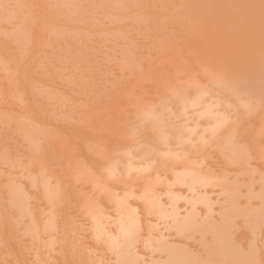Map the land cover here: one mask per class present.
Masks as SVG:
<instances>
[{"label":"rangeland","instance_id":"obj_1","mask_svg":"<svg viewBox=\"0 0 264 264\" xmlns=\"http://www.w3.org/2000/svg\"><path fill=\"white\" fill-rule=\"evenodd\" d=\"M22 1V2H21ZM24 1V2H23ZM31 1V0H30ZM29 0H0V40L2 41L1 42V44H3L4 46H2L1 44H0V98H1V96H2V98L0 99V100H2V101H0V104H1V106H0V111H1V116H0V127L3 129V130H0V135H2V136H0V152H2V153H0V159L2 160H0V169H2L3 170V172L1 171V173H0V177L2 178H0V194L2 195H0L2 198H4L5 200H8L9 202H7V201H4V199H2V198H0V218L2 217V219H0V226L2 227H0V235L1 236H3L2 235V233H4V235H5V231H4V227L6 228L7 226H9V229H10V231L11 232H8L6 235H8V237L6 236V237H4V238H2L1 236V243H0V252H1V254H0V264H9V263H11V264H14V262H15V264L17 263V264H21V262H24V264H26V261H27V264H30V262L33 264V262L36 264H45V263H47V264H65V262H66V264H75V262H78V264H79V262L81 263V264H99V263H101V264H106L105 262H107L108 260V264H110V263H112V264H115V263H118L119 262V264H120V261L119 260H117L118 258L116 257V254H118L119 255V253H113L112 251H115V250H117L120 246L119 245H121V247L120 248H122V243H123V239H124V241L126 242V244L128 245V243H127V239L128 238H130L131 236H130V233L132 232V231H135V229L137 230L138 228H136L135 227V225H134V221H133V219H132V217H130L131 215H132V213H133V215L132 216H134L135 214L136 215H138V216H134L135 218L137 217V219H135V220H137V222L139 223V224H141V225H139L137 222H136V226L138 227V226H140L139 227V233L138 232H136V233H138V235H140V236H138L137 238L138 239H136V237L134 238L133 236L130 238L131 240H132V238H134V241H136V240H138L137 241V243L136 242H134V243H136V244H131L132 242H130V240H129V244H131V245H126V247H128L127 249L128 250H126V251H129V252H131L132 250V254H134L133 252H134V249H135V253H137L136 254V256L137 257H135V255H134V257H135V261H133V262H135L136 264H159V262H165L166 264H167V262H166V255H167V252H163V251H165L164 249L165 248H168V247H170V248H173L174 247V249L175 248H177L178 247V249L179 250H177V251H179V252H181L180 250H182V252H181V254L183 253V251H184V253H190V255H189V257L191 258V259H195V258H198L199 259V257H198V254H197V252L199 251H201L202 252V249H203V251L204 250H206L207 251V249L206 248H208V250H210L209 248H211V250L213 249V254L215 253L216 254V252L217 253H219V250H215V248L216 247H218L219 245H220V248L218 247V249H222V248H224V252H222V250H221V254H227V252H225V250L227 251V248L226 247H224V245H222V243H220V239L217 241V239L218 238H216L215 237V240H214V237L212 236V232H210V231H207L208 229H209V227H208V229L207 228H204L205 227V225H204V227H203V225H199L198 224V222L200 223V221H201V223L200 224H207V223H205V222H203L202 223V221H204V219L207 221V220H209L210 218V220H211V222L213 223V221H214V219H215V221L217 220V222H215V224L216 223H219V221L218 220H220V222L221 221H223L224 219H227V218H222L224 215V217H229L230 216V218H228V220H229V222H228V220H227V222H226V226H223V225H225V222L223 221V222H221V223H224V224H222V225H220V226H222V228L224 227V228H226V229H228V227H229V229L228 230H226V231H229V232H227L228 234H230V235H228V238H227V236H226V238L229 240V238L231 237L232 239H231V242H230V240L228 241V240H226V238L225 239H223L224 240V243L226 242L227 244L226 245H228V242H230L229 243V245L227 246L228 247V249H229V252L231 251V255H233L234 253H236L235 251H238V250H233V248H234V246L236 247V249H237V246H236V242H237V245H238V242H240V246H242V248L243 249H246V253L244 252L245 250H242V248L240 247V249L242 250L241 252H239L238 251V253H245L246 255H249V254H251V255H253L254 256V252H252L251 250H249V248L252 246H254L252 249L253 250H256L255 252V254H257L256 256L257 257H259V259H260V261H259V259H257V258H255V259H257L259 262H260V264H264V261H262V260H264V257H262L261 258V256H264V205H263V207H262V204H264V202H261V201H263L264 200V152H262V151H264V41H263V39H264V37H261V36H263V33H264V31H263V33H262V35H261V31H262V29L264 30V8H262V7H264V6H262V4H264V3H261V2H263V0L261 1H256V0H250V3H249V1H247V0H219V2L217 1V0H151V1H149V4L147 3V1H146V3L148 4V7H144V1H139V0H135V1H133V0H104V2L102 3V2H100V0H99V2H98V0H96L97 2H95L94 4L93 3H88V2H90V1H87V3H85V4H83L82 3V1L83 0H76V1H71V0H32V2H30ZM71 1V2H70ZM80 1V2H79ZM92 1H95V0H92ZM101 1H103V0H101ZM133 3H135V4H133L132 5V2ZM236 1V2H235ZM238 1V2H237ZM28 2H30V3H35V2H37V3H35V4H30V3H28ZM43 2V3H42ZM70 2V3H69ZM74 2H75V4H74ZM140 4H139V3ZM202 2H204V3H202ZM216 2V3H215ZM217 2H218V4H220V6L217 4ZM222 2V3H221ZM228 2H229V4H231V5H229L228 4ZM235 2V3H234ZM249 4H248V3ZM42 3V4H41ZM72 3V4H71ZM100 3H101V5L103 6H101L102 8H100L99 9V5H100ZM106 3V4H105ZM144 3V4H143ZM151 3V4H150ZM208 3V4H207ZM223 3H224V5H223ZM227 5H226V4ZM237 3V4H236ZM241 3H243V4H241ZM245 3H247V5L245 4ZM251 3H253V4H251ZM105 4V5H104ZM191 4V5H190ZM202 4H203V6H202ZM205 4V5H204ZM213 4V5H212ZM216 4V5H215ZM221 4H222V6H221ZM240 4H241V7L239 8L240 9V13H239V9H238V7L240 6ZM251 4V5H250ZM20 5H21V7H20ZM35 5V6H34ZM84 5V6H83ZM134 6V8H129V6ZM137 5H139V6H137ZM141 5H143V7L141 6ZM146 5V4H145ZM153 6V7H150V6ZM207 5V6H206ZM226 5V6H225ZM235 5V6H234ZM238 5V6H237ZM253 5V6H252ZM260 5V6H259ZM26 6V8H24ZM30 6V7H29ZM40 6V7H39ZM81 6H83V7H81ZM130 6V7H131ZM198 6V7H197ZM201 6H202V8H201ZM224 6H225V8H224ZM229 6V8L231 9V8H233V9H227L226 7H228ZM250 8H248V7ZM252 6V7H251ZM29 7V8H28ZM77 7H80V8H77ZM135 7H137V8H135ZM139 7V8H138ZM197 7V8H196ZM200 7V8H199ZM211 7H214V8H211ZM236 7V8H235ZM246 7V8H245ZM258 7V8H257ZM22 8H23V10H22ZM145 8H151V9H155V10H158V12L157 11H155L156 13V15L154 14V12H153V14H152V11H154V9L153 10H150V13H151V16H150V13L148 14V10L146 9L145 10ZM157 8V9H156ZM191 8H195V9H192L191 10ZM207 8V9H206ZM212 10H211V9ZM215 8H216V10H215ZM219 8V9H218ZM222 8V9H221ZM258 9V10H256V9ZM259 8H261L260 10H259ZM28 9H30V12H29V10ZM34 9V10H33ZM134 9H138V11H136V10H134ZM142 9V10H141ZM144 9V10H143ZM191 11H190V10ZM227 10V14H226V16L229 14V12L228 11H232V10H234L233 12L234 13H232L231 14V12H230V18L231 17H234V18H236V20H241V21H243V22H238V21H233V20H231V19H229V21L231 20V23H229L228 22V20H227V18H229V17H227L226 18V16L225 15H223V14H225L226 12V10ZM243 9L246 11H243ZM252 9V10H251ZM23 12L24 11V14H25V12L26 11H28V12H26V16L22 13L21 14V11ZM32 10V11H31ZM39 10V11H38ZM140 10V11H139ZM194 10V11H193ZM218 13H215V11ZM236 10V11H235ZM42 11V12H41ZM142 11V12H141ZM144 11H148V12H145V13H143ZM183 11L185 12V13H183ZM204 11V12H203ZM214 11V12H213ZM242 11V12H241ZM252 11H254V12H256V13H254V12H252ZM260 11H261V13H260ZM33 12V13H32ZM225 12V13H224ZM244 12H245V14H244ZM248 12V13H247ZM250 12V13H249ZM35 13V14H34ZM98 13V14H97ZM190 14V15H188V14ZM206 14V15H204V16H201L202 14ZM214 13V14H213ZM221 13H223V14H221ZM247 13V14H246ZM259 13V14H258ZM21 14V15H20ZM27 14H28V16H27ZM33 14V16H31V15ZM84 14H86V15H84ZM88 14H90L89 15V18H88ZM93 14V15H92ZM95 14V15H94ZM187 14V15H186ZM192 14H193V16H192ZM213 14V15H212ZM216 14H217V16H216ZM219 14H221V15H219ZM238 14H240V15H242V17H240V15H238ZM22 15H23V17H22ZM43 15V16H42ZM92 15V16H91ZM96 15H97V17H96ZM104 15V16H103ZM156 17L155 19L154 18H152V17H154V16ZM166 15V16H165ZM179 15V16H178ZM186 15V16H185ZM211 15H212V17H211ZM232 15V16H231ZM245 15V16H244ZM259 15H261V17L259 16ZM18 16V17H17ZM20 16V17H19ZM35 16V17H34ZM41 16V17H40ZM45 16H47V17H45ZM76 16H78V18L76 17ZM79 16H80V19H79ZM82 16H84V17H82ZM86 16V17H85ZM95 16V17H94ZM103 16V17H102ZM151 18H150V17ZM185 16V17H184ZM206 16H208V17H206ZM210 16V17H209ZM224 16V18H225V20H227V23H226V21H225V23H226V25H225V23H224V20H222V17ZM259 16V17H258ZM11 17V18H10ZM30 17L31 18H33V19H30ZM37 17V18H36ZM214 17V18H213ZM216 17H217V19H216ZM221 17V18H220ZM243 17H245V18H243ZM42 18V19H41ZM46 18V19H45ZM81 18H83L82 20H84L83 21V23L85 24V26L83 25V23L80 25L79 23L80 22H82V20H81ZM89 19V21H88V19ZM209 18V19H208ZM211 18V19H210ZM220 18V19H219ZM223 18V19H224ZM250 18L251 19H253V21L251 20L250 22H248L247 20H250ZM263 20H262V19ZM26 19V20H25ZM38 19V20H37ZM44 19V20H43ZM92 19V20H91ZM153 19L155 20V21H153ZM243 19V20H242ZM255 19H258V20H255ZM261 19V20H260ZM21 20H23L22 22H21ZM29 20V21H28ZM32 20H34L33 22H32ZM46 20V21H45ZM78 20V21H77ZM79 20H80V22H79ZM86 20H87V25H86ZM93 20H96V24H97V26H96V24H95V21L93 22ZM213 20V21H212ZM218 20H222V22L220 23V21H219V23H217V21ZM255 20V21H254ZM26 21H28V22H26ZM45 22V24H44V22ZM91 21H92V23H91ZM232 21H233V24H232ZM261 21H262V23H261ZM35 22V23H34ZM38 22V23H37ZM48 22V23H47ZM79 22V23H78ZM213 22V23H212ZM238 22V23H237ZM245 22H246V24H247V26H246V24H245ZM253 22V23H252ZM23 23V24H22ZM32 23H33V25H34V27H36V28H34L33 27V25H32ZM42 23H43V25H42ZM47 23V24H46ZM94 23V25L93 26H95V27H90V26H92V24ZM212 23V24H211ZM237 25H236V24ZM251 23V24H250ZM258 23H259V26H258ZM27 24H29L28 26H27ZM36 24V25H35ZM91 24V25H90ZM220 26H222V25H224V26H222L221 28H219V25ZM222 24V25H221ZM234 24H235V26H234ZM244 24V25H243ZM252 24H256L255 26H257V29H256V27L254 28L253 27V25ZM260 24H261V26H260ZM4 25H6V26H4ZM25 25V26H24ZM39 25V26H38ZM42 25V26H41ZM44 25H45V27H46V30L48 31V32H46V30H45V28H43L42 29V27H44ZM76 25V26H75ZM194 25V26H193ZM215 25V26H217L218 28H219V31H218V29L216 28V27H213V26ZM232 27V28H234V29H229L230 28V26ZM241 25V27H239ZM248 25H249V27H250V25H252V27L254 28V29H251L252 27H250V29H249V27H248ZM8 26V27H7ZM20 26V27H19ZM32 26V27H31ZM78 26V27H77ZM87 26V27H86ZM99 26V27H98ZM238 26V27H237ZM246 26V27H245ZM4 29H3V28ZM23 27V28H22ZM30 27V28H29ZM39 27H40V29H39ZM76 29H75V28ZM85 27H86V29H85ZM90 27V28H89ZM97 27V28H96ZM224 27H226V28H224ZM236 27V28H235ZM7 28V29H6ZM9 28V29H8ZM31 28L33 29L34 28V32L35 31H37V29H38V33H40L39 35H36V33L37 32H35L34 34H32V32H33V30H31ZM80 28V29H79ZM95 28V29H94ZM99 28V29H98ZM214 28V29H213ZM225 30H224V29ZM240 28H242V29H240ZM245 28V29H244ZM259 28V29H258ZM260 28H262V29H260ZM81 29H84V30H82L81 31ZM87 29H90L91 31H92V33H93V31H94V33L95 34H92V33H90V31H88ZM96 29H98V31L96 30ZM236 29H237V31H236ZM249 29V30H248ZM15 30V31H14ZM29 30H31V31H29ZM78 30V31H77ZM79 30H80V32H79ZM86 30V31H85ZM97 32H96V31ZM223 30H224V32H225V34H224V32H223ZM229 30H230V33L232 32V34L229 36V34L230 33H228L229 32ZM243 30V32H241ZM244 30L246 31V33L244 32ZM258 30H259V33H260V37H259V33H258ZM41 31V32H40ZM240 31V32H239ZM29 32H31V33H29ZM86 32H88V33H85ZM221 32V33H220ZM236 32H239L238 33V35H237V33ZM247 32H248V34H249V36H248V34H247ZM37 33V34H38ZM42 33V34H41ZM80 33V34H79ZM220 35H219V34ZM226 33H228V34H226ZM241 33V34H240ZM257 33V34H256ZM2 34H3V36H2ZM33 36H32V35ZM44 34V36H42ZM83 34V35H82ZM91 34H92V36H94V37H92L91 36ZM233 34H235V36L237 37V39H236V37L233 35ZM245 34H246V36H245ZM29 35V36H28ZM34 35H35V37H34ZM86 35V36H85ZM206 35V36H205ZM221 35H222V37H221ZM225 35H228V37L227 36H225ZM241 35V36H240ZM31 36V37H30ZM37 36V37H36ZM47 36V37H46ZM87 36H91V38H94V40H92L91 38H88ZM212 36H215L214 38L212 37ZM234 36V37H233ZM239 36V37H238ZM244 36V37H243ZM251 36V37H250ZM258 36V39L256 38ZM3 37V38H2ZM18 37V38H17ZM43 38V40H42V38ZM80 37H82V38H86V40H84V39H81ZM217 37H218V40H217ZM220 37V38H219ZM224 37H226V39H228L229 40V37L231 38L229 41L231 42V44H230V42L229 41H227ZM240 37H242V38H240ZM252 37H254V38H252ZM10 39V41H11V43L13 44H11L10 43V41H8L9 39ZM34 38V40H32ZM44 38H45V40H44ZM183 39L184 41L185 40H188V43H191V44H188L187 45V41H185V42H182L183 43V45H179V44H182V43H180V41H181V39ZM203 38V39H202ZM206 38V39H205ZM246 38V39H245ZM248 38V39H247ZM252 38V39H251ZM263 38V39H262ZM22 39V40H21ZM24 39V40H23ZM48 39V40H47ZM79 39H81L82 41H80ZM88 39V40H87ZM167 39V40H166ZM191 39V41H189ZM202 39V40H201ZM220 39H221V41H220ZM224 41H223V40ZM240 39H242L241 41H243L242 43H241V41H239ZM255 39V40H254ZM15 40V41H14ZM36 40V41H35ZM41 40V41H40ZM84 40V41H83ZM92 40V41H91ZM160 40V41H159ZM207 41V43H206V41ZM216 40V41H215ZM227 42H226V41ZM235 40V41H234ZM247 40V41H246ZM250 40V41H249ZM257 40V41H256ZM33 41V42H32ZM35 41V42H34ZM39 41V42H38ZM43 41H46V42H43ZM63 41V42H62ZM71 41V42H70ZM80 41V42H79ZM86 41V42H85ZM89 41V42H88ZM163 41V42H162ZM165 41V42H164ZM202 41V42H201ZM212 41H214V42H212ZM220 41V42H219ZM224 43H223V42ZM233 41V42H232ZM237 41V45H236V42ZM250 42V44H249V47L248 46H246V45H248L247 44V42ZM254 41V42H253ZM258 41H260V42H258ZM262 41H263V43H262ZM26 44L27 42H30V43H27L26 45L24 44V43ZM43 42V43H42ZM60 42H61V44H60ZM66 42V43H65ZM88 42V43H87ZM162 42V43H161ZM169 42V43H168ZM171 42V43H170ZM196 42V43H195ZM200 42H201V44H204V45H202L201 46V44H200ZM216 42V43H215ZM248 42V43H249ZM253 43V46H252V43ZM23 43V44H22ZM36 43V44H35ZM65 43V44H64ZM80 43V46L78 45ZM84 43V44H83ZM218 43V44H217ZM222 43V44H221ZM230 45H229V44ZM246 43V44H245ZM259 43V44H258ZM11 45V48H10V45ZM33 44H35V45H33ZM57 44H58V46H57ZM91 44V45H90ZM165 45V46H162V45ZM171 44H173V45H171ZM196 46H195V45ZM224 44V45H223ZM233 44V45H232ZM245 44V46H242V45H244ZM254 44H257V45H255L254 46ZM28 45V46H27ZM56 45V46H55ZM60 45H61V47H60ZM66 45V46H65ZM93 45V46H92ZM190 45H193V47H191ZM198 45V46H197ZM219 45V46H218ZM229 45V46H228ZM251 45V46H250ZM258 45H259V47H258ZM260 45H262V46H260ZM9 46V47H8ZM14 46H15V48H14ZM36 46V47H35ZM40 48H39V47ZM55 46V47H54ZM65 46V47H64ZM136 48H135V47ZM185 46V47H184ZM186 46H188V48L186 47ZM231 46V47H230ZM5 47H6V49H5ZM21 47V48H20ZM23 47V48H22ZM26 47V48H25ZM78 47V48H77ZM92 47H94V48H92ZM165 47V48H164ZM189 47H190V50H189ZM220 47H221V49H220ZM239 47V48H238ZM241 47V48H240ZM244 47V48H243ZM246 47H248V49L250 50H246ZM253 49H252V48ZM258 47V49L260 50H258V51H256L257 48ZM263 49L262 51H261V48ZM2 48V49H1ZM14 48V49H13ZM28 48V49H27ZM53 48V49H52ZM67 48V49H66ZM131 48V49H130ZM164 48V49H163ZM167 48V49H166ZM175 48V49H174ZM191 48H193V49H195V50H193L192 52H191ZM227 48V49H226ZM229 48V49H228ZM233 48H235L234 50H232ZM9 49H11L10 50V52L11 53H9ZM52 49V50H51ZM66 49V50H65ZM137 49V50H136ZM170 49V50H169ZM198 49V50H197ZM221 50V52L219 51V50ZM226 49V50H225ZM239 49V50H238ZM244 49V50H243ZM252 49V50H251ZM2 50H4V51H2ZM27 50H28V52H27ZM58 50V51H57ZM168 50H169V52H168ZM172 50V51H171ZM176 50V51H175ZM190 52H189V51ZM204 50V51H203ZM206 50V51H205ZM213 50V51H212ZM216 50V51H215ZM218 50V51H217ZM223 50V51H222ZM229 52H228V51ZM230 50H231V53H230ZM237 50L238 51H240V52H242V53H240V52H237ZM246 50V51H245ZM53 51V54L51 53ZM175 51V52H174ZM187 51V52H186ZM197 51V52H196ZM228 52V54L226 53V52ZM233 51V52H232ZM237 52V53H235V52ZM253 53H252V52ZM4 54H3V53ZM47 52H48V54H50V55H46L47 54ZM50 52V53H49ZM61 52V53H60ZM129 52V53H128ZM162 52H164V53H162ZM166 52V53H165ZM172 52H174V53H172ZM204 54H206V55H204ZM211 52H213V53H211ZM215 52V53H214ZM217 52V53H216ZM225 53V54H221L220 55V53ZM249 53V55H248V53ZM256 52V53H255ZM26 53V54H25ZM38 53V54H37ZM46 53V54H45ZM61 55H60V54ZM160 53V54H159ZM161 53H162V55H161ZM173 54V55H171V54ZM180 53V54H179ZM218 53H219V55H220V57H219V55H218ZM230 53V54H229ZM251 53V54H250ZM262 53V54H261ZM6 54V55H5ZM14 54V55H13ZM31 54H33V56L31 55ZM42 54V55H41ZM44 54V55H43ZM56 54H58V55H56ZM157 54V55H156ZM164 54H170V55H165V57H166V59H165V57H164ZM193 56V57H191V55ZM194 54V55H193ZM233 54H236L235 56L233 55ZM240 54V55H239ZM245 54V55H244ZM260 54H261V56L262 57H259L260 56ZM2 55H5L4 56V58H3V56ZM29 55V56H28ZM53 55V56H52ZM54 55H55V57H54ZM179 55V56H178ZM202 55V56H201ZM204 55V56H203ZM209 55V56H208ZM212 55H214L213 57L214 58H216V60L213 58H211V56ZM230 56V58H229V56ZM234 56V59H233V56ZM240 57H239V56ZM243 55V56H242ZM250 55H251V57H250ZM257 55V56H256ZM12 56V57H11ZM63 56V57H62ZM153 56H154V58H153ZM158 56H162V57H158ZM175 56V57H174ZM190 58H189V57ZM199 56V57H198ZM201 56V57H200ZM206 56V57H205ZM221 56L225 59V60H229V62H226L224 59H222L221 58ZM227 56V57H226ZM246 56H248V57H246ZM5 57H7L6 58V60H5ZM41 57V58H40ZM62 57V58H61ZM129 57H131V58H129ZM168 57V58H167ZM174 57V58H173ZM182 57V58H181ZM196 59H195V58ZM231 57H232V59H231ZM235 57H237V59H235ZM239 57V58H238ZM242 57V58H241ZM246 57V58H245ZM253 57H254V59H253ZM259 57V58H258ZM58 58V59H57ZM152 58V59H151ZM157 58H159V59H157ZM163 58H164V60H163ZM182 59V61H181V59ZM186 58V59H185ZM213 61H215V62H212V60ZM240 58H241V61H240ZM245 58V59H244ZM251 59V60H249V59ZM258 58V59H257ZM261 58V59H260ZM4 59V60H3ZM125 59H127V60H125ZM130 59V60H129ZM157 59V60H156ZM172 59V60H171ZM185 59V60H184ZM196 61H195V60ZM207 59V60H206ZM210 59V60H209ZM219 59H222L223 61H225L224 63V65H223V61L221 60V61H219L218 63H216V61H218ZM243 59V60H242ZM247 59H248V61H247ZM257 59V60H256ZM21 60V61H20ZM24 60V61H23ZM52 60V62H49V61H51ZM132 60V61H131ZM156 60V61H155ZM174 60L176 61V62H174ZM184 60V61H183ZM188 60V61H187ZM235 61V64L234 63H232L231 61ZM236 60H237V62H236ZM245 60V61H244ZM254 60V61H253ZM20 61V62H19ZM56 61H57V63H56ZM155 61V62H154ZM163 61H165V62H163ZM170 61V62H169ZM208 61V62H207ZM209 61H211V62H209ZM238 61L239 62H241V64L240 63H238ZM242 61H244V62H242ZM260 61V62H262V63H258V62ZM18 62V64H16ZM159 62H160V64H159ZM168 62V63H167ZM187 62V63H186ZM251 62H253L252 63V65H250L251 64ZM257 62V63H256ZM23 63H25V64H23ZM50 63H52V66H51V64ZM135 63V64H134ZM138 63V64H137ZM178 63V64H177ZM228 63V64H227ZM250 63V64H249ZM50 64V65H49ZM56 64V65H55ZM59 64V65H58ZM153 65H155V66H153V68H151ZM157 64H159L158 66H157ZM168 64H171L172 66H168ZM175 64V65H174ZM213 65V67H212V65ZM219 64V66H217ZM227 64V65H226ZM246 64V65H245ZM254 64V65H253ZM129 65H131V67L129 66ZM161 65H162V67H161ZM168 67H167V66ZM178 66V68H177V66ZM207 65V66H206ZM216 65V66H215ZM230 65V66H229ZM233 65V67H231ZM239 66V68H238V66ZM133 66V67H132ZM148 66H150V67H148ZM159 66L161 67L160 69H161V71H160V69H159ZM184 66V67H183ZM220 66H224L223 67V69H222V67L220 68ZM227 66H229V69L227 68ZM20 67V68H19ZM21 67H22V69H21ZM25 67V68H24ZM155 67H157V69L155 68ZM172 67V68H171ZM207 67H209L210 68V70H209V68H207ZM216 67H217V70H216ZM218 67H219V69H221V70H218ZM225 67H226V69H225ZM238 68V70L240 69V74H239V72L237 71V69L236 68ZM133 68V69H132ZM163 68V69H162ZM165 68H167V69H165ZM213 68V69H212ZM236 69L235 71H237L236 73H235V71H234V69ZM14 69V70H13ZM18 69V70H17ZM139 69V70H138ZM171 71H170V70ZM196 70V71H194V70ZM211 69H212V71H211ZM232 69V70H231ZM242 69V70H241ZM20 70H23V71H25L26 72V74H25V72L24 73H22ZM123 70H125V71H123ZM163 70V71H162ZM168 72V73H170L171 74V72H172V74H171V78H170V74H167L166 72ZM216 70V71H215ZM227 70L228 71H230L229 73H231L230 75H227V74H229L228 72H227ZM70 71V72H69ZM136 71L137 72H139V74H140V72L142 73V75L140 74H138V73H136ZM145 71V72H144ZM174 71V72H173ZM224 71V72H223ZM20 74H19V73ZM146 72H148V73H146ZM162 72V73H161ZM177 72V73H176ZM197 72V73H196ZM198 72H199V74H198ZM214 72V73H213ZM215 72H216V74H215ZM234 72V73H233ZM64 73V74H63ZM67 73H68V75H67ZM72 73V74H71ZM105 73L106 75L104 76L103 74ZM108 73V74H107ZM119 73V74H118ZM131 73V74H130ZM134 73H136V74H134ZM158 73V74H157ZM161 73V74H160ZM163 73H166V75L164 74L163 75ZM187 73V74H186ZM226 73V74H225ZM241 73H242V75H244V76H242L241 75ZM246 73H247V75L249 74L250 75V78H249V76H247L246 75ZM17 74H19V75H17ZM22 74V75H21ZM25 74V75H24ZM27 74L29 75V76H27ZM102 74V75H101ZM129 74V75H128ZM132 74H133V76L134 77H132ZM145 74V76L143 77V75ZM174 74H176V75H174ZM212 74H213V76L214 77H212ZM215 74V75H214ZM217 74H219V76H220V78H219V76L217 75ZM234 74V75H233ZM237 74V75H236ZM241 75V77L239 76V75ZM111 75V76H110ZM154 75H156V76H154ZM159 75V76H158ZM189 75V76H188ZM195 75L197 76V77H195ZM199 75V76H198ZM201 75V76H200ZM226 75V76H225ZM245 75H246V78H245ZM17 76V77H16ZM154 76V77H153ZM162 76L164 77V78H162ZM169 76V77H168ZM225 76V77H224ZM229 76H231V77H229ZM19 77H21V79L19 78ZM24 77H27V78H24ZM31 77V78H30ZM94 77V78H93ZM139 77H141V78H139ZM159 77V78H158ZM178 77H181L180 79L178 78ZM191 77V78H190ZM203 78V81H202V78ZM212 77V78H211ZM223 77H224V79L226 80H224L223 79ZM232 77H234L233 79L234 80H232ZM239 77V78H238ZM23 78V79H22ZM103 78V79H102ZM118 78V79H117ZM132 78H134V79H132ZM136 78V79H135ZM148 78V79H147ZM154 78V79H153ZM155 78H156V80H155ZM161 78V79H160ZM166 78V79H165ZM169 78V79H168ZM172 78H174V79H172ZM200 78H201V80H200ZM216 78V79H215ZM228 78H230V79H228ZM236 78V79H235ZM26 79V80H25ZM106 79V80H105ZM111 79V80H110ZM112 79H113V81H112ZM163 79V80H162ZM223 79V80H222ZM241 80V83H240V80ZM12 80V81H11ZM25 80V82H23ZM45 80V81H44ZM71 82H70V81ZM104 80V82H102ZM109 80V81H108ZM171 80V81H170ZM173 80V81H172ZM175 80V81H174ZM219 80V81H218ZM221 80H222V82H221ZM227 80H229L228 81V83L226 84V82H227ZM237 80V81H236ZM247 80V81H246ZM3 83H2V82ZM111 81V82H110ZM124 81H125V83H124ZM134 81V82H133ZM137 81V82H136ZM154 83H153V82ZM166 83H165V82ZM217 81V82H216ZM232 81V82H231ZM238 81H239V83H238ZM243 81H246V82H243ZM249 81V82H248ZM21 82H22V84H21ZM29 84H28V83ZM35 84H34V83ZM45 82V86L43 85L42 86V84ZM74 82V83H73ZM106 82V83H105ZM110 82V83H109ZM112 82H114V83H112ZM140 82V83H139ZM183 83L182 85L180 84V85H178L177 83ZM223 82H224V84H223ZM236 82V83H235ZM12 83H15L14 85V88L16 89H14L12 86H13V84ZM23 83H26L25 85L23 84ZM51 83V85L48 87V85ZM102 83H105V85H106V89L107 90H105V85H103ZM110 84V85H108V84ZM160 83H161V85H160ZM169 83H172L171 85H173L174 83V86H173V88L171 87V85L169 84ZM206 83V84H205ZM212 83V85H210ZM215 83V84H214ZM232 83V84H231ZM3 84V85H2ZM6 84V85H5ZM8 84V85H7ZM9 84H10V86H11V88H13V89H11L10 88V86H9ZM28 84V85H27ZM37 84V85H36ZM54 84V85H53ZM92 84V85H91ZM100 84V85H99ZM111 84H114V85H111ZM159 84V85H158ZM169 84V87H167V85ZM189 86H188V85ZM238 84V85H237ZM240 84V85H239ZM244 84V85H243ZM246 84H249L250 86H248V85H246ZM22 85V86H21ZM31 85V86H30ZM32 85H33V87H32ZM56 85H58V86H56ZM108 85V86H107ZM142 85H143V87H142ZM150 85V86H149ZM176 85H178V87L176 86ZM185 85H187L186 87H185ZM204 85V86H203ZM18 86V87H17ZM28 87V89H27V87ZM51 86H53V87H51ZM92 86V87H91ZM97 87V88H95V87ZM115 86V87H114ZM122 86V87H121ZM125 86H127V87H125ZM146 86V87H145ZM149 86V87H148ZM156 86H157V91H156ZM175 86L177 87V88H175ZM191 86V91L189 90L190 87ZM212 86V87H211ZM234 86H237V88H239L238 90L236 89V87H234ZM240 86V87H239ZM249 87L251 90H253V92H251V90L249 89V88H247V87ZM51 87V88H50ZM129 87V88H128ZM136 87V88H135ZM138 87H141V88H139L138 90H137V88ZM163 87H164V89H163ZM180 87V88H179ZM183 87L185 88V89H183ZM195 87V88H194ZM208 87H210V88H208ZM241 87H242V89H241ZM244 87H246L245 89H243ZM53 88V89H52ZM91 88V89H90ZM127 88V89H126ZM134 88L136 89V90H134ZM144 88H146V89H144ZM150 88V90H148ZM153 88V90H154V92L152 93L151 92V89ZM167 88L169 89L168 90V92H167ZM189 88V89H188ZM212 88V89H211ZM213 88H214V90H213ZM13 91V90H15V92H18V93H12V96H13V98H12V96L10 95V93H11V90ZM20 89V90H19ZM23 89V90H22ZM30 89V91H28ZM35 89H36V91H35ZM59 89V90H58ZM69 89V90H68ZM72 89V90H71ZM79 89V90H78ZM88 89H89V91H88ZM108 89H109V91H108ZM120 89V90H119ZM142 89H144V90H142ZM172 89V90H171ZM182 90V91H180V90ZM211 89V90H210ZM2 90L4 91V92H2ZM35 91V93H34V91ZM46 90V91H45ZM99 90V91H98ZM112 90V91H111ZM115 90V91H114ZM119 90V91H118ZM123 90V91H122ZM140 90V91H139ZM145 90H147V92H144ZM163 90V91H162ZM165 90V91H164ZM179 90V92H177ZM185 90V91H184ZM186 90H187V92H186ZM189 90V91H188ZM193 90V91H192ZM240 90H242V91H240ZM245 90V91H244ZM7 91V92H6ZM24 91V92H23ZM27 91V92H26ZM43 91H45L44 92V94H42V92ZM48 91V92H47ZM56 93H55V92ZM62 91V92H61ZM71 91V92H70ZM78 91V92H77ZM83 91V92H82ZM92 91V94L90 93ZM101 91H102V93H101ZM104 91V92H103ZM118 91V92H117ZM122 91V92H121ZM125 91V92H124ZM132 91H134V92H132ZM139 91V92H138ZM160 91V92H159ZM162 91V92H161ZM196 91V92H195ZM239 91V92H238ZM244 91V92H243ZM249 91L251 92V93H249ZM256 91V92H255ZM48 93V95H47V93ZM80 92V93H79ZM85 92V93H84ZM96 92H98V93H96ZM112 92V93H111ZM149 92V93H148ZM171 92V93H170ZM177 92V93H176ZM181 92H183V93H181ZM189 92H192L191 94H192V96H191V94L189 93ZM255 92V93H254ZM2 93V94H1ZM4 93V94H3ZM21 93V94H20ZM23 93V94H22ZM41 93V94H40ZM46 93V94H45ZM74 93V94H73ZM82 93H84V94H82ZM88 93V94H87ZM111 94V95H109L110 96V98H111V96H113V98H111V101H110V98L109 97H107L108 95L107 94ZM116 93V94H115ZM120 93H121V95L123 96H121L120 95ZM128 93V94H127ZM151 93V94H150ZM164 93V94H163ZM170 93V94H169ZM187 93L188 94H190V95H187ZM15 95V98H14V95ZM25 94V95H24ZM28 94H30V96H28ZM31 94H33V95H31ZM63 94V95H62ZM80 94V95H79ZM89 95V96H87V95ZM93 94H94V96H93ZM96 94H97V97H96ZM106 94V95H105ZM113 94H115V95H113ZM151 96H150V95ZM161 94V95H160ZM172 94V95H171ZM257 96H256V95ZM57 95V96H56ZM67 95V96H66ZM116 95H118V96H116ZM175 97H174V96ZM182 95H183V97H182ZM17 96V97H16ZM24 96V97H23ZM32 96V97H31ZM114 96H116V97H114ZM142 96H144V97H142ZM164 96V97H163ZM176 96H177V98H176ZM181 96V97H180ZM250 96V97H249ZM30 97H31V100H30ZM51 97V98H50ZM70 97H71V99L73 100H71L70 99ZM76 97V98H75ZM82 97V98H81ZM85 97V98H84ZM106 97V98H105ZM172 97V98H171ZM190 97V98H189ZM205 97H206V101H205ZM10 98H12V99H10ZM23 100H22V99ZM25 98V99H24ZM29 98V99H28ZM40 98V99H39ZM50 98V99H49ZM57 98V99H56ZM68 98H69V100H68ZM83 98H84V100H83ZM107 98H109V99H107ZM121 98V99H120ZM145 98V99H144ZM147 98V99H146ZM175 98V99H174ZM184 98V99H183ZM189 98V99H188ZM204 98V99H203ZM62 99V100H61ZM65 99H67L66 101H65ZM80 99V100H79ZM82 99V100H81ZM92 99L94 100V101H92ZM114 99V102L115 103H113V100ZM140 99V100H139ZM191 99V100H190ZM207 99H208V101H207ZM243 99V100H242ZM34 100V101H33ZM54 100H56V101H54ZM59 100H61V101H59ZM77 100V101H76ZM79 100V101H78ZM96 100V101H95ZM116 100H118V101H116ZM122 100V101H121ZM152 100V101H151ZM181 100V101H180ZM186 100V102H184ZM201 100V101H200ZM241 100V101H240ZM250 100V101H249ZM24 101H25V103H24ZM71 103H69V102ZM75 101H76V103H75ZM84 101H86V102H84V104H83V102ZM101 101V102H100ZM109 101H110V103H109ZM124 101V102H123ZM145 101V102H144ZM149 101V102H148ZM154 101V102H153ZM163 101H165V102H163ZM252 101V102H251ZM3 102L5 103V104H3ZM6 102H7V104H6ZM48 102V103H47ZM74 102V103H73ZM92 102V103H91ZM93 102L95 103V104H93ZM108 102V103H107ZM137 103V105L135 104V103ZM157 102V106H155V104L154 103H156ZM197 102V103H196ZM205 102V103H204ZM13 103V104H12ZM55 103V104H54ZM69 103V104H68ZM85 103H86V105H85ZM88 103L89 104H91V105H88ZM104 103V104H103ZM125 103H126V105H125ZM127 103H128V105H127ZM130 103V104H129ZM182 103V104H181ZM199 103H201L202 105H203V107H202V105H200ZM247 103V104H246ZM252 103V104H251ZM9 104V105H8ZM11 104V105H10ZM21 104V105H20ZM24 104V105H23ZM25 104H27V105H25ZM41 104V105H40ZM47 104V105H46ZM66 104H67V106H66ZM73 104V105H72ZM97 104V105H96ZM121 104H124V105H121ZM132 104V105H131ZM139 104V105H138ZM141 104V105H140ZM148 104V105H147ZM165 104H166V106H165ZM188 106H187V105ZM205 104V105H204ZM256 104V105H255ZM7 105V106H6ZM37 105L39 106V107H37ZM48 105L50 106V108L48 107ZM70 105V106H69ZM74 105H76L75 107H73ZM92 105H96V106H99L100 105V107L97 109V107L96 108H94ZM102 105V106H101ZM104 105L106 106V108L104 107ZM107 105H108V108H107ZM116 107H115V106ZM120 106V108H118L119 106ZM162 105V106H161ZM195 105V106H194ZM252 105H254V106H252ZM24 106V107H23ZM66 106V107H65ZM78 106V107H77ZM90 106V107H89ZM92 106V107H91ZM123 106V107H122ZM127 108H126V107ZM143 108H142V107ZM171 108H170V107ZM182 106V107H181ZM248 106V107H247ZM6 107V108H5ZM10 107V108H9ZM22 107H23V109H22ZM58 107H59V109H58ZM77 107V108H76ZM89 107V108H88ZM103 107V108H102ZM149 107V108H148ZM157 107H159V109L160 110H158V108ZM163 107H164V111H163ZM240 107V111H237V109ZM256 107V108H255ZM5 108V109H4ZM9 108V109H8ZM17 108V109H16ZM42 108L44 109V110H42ZM54 108V109H53ZM73 108H74V110H73ZM86 108V109H85ZM94 108V109H93ZM122 108L123 109H125V112H124V110H122ZM151 108V109H150ZM162 108V109H161ZM235 108H236V110H235ZM255 108V109H254ZM260 109L259 111H258V109ZM12 109V110H11ZM27 109H28V111H27ZM51 109H53V111L51 110ZM72 111H71V110ZM85 109V110H84ZM91 109V110H90ZM97 109V110H96ZM104 109V110H103ZM109 109V110H108ZM134 109V110H133ZM148 109V110H147ZM168 109V110H167ZM206 109V110H205ZM211 109V110H210ZM224 109H226L225 111H227V112H230V110H234V111H232V113L230 112V114H233V116H234V114H235V116H238V117H233L232 115H230L229 113H227V114H225L226 112L224 111ZM249 109V110H248ZM257 109V110H256ZM4 110V111H3ZM14 110H16L15 112L16 113H18V114H16L15 113V116H14ZM30 110V111H29ZM96 110V111H95ZM117 110V111H116ZM121 110V111H120ZM137 110V111H136ZM154 110V111H153ZM201 110V111H200ZM221 110V111H220ZM242 110V111H241ZM253 110V111H252ZM22 111H24V112H22ZM52 111V112H51ZM57 111V112H56ZM60 111H61V113H60ZM62 111H63V114H62ZM84 111V112H83ZM89 111V112H88ZM90 111H91V113H90ZM97 111H98V114H97ZM102 111H104V112H102ZM108 111V112H107ZM112 111V112H111ZM115 111V112H114ZM133 111V112H132ZM159 111H161V112H159ZM163 111V112H162ZM247 111V112H246ZM258 111V112H257ZM261 111V112H260ZM3 112V113H2ZM21 112V115L19 114ZM55 112V113H54ZM59 112V113H58ZM79 112V113H78ZM82 112H83V114H82ZM131 112V113H130ZM138 112V113H137ZM142 112V113H141ZM216 112V113H215ZM244 112V113H243ZM255 112H256V114H255ZM51 113V114H50ZM53 113V114H52ZM102 115H101V114ZM156 113V114H155ZM163 115H162V114ZM166 113V114H165ZM219 113V114H218ZM237 113V114H236ZM239 113H242V114H239ZM258 113V114H257ZM4 114V115H3ZM9 114V115H8ZM25 114V115H24ZM41 114V115H40ZM47 114V115H46ZM81 114V115H80ZM88 114V115H87ZM137 114V115H136ZM176 114V115H175ZM217 114V115H216ZM221 114V115H220ZM239 114V115H238ZM243 114L244 115H246V116H243ZM249 114H250V116H249ZM255 114V115H254ZM6 115H8V117L6 116ZM11 115H12V117H11ZM51 115V116H50ZM100 117H99V116ZM134 115V116H133ZM138 115H140V116H138ZM143 115V116H142ZM157 115H159V116H157ZM160 115H162V118L160 117ZM173 115V116H172ZM228 115H230V116H228ZM17 116V117H16ZM21 116V117H20ZM28 116V117H27ZM31 116V117H30ZM42 116V117H41ZM49 116V117H48ZM53 116V117H52ZM56 116V117H55ZM59 116H61L60 118H58ZM80 116V117H79ZM91 116V117H90ZM105 116V117H104ZM166 116V117H165ZM215 116V117H214ZM219 116V117H218ZM223 116V117H222ZM226 116H228V117H226ZM4 117V118H3ZM12 118V119H7V118ZM16 117V118H15ZM24 117V118H23ZM93 117H94V119H96V120H93ZM104 117V118H103ZM113 117V118H112ZM123 117V118H122ZM125 117V118H124ZM137 117V118H136ZM138 117H139V119H138ZM142 118V121L140 120L141 118ZM145 117H146V119H145ZM164 117V118H163ZM177 117V119H175ZM229 117H231V118H229ZM233 117V118H232ZM239 117H241V118H239ZM245 117H247V118H245ZM16 120H14V119ZM45 118V119H44ZM50 118V119H49ZM54 118V119H53ZM62 118L65 120V122L64 121H61L62 120ZM81 118V119H80ZM83 118V119H82ZM85 118V119H84ZM106 118V119H105ZM112 118V119H111ZM127 118H128V120H127ZM134 118V119H133ZM144 118V119H143ZM148 118V119H147ZM171 118H173L172 120L174 121H172L171 120ZM212 118V119H211ZM18 119V120H17ZM53 119V120H52ZM57 119V120H56ZM105 119V120H104ZM117 119H118V121H117ZM125 119V120H124ZM137 119V120H136ZM215 119V120H214ZM231 119H233L232 121H231ZM237 119V120H236ZM241 119V120H240ZM246 119V120H245ZM248 119H251V120H248ZM1 120H3L2 122H1ZM8 120V121H7ZM12 120H14V121H12ZM24 120V121H23ZM55 120V122H53ZM60 122H59V121ZM82 120V122H80ZM89 120H91L90 122H89ZM104 120V121H103ZM123 120H124V122H123ZM140 120V121H139ZM144 120V121H143ZM146 120V121H145ZM150 120V121H149ZM168 120H169V123H170V120H171V123L169 124L168 123ZM239 120H240V124H241V128H240V124H239ZM248 120V121H247ZM11 121H12V123H11ZM18 121H20L19 123H18ZM28 121H30V122H28ZM71 121H73V122H71ZM77 123H76V122ZM88 121V122H87ZM98 121V122H97ZM99 121L101 122V124H99ZM121 121V122H120ZM227 121H228V123H229V125H228V123H227ZM237 121V122H236ZM261 121V122H260ZM3 122H6L5 124H8V125H4V123ZM17 124H16V123ZM25 122V125H23V123ZM43 122V123H42ZM87 122V123H86ZM95 122H96V124H95ZM117 122V123H116ZM140 122V123H139ZM146 122H147V124H146ZM156 122V123H155ZM212 122V123H211ZM235 122V123H234ZM248 122V123H247ZM253 122V123H252ZM21 123V124H20ZM43 125V127L41 126V124ZM68 123H72V125H69ZM85 123H86V125H85ZM90 123V124H89ZM102 123H103V125H102ZM119 123V125L117 126L116 124H118ZM139 123V124H138ZM151 123H152V125H151ZM168 123V124H167ZM174 123H176V125L177 126H179L180 128L179 129H181V132H180V130L178 129V130H176L175 128H174V126H176V125H174ZM210 123V124H209ZM231 123H233V126L231 125ZM237 123L239 124V128L241 129H239L238 130V125H237ZM247 123V124H246ZM251 123V124H250ZM259 123L261 124L260 126H259ZM263 123V124H262ZM65 124H66V126H65ZM75 124V125H74ZM88 124V125H87ZM106 124H107V126H106ZM113 124H115V125H113ZM126 124V125H125ZM167 124V126H164V125H166ZM190 124H192L191 126H188V125H190ZM205 124V125H204ZM227 124V125H226ZM234 124H235V126H234ZM19 126V129L21 130H18L17 131V129H18V127H16V126ZM20 125H21V127H20ZM23 125V126H22ZM49 125V126H48ZM91 125H93V126H91ZM96 127H98V125H99V127L98 128H96ZM136 125V126H135ZM143 125H144V127H143ZM151 125V127H149ZM170 125V126H169ZM184 127H183V126ZM208 125V126H207ZM213 125V126H212ZM221 125H223V126H221ZM243 125V126H242ZM246 125V126H245ZM9 126V127H8ZM13 126V127H12ZM33 126V127H32ZM47 128H46V127ZM53 128V130H51L52 128ZM63 126V127H62ZM71 126V127H70ZM82 126L83 127H85V129L84 128H82ZM91 128H90V127ZM100 126H101V128H102V130H101V128H100ZM106 126V127H105ZM127 127L128 129H126V128H124V127ZM132 128H131V127ZM138 126H142V127H138ZM146 126H148V127H146ZM176 126V127H177ZM199 126V127H198ZM206 126H207V130L210 132V134H209V132H207V130H206ZM215 126V127H214ZM218 126V127H217ZM256 126H258V130H257V127ZM25 127H27L26 128V130H25ZM35 127V128H34ZM86 127H89V128H86ZM104 127H105V129H104ZM108 127V128H107ZM134 127H136V128H134ZM167 127V128H166ZM171 127H173L172 129L176 132H174L172 129H171ZM197 127H198V129H197ZM221 128V130L224 128V130H222V131H225L224 133L222 132V131H220V128ZM244 127V128H243ZM23 128H24V130L26 131H24L23 130ZM51 128V129H50ZM111 128V129H110ZM113 128V129H112ZM140 128V129H139ZM146 128V129H145ZM147 128H148V132H147ZM151 128V129H150ZM213 128V129H212ZM226 128V129H225ZM234 128V129H233ZM243 128V129H242ZM13 129L15 130V131H13ZM31 129V130H30ZM41 129H43V130H41ZM86 129H88V130H86ZM98 130V132H96L97 130ZM108 129H110V131L108 130ZM119 129H121V130H119ZM124 129V130H123ZM125 129H126V132H125ZM129 129H132V130H129ZM197 129V130H196ZM210 129V130H209ZM229 129V130H228ZM245 129V130H244ZM247 129V130H246ZM263 129V130H262ZM33 130V131H32ZM69 130V131H68ZM80 130H82L83 131V133H82V131H80ZM85 130V131H84ZM106 132H108V133H106ZM117 130L119 131V132H117ZM137 130V131H136ZM156 130V131H155ZM166 130H168L167 132H166ZM170 130V131H169ZM213 130V131H212ZM219 130V131H218ZM232 130V131H231ZM236 130H238L237 132H236ZM38 131V132H37ZM42 131L44 132V133H42ZM50 131V132H49ZM55 132V134H54V132ZM63 131V132H62ZM74 131V132H73ZM88 133H87V132ZM102 131H103V133H102ZM128 131V132H127ZM140 131V132H139ZM142 131H145L144 133L142 132ZM158 131V132H157ZM162 131V132H161ZM188 131V132H187ZM206 131V132H205ZM216 131V132H215ZM243 131H244V133H243ZM261 131V132H260ZM4 132H5V134H4ZM8 132V133H7ZM17 132V133H16ZM21 132H23V134H21ZM36 132V133H35ZM94 132V133H93ZM101 132V133H100ZM115 132H117V134L115 133ZM125 132V133H124ZM132 133V134H130V133ZM135 132V133H134ZM200 132V133H199ZM221 133L220 134V139H219V137H218V135H219V133ZM239 132V134H240V136H241V138L240 139H237V138H239L238 136H239V134H235V133H238ZM261 133V135H260V133ZM20 133V134H19ZM27 133V134H26ZM33 133H34V135H33ZM53 134V137H52V135L51 134ZM58 133H60V136H59V134ZM97 133V134H96ZM133 133H134V135H133ZM153 133H154V135H153ZM156 133V134H155ZM169 133V134H168ZM205 133H207V135L205 136ZM217 133H218V135H217ZM241 133H243V135L241 134ZM247 133V134H246ZM17 136V139H15L16 137L14 136ZM39 134V135H38ZM41 134H43V135H41ZM78 134V135H77ZM101 135V136H99V135ZM108 134V135H107ZM130 134V136H128ZM152 134V135H151ZM157 134H159L158 136H157ZM170 134H171V136H170ZM179 134H181V136L179 135ZM186 134H187V136H186ZM201 134V135H200ZM12 135V136H11ZM28 135V136H27ZM36 135H37V137H36ZM58 135V136H57ZM80 135V136H79ZM83 135V136H82ZM117 135H119V137L117 136ZM123 135V136H122ZM126 137H125V136ZM134 136V138H133V136ZM147 135V136H146ZM150 135V136H149ZM157 137H156V136ZM185 135V136H184ZM204 135V136H203ZM210 135H211V139H210ZM213 135H214V137H213ZM21 136V137H20ZM27 136V137H26ZM34 136L36 137V139L34 138ZM40 136V138H38ZM49 136H50V138H49ZM66 136H68L67 138H66ZM71 136V137H70ZM78 136H79V138H78ZM96 136H98V138H96ZM121 136V137H120ZM167 136H169V138H170V141H167L169 138L167 137ZM173 136V137H172ZM192 136V137H191ZM216 136V137H215ZM234 136H236V137H234ZM244 136V137H243ZM250 136V137H249ZM259 136H261V137H259ZM29 137V138H28ZM33 137V138H32ZM45 137V138H44ZM75 137V138H74ZM101 139H100V138ZM103 137V138H102ZM105 137V138H104ZM118 137V138H117ZM123 137V138H122ZM129 137V138H128ZM131 137V138H130ZM135 137H137L136 139H135ZM175 137V138H174ZM177 137V138H176ZM195 137H197V138H195V140H194V138ZM243 137V138H242ZM257 137H259V138H257ZM9 138L11 139V143L8 141L9 140ZM23 140H22V139ZM44 138V139H43ZM48 138V139H47ZM52 138V139H51ZM55 139V142H56V144L59 146L60 144H61V142L63 141V143L59 146V148H58V146L55 144V142H54V139ZM74 138V139H73ZM138 138H140V139H138ZM173 138V139H172ZM193 140H192V139ZM223 138V139H222ZM261 138V139H260ZM263 138V139H262ZM3 139V140H2ZM20 139V140H19ZM26 139V140H25ZM34 139V140H33ZM40 139V140H39ZM47 139V140H46ZM79 139V140H78ZM85 139H86V143H85ZM87 139H89V140H87ZM95 141H94V140ZM130 139V140H129ZM135 139V140H134ZM138 139V140H137ZM148 139V140H147ZM156 139H157V142H156ZM214 139H217V141L215 142V140ZM230 139V140H229ZM235 141H234V140ZM258 139H259V142H258ZM21 140H22V143H21ZM52 142H51V141ZM73 140V141H72ZM84 142H83V141ZM97 140V141H96ZM103 140V141H102ZM122 140V141H121ZM134 140V141H133ZM137 140V141H136ZM152 140V141H151ZM160 140H163V141H160ZM167 142H166V141ZM190 140H192L191 141V144H190ZM201 140V141H200ZM203 140V141H202ZM207 140V141H206ZM213 140V141H212ZM237 140H240L239 142H236ZM243 140V141H242ZM245 140H247V141H245ZM6 141H7V143H6ZM27 141V142H26ZM34 141V142H33ZM43 141V142H42ZM77 141V142H76ZM88 141V142H87ZM121 141V142H120ZM171 141H172V143H171ZM220 141L222 142V143H220ZM233 141V142H232ZM252 141H254V142H252ZM256 141H257V143H256ZM14 142H16V143H14ZM50 142H51V144H50ZM54 142V143H53ZM60 142V143H59ZM66 142V143H65ZM101 142V143H100ZM138 142V143H137ZM142 142H143V144H142ZM155 143V144H153V143ZM170 142V143H169ZM180 142V143H179ZM194 142V143H193ZM204 142H206L205 143V145H204ZM211 142V143H210ZM215 142V143H214ZM242 142H244L243 144H242ZM249 142V143H248ZM3 143H5L4 145H3ZM20 143V144H19ZM46 143V144H45ZM65 143V144H64ZM68 143V144H67ZM80 143V144H79ZM82 143V144H81ZM128 143V144H127ZM133 143H135V144H133ZM147 145H149V148H152V149H149L148 148V146H146V144ZM169 143V144H168ZM209 143V144H208ZM215 145H213V144ZM239 143V144H238ZM253 143L255 144V145H253ZM7 144V145H6ZM9 144H12V145H9ZM17 144V145H16ZM19 144V145H18ZM55 144V145H54ZM67 144V145H66ZM76 144V145H75ZM137 144H139V145H137ZM164 144V145H163ZM178 144V145H177ZM179 144H181V145H179ZM193 144V145H192ZM201 144V145H200ZM219 144H221V145H219ZM250 144H252V146H249ZM25 145V147H23ZM27 145V146H26ZM28 145H29V150L27 149V147H28ZM33 145V146H32ZM47 145H51L50 147L48 146L47 147ZM86 145V146H85ZM118 145V146H117ZM136 145V146H135ZM142 145V146H141ZM153 145V146H152ZM160 146V147H158V146ZM162 145L163 146H165V147H162ZM172 145H175V147L174 146H172ZM187 146V147H185V146ZM207 145H209L208 147H207ZM211 145V146H210ZM219 145V146H218ZM228 145V146H227ZM246 145V146H245ZM248 145V146H247ZM260 145V146H259ZM8 147V149H7V147ZM10 146H12V147H10ZM16 146V147H15ZM74 146V147H73ZM85 146V147H84ZM111 146V147H110ZM152 146V147H151ZM172 146V147H171ZM188 146L190 147V148H188ZM205 146H206V148H205ZM212 146H214V147H212ZM218 146V147H217ZM232 146V147H231ZM240 146V147H239ZM255 147V148H257V149H255V148H252V147ZM5 147V148H4ZM33 147V149L31 150V148ZM64 147H66V148H64ZM102 149H101V148ZM105 147V148H104ZM129 147V149H131L132 151H129V149H127ZM141 147V148H140ZM143 147V148H142ZM148 148L147 149V151H146V148ZM153 147H154V149H153ZM161 147L164 149L163 150V152H164V154H163V152L161 151L162 149H161ZM174 147V148H173ZM211 147V148H210ZM223 147V148H222ZM227 147V148H226ZM235 147V148H234ZM244 147H245V149H244ZM14 148V149H13ZM25 148V149H24ZM43 148V149H42ZM54 148V149H53ZM65 150H64V149ZM70 148V149H69ZM114 148V149H113ZM137 148V149H136ZM168 150H167V149ZM172 148H173V150H172ZM177 149V150H179V151H175L174 149ZM183 148L185 149V151H183ZM204 148H205V150H204ZM207 148H209V149H207ZM240 148V149H239ZM242 148V149H241ZM6 149V150H5ZM42 149V151L40 152V153H38L37 154V152H38V150H41ZM45 149V150H44ZM93 149V150H92ZM97 149V150H96ZM108 149V150H107ZM124 149H127V150H125L124 151ZM156 149H158V150H156ZM160 149V150H159ZM170 149V150H169ZM191 149V150H190ZM217 149V150H216ZM220 149V150H219ZM232 149V150H231ZM236 149V150H235ZM248 151H247V150ZM2 150V151H1ZM8 150V151H7ZM34 150V151H33ZM37 150V151H36ZM44 150V151H43ZM54 150V151H53ZM66 151V152H64V151ZM69 150V151H68ZM96 150V151H95ZM102 150V151H101ZM111 150V151H110ZM121 151V153H120V151ZM134 150V151H133ZM138 150V151H137ZM150 150V151H149ZM151 150H152V152H151ZM182 150V151H181ZM196 152H194V151ZM203 150V151H202ZM208 150V151H207ZM229 150H230V152H229ZM256 152H255V151ZM11 151V152H10ZM21 151V152H20ZM30 151H31V153H30ZM33 151V152H32ZM48 151V152H47ZM52 151V152H51ZM76 151V152H75ZM91 151H93V152H91ZM107 151V152H106ZM116 151V152H115ZM141 151H143V152H141ZM157 151V153H155V152ZM169 152V153H167V152ZM189 151V152H188ZM191 151V152H190ZM212 151H215L214 153L212 152ZM217 151V152H216ZM222 152V155L220 154L221 152ZM6 152H8L7 153V156L6 157H3V156H5L6 155ZM13 152V155L11 154ZM36 153V156L34 155L35 153ZM45 152H47V153H45ZM70 152V153H69ZM85 152V153H84ZM87 152V153H86ZM104 152V153H103ZM129 153V155H128V153ZM146 152H147V154H146ZM160 152V153H159ZM186 152V153H185ZM201 152V153H200ZM204 152V153H203ZM206 152V153H205ZM209 152V153H208ZM211 152V153H210ZM219 152V153H218ZM234 152H236V153H234ZM243 152L245 153V154H243ZM250 152H252V153H250ZM254 152V153H253ZM14 153H16V154H14ZM19 153V154H18ZM45 156V158H44V156L42 155V154ZM63 153V154H62ZM99 153V154H98ZM105 153H107V154H105ZM111 155H110V154ZM120 153V154H119ZM125 153V154H124ZM132 153V154H131ZM144 155H143V154ZM170 153H172V154H170ZM180 153V154H179ZM181 153H183L182 155H181ZM189 153V154H188ZM192 153H194V154H192ZM202 153L204 154V155H202ZM218 153V154H217ZM224 153V154H223ZM258 153H262V154H258ZM68 154V155H67ZM72 154H77L76 156L75 155H73L72 156ZM88 154V155H87ZM97 154V155H96ZM109 154V155H108ZM127 154V155H126ZM141 155V157H140V155ZM149 154V155H148ZM157 154V155H156ZM169 154V155H168ZM187 154H188V156L190 157V156H192V157H194V158H196L195 159V161L197 160V161H199V162H195L194 161V158L193 159H191L192 157H190V159L188 158V156H187ZM199 154V155H198ZM213 154H215L213 157L211 156V155H213ZM217 154V155H216ZM256 154V155H255ZM8 155H10V157H8ZM40 155V156H39ZM52 155H53V157H52ZM62 155V156H61ZM66 157H65V156ZM90 155H91V157H93V158H91L90 157ZM94 155H96L97 157H95ZM101 156V158H104L105 156V158L104 159H106V160H102V159H100V157L99 156ZM116 155V156H115ZM120 155V156H119ZM124 155V156H123ZM155 155V156H154ZM198 157H197V156ZM220 155V156H219ZM237 155H239V156H237ZM245 155V156H244ZM246 155H247V157H246ZM252 155L254 156L253 158H252ZM22 156V157H21ZM28 156H30L31 158L32 157H34L33 159L34 160H32L31 158H29ZM70 158H69V157ZM111 156V157H110ZM128 156V157H127ZM130 156V157H129ZM131 156H132V158H131ZM136 156V157H135ZM146 156V157H145ZM236 156V157H235ZM2 157V158H1ZM19 158V160H18V158ZM20 157H21V159H20ZM23 157H27V158H29V159H25V158H23ZM51 157V158H50ZM54 157H55V159H54ZM76 157H77V160H76ZM108 157H109V159H108ZM150 157V158H149ZM176 157V158H175ZM205 157H207V159L205 158ZM216 157V158H215ZM217 157L219 158V160L217 159ZM224 157V158H223ZM233 157V158H232ZM243 157V158H242ZM13 158L15 159L14 161H16L17 163H15L14 161H12L11 162V160H13ZM36 158V159H35ZM42 158V159H41ZM43 158L44 159H47V160H43ZM59 158V159H58ZM66 158H67V160H66ZM97 158H98V160H97ZM112 158H113V160H112ZM118 158V159H117ZM119 158H120V160H119ZM124 158V159H123ZM139 158H140V160H139ZM153 158H154V160H153ZM156 158V159H155ZM157 158H159L160 160H157ZM183 158H185V159H183ZM197 158H199V159H197ZM211 158V159H210ZM221 158V159H220ZM249 160H248V159ZM253 159V162H252V159ZM256 158V159H255ZM39 159V160H38ZM69 159V160H68ZM74 159H75V164H76V166H77V164L82 168H80L79 166L77 167L79 170H78V172H77V168L74 166L75 164L73 163V161H74ZM83 159H86V160H84V161H82ZM114 159H116V161L114 160ZM126 159V160H125ZM143 159V160H142ZM248 161H247V160ZM4 160V161H3ZM7 160H9V161H7ZM27 160V161H26ZM31 160V161H30ZM39 162H38V161ZM57 160V161H56ZM108 160V161H107ZM111 160V161H110ZM136 160V161H135ZM140 161V164H141V162H142V165H140L139 164V161ZM149 160V161H148ZM173 160V161H172ZM175 160V161H174ZM201 160H205V164H204V162L203 161H201ZM206 160H207V163H206ZM208 160H210V163L212 162L213 163V165H215V166H217L216 168V170H218V172L217 171H215L214 169H215V167L212 165V164H210L209 163V166L210 165H212V166H210L211 168H214V169H209L210 167L208 166ZM213 160H215V161H213ZM262 160V162H260ZM21 161H23V162H21ZM35 161V163H37L38 164V166H37V164H35V165H32V163ZM41 161V162H40ZM59 161H61V162H59ZM72 161V162H71ZM201 161V162H200ZM247 161V162H246ZM3 162H5L4 164H3ZM6 162H7V164H6ZM65 162V163H64ZM67 162H68V164H67ZM80 162V163H79ZM81 162H83V164L84 165H82L81 164ZM87 162V163H86ZM92 162V163H91ZM106 162V163H105ZM137 162V163H136ZM144 162V163H143ZM149 162V163H148ZM157 162V163H156ZM167 162V163H166ZM179 162H181V163H179ZM182 162H183V164H182ZM188 162V163H187ZM216 162H219V163H217V164H215ZM251 163V164H249V163ZM255 162H257V163H255ZM259 162V163H258ZM8 163H9V166H8ZM23 163V164H22ZM29 163V164H28ZM44 163V164H43ZM100 163V164H99ZM102 163V164H101ZM124 163H126L125 165H124ZM128 163V164H127ZM147 163V164H146ZM152 163V164H151ZM162 165H161V164ZM163 163H166V165H167V167L171 170V171H169V170H167V171H165L166 170V165L165 164H163ZM191 163V164H190ZM225 163H227V164H225ZM2 164H3V166H2ZM6 164V165H5ZM13 164V166H11ZM17 165V166H15V165ZM26 164V165H25ZM42 164V165H41ZM72 164H74V165H72ZM88 164V165H87ZM94 164V165H93ZM106 164H107V166H106ZM109 164V165H108ZM112 166H111V165ZM130 164H132V165H134V166H132V165H130ZM144 164V165H143ZM146 164V165H145ZM151 164V165H150ZM185 164V165H184ZM193 164V165H192ZM200 164V165H199ZM201 164H203V165H201ZM219 164V165H218ZM234 164V165H233ZM256 164H258V166L256 165ZM23 165V166H22ZM32 165V166H31ZM48 167H50V168H48ZM53 165V166H52ZM67 165V166H66ZM82 165V166H81ZM92 165V166H91ZM115 167H114V166ZM129 167H128V166ZM138 165V166H137ZM156 165H157V168H156ZM160 165V166H159ZM181 165V166H180ZM183 165V166H182ZM231 165H232V167H231ZM262 165V166H261ZM6 166V167H5ZM26 168H25V167ZM57 166V167H56ZM59 166V167H58ZM73 167V168H75L74 170H73V168H71V167ZM99 166V167H98ZM103 166V167H102ZM127 166V167H126ZM137 166V167H136ZM139 166H142V168L141 167H139ZM144 166H147V167H144ZM149 166H150V169L152 170V171H155V172H152L150 169H149ZM164 166V167H163ZM170 166H171V168H170ZM200 166V167H199ZM221 166V167H220ZM253 166V167H252ZM3 167V168H2ZM15 167V168H14ZM28 167H30L29 168V170L31 169L32 170V172L30 173L27 169H28ZM33 167V168H32ZM47 167V168H46ZM54 167L57 169H54ZM61 167V168H60ZM67 167V168H66ZM86 167H87V169H86ZM90 167H92V168H90ZM102 167V168H101ZM111 167V168H110ZM131 167V168H130ZM153 167V168H152ZM179 167V168H178ZM195 167V168H194ZM201 167H202V169H201ZM225 167H227V168H225ZM238 167V168H237ZM248 167V168H247ZM258 167V168H257ZM6 168V169H5ZM11 168V169H10ZM27 170H25V169ZM36 168V169H35ZM40 168V169H39ZM42 168H43V171H41L42 170ZM54 170H53V169ZM59 168V169H58ZM69 168V169H68ZM89 168V169H88ZM105 168V169H104ZM114 168V169H113ZM121 168V169H120ZM136 168H138V169H136ZM144 168V169H143ZM160 168V169H159ZM167 168V169H168ZM178 168V169H177ZM191 168H193L192 169V172H194L193 170L195 169V171H196V169L198 170V172L196 171V174H195V172L194 173H192V174H190V172L191 171H188V169L190 170ZM200 168V169H199ZM225 168V169H224ZM260 168H263V169H260ZM7 169L8 170H10V171H7ZM15 170V171H13V170ZM19 171H18V170ZM22 170V172H21V170ZM34 169V170H33ZM45 169V170H44ZM50 171H49V170ZM80 169H81V171H80ZM84 169V170H83ZM92 169H93V171H94V174H93V172H91L92 171ZM101 169V170H100ZM104 169V170H103ZM113 169V170H112ZM126 169H127V171H126ZM145 169H148V170H145ZM158 169V170H157ZM227 169V170H226ZM244 169H245V173H244ZM257 169V170H256ZM260 169V170H259ZM41 171V172H38V171ZM56 170V171H55ZM66 170V171H65ZM70 170H73L74 171V173H72L73 171H70ZM76 170V171H75ZM97 170V171H96ZM115 170V171H114ZM117 170H118V173H116L117 172ZM121 170V171H120ZM137 170V171H136ZM139 170V171H138ZM140 170H141V172H140ZM220 170V171H219ZM230 170V171H229ZM262 170V171H261ZM18 171V174L16 173ZM23 171H24V173H23ZM33 171H36V172H33ZM68 171H69V173H68ZM105 171V172H104ZM126 171V172H125ZM156 171H158L157 173H156ZM160 171V172H159ZM179 171V172H178ZM189 172V173H187V172ZM209 171H211L210 173H209ZM5 172V173H4ZM6 172H8V173H6ZM43 172V173H42ZM47 172V173H46ZM81 172V173H80ZM88 172H90L89 174H88ZM102 172V173H101ZM131 172V173H130ZM148 172H149V174H148ZM162 172V173H161ZM165 172H167V173H165ZM170 172H171V174H170ZM229 172V173H228ZM248 174H247V173ZM257 172H259V173H257ZM14 174V176H13V174ZM16 173V174H15ZM38 175H37V174ZM39 173H41L40 175H39ZM46 173V174H45ZM57 173V174H56ZM66 173H68L69 175H67ZM86 173V174H85ZM106 173V174H105ZM128 173V174H127ZM197 173L199 174V173H201V175L199 174V176L197 175ZM217 173H219V174H217ZM254 173V174H253ZM2 174H3V176H2ZM5 174V175H4ZM21 174H23V175H21ZM24 174H25V176H24ZM28 174V175H27ZM45 175V177L44 176H41V175ZM59 174H60V176H62V177H60L59 176ZM72 174V175H71ZM74 174V175H73ZM83 174V175H82ZM110 174V175H109ZM115 176H114V175ZM122 174H125V175H122ZM141 174V175H140ZM155 174V175H154ZM163 174V175H162ZM168 174V175H167ZM186 174H188V176L186 175ZM260 174V175H259ZM9 175V176H8ZM57 175V179H56V176ZM77 175V176H76ZM93 176V177H91V176ZM135 175V176H134ZM143 175V176H142ZM167 176V177H165V176ZM191 175H194L195 177H197V178H194V176H191ZM205 176V179H207V180H204V177H202V178H199L200 176ZM252 175V176H251ZM253 175H254V177L255 176H257V177H253ZM12 176V177H11ZM22 176V177H21ZM31 176V177H30ZM50 176V177H49ZM69 176H73L72 177V179H71V181H70V178L71 177H69ZM76 176V177H75ZM79 176V177H78ZM126 176V177H125ZM133 176V177H132ZM141 176V177H140ZM145 176V178H142V177H144ZM154 176V177H153ZM159 176V177H158ZM184 176H186V178L188 179V178H193V181H192V179L191 180H187ZM191 176V177H190ZM6 177V178H5ZM16 177H18V178H16ZM84 177V178H83ZM88 177V178H87ZM130 177V178H129ZM152 177V178H151ZM181 177V178H180ZM230 177V178H229ZM237 177V178H236ZM263 177V178H262ZM4 178H5V180L6 181H8L9 179V181L8 182H5V184H3L4 183ZM13 178H15V180L17 181V182H19L18 180H20V182L19 183H16V181L15 180H13ZM20 178V179H19ZM31 178L33 179V178H35V179H33V181L31 180ZM37 178H38V180H37ZM42 178V179H41ZM61 178H62V180H61ZM78 178V179H77ZM95 178V179H94ZM107 178V179H106ZM111 178H113L112 180H110ZM125 180H124V179ZM129 180H128V179ZM173 178V179H172ZM177 178V179H176ZM199 178V179H198ZM243 178L244 180H241V179ZM247 178H248V180H247ZM252 178V179H251ZM261 178V179H260ZM25 179V180H24ZM40 179V180H39ZM45 179V182L43 181ZM64 179H66V182H65V180ZM81 179V181H79ZM101 179V180H100ZM121 179H122V181H121ZM138 179V181H136ZM141 179H143V180H141ZM147 179V180H146ZM149 179V180H148ZM164 179H168V180H170L169 182H168V180H164ZM180 179H182V180H180ZM196 179V182L194 181ZM239 179V180H238ZM3 180V182H1ZM49 180H52V181H50V183H49ZM55 180V181H54ZM59 180H61V181H59ZM88 180H90V184H89V181ZM115 180V181H114ZM127 180V181H126ZM131 180V181H130ZM135 180V181H134ZM140 180V181H139ZM163 180V181H162ZM199 180H200V182L203 180V183H199ZM31 181V182H30ZM39 181V183H36V182H38ZM84 181V182H83ZM85 181H86V183H85ZM88 181V182H87ZM107 181V182H106ZM109 181V182H108ZM111 181V182H110ZM117 181V182H116ZM120 181V182H119ZM142 181V183H140ZM158 181V182H157ZM177 181V182H176ZM190 181H191V186L192 187H194V189L189 185V183H190ZM245 181H247V182H245ZM22 182L24 183V184H22ZM26 182H27V184H26ZM54 182V183H53ZM68 182V184H70V185H68V184H66ZM77 182V183H76ZM81 182V183H80ZM82 182L84 183V185L82 184ZM113 182V183H112ZM121 182H122V184H121ZM126 182V183H125ZM127 182H129V183H127ZM155 182V183H154ZM196 184H195V183ZM53 183V184H52ZM64 183V184H63ZM71 183H74V184H71ZM76 183V184H75ZM110 184V183H112L113 184V187L112 186H109L108 184ZM116 183H117V185H116ZM137 185H136V184ZM173 183H174V185H180V187H176L175 188V186L173 185ZM182 183V184H181ZM188 183V184H187ZM199 183V184H198ZM1 184L2 185H5L4 187H2V189H1ZM14 184H15V186H14ZM20 184V185H19ZM48 185V187H47V185ZM61 184H63L62 186H61ZM79 186H78V185ZM81 184L83 185V186H81ZM85 184H87V185H85ZM115 184V185H114ZM129 184V185H128ZM133 184H135V185H133ZM142 184H143V187H142ZM171 184V185H170ZM193 184H195L194 186H193ZM9 185V186H8ZM11 185V186H10ZM39 185V186H38ZM41 185V186H40ZM45 185V186H44ZM66 185V186H65ZM68 185V186H67ZM111 185V184H110ZM123 185V186H122ZM141 185V186H140ZM145 185V186H144ZM173 185V187H171ZM182 185V186H181ZM243 185V186H242ZM262 185V186H261ZM7 186V187H6ZM18 187L17 189V191H21L22 193V195H20V193L17 195V192H16V195L17 196H19V197H15V195H14V197L16 198V204H17V198L18 199H22L18 204H21L22 205V203L24 202V203H26L24 200H26L27 201V203L28 204H26V207L24 206V203H23V205H22V207L21 208H23V209H25L26 210V212L24 211V213L25 214H23V209L21 210L20 209V207L18 206V208L22 211V212H20V210L19 209H17L16 208V204L15 205H13V207H14V210L13 209H11V208H13V207H11L10 208V206H12V204H13V201L15 200H11L10 198H13V197H11V196H8V195H11L12 194V196H13V193L16 191V190H14V187ZM20 186V187H19ZM56 186V187H55ZM85 186V187H84ZM116 186V187H115ZM118 186V187H117ZM125 186H126V188H125ZM131 186V187H130ZM134 186H136V187H134ZM139 186H140V188H139ZM148 186V187H147ZM151 186V187H150ZM156 186V187H155ZM163 186V187H162ZM165 186H166V188H165ZM167 186H170V187H167ZM185 186V187H184ZM187 186V187H186ZM200 186V187H199ZM255 186V187H254ZM261 186V187H260ZM8 187H10V188H8ZM13 187V188H12ZM25 187H26V190L28 189V190H30L31 192H32V194H31V192L30 191H28L27 190V193H26V190H25ZM49 189V188H54L53 190H55V191H53V190H47V188ZM66 187V188H65ZM79 187V188H78ZM81 187V188H80ZM92 187V188H91ZM104 187H105V189H104ZM147 187V188H146ZM155 187V188H154ZM202 187V188H201ZM208 187V188H207ZM248 187V188H247ZM5 188V189H4ZM20 188H23L24 190L22 191V189H20ZM44 188V189H43ZM77 188L79 189V190H77ZM116 188V189H115ZM117 188L119 189V191L117 190ZM126 190V191H123L124 189ZM135 189V190H133V189ZM149 188V189H148ZM160 188L162 189V190H160ZM178 188V190H176ZM179 188H182V189H179ZM185 190H184V189ZM188 188V189H187ZM190 188H192V189H190ZM205 188H207V189H205ZM8 189V190H7ZM11 189V190H10ZM16 189V188H15ZM61 189V190H60ZM63 189H65V193H64V190ZM72 189V190H71ZM74 189V190H73ZM84 189V190H83ZM86 189V190H85ZM91 191V190H94L95 189V191H92V193L91 192H89V190ZM115 189V190H114ZM122 189V190H121ZM142 190L143 192L142 193H140L141 191L140 190ZM148 189V190H147ZM152 189V190H151ZM155 189V190H154ZM174 189V190H173ZM197 189H198V191H197ZM217 189V190H216ZM239 189H240V191H239ZM79 193V196L77 195L78 193L76 192V191ZM88 190V192H86ZM107 190V191H106ZM131 190H133V191H131ZM146 190V192L144 193V191ZM157 190V191H156ZM158 190H160L161 191V194H160V191H158ZM171 190V191H170ZM176 190V191H175ZM182 190H183V192H182ZM188 190V191H187ZM207 190V191H206ZM236 190V191H235ZM243 190V191H242ZM12 191H14V192H12ZM19 191V192H20ZM47 191L49 192L47 195H46V193H47ZM51 191H53L54 193H53V195H49V194H52V193H50ZM59 191H61V192H59ZM63 191V192H62ZM83 193H82V192ZM85 191V192H84ZM103 191H104V193H103ZM113 191V192H112ZM137 191V192H136ZM156 191V192H155ZM178 191V192H177ZM203 191V192H202ZM205 191V192H204ZM228 191H233V192H235V198H234V204L232 203V204H230L229 203V201H227V199L225 198V196H227L228 194H227V192ZM245 191V192H244ZM9 192V193H8ZM12 192V193H11ZM25 192V193H24ZM29 192H30V194L31 195H29ZM82 194H81V193ZM95 192H97V193H95ZM131 192H132V194L134 193V195H132L131 194ZM165 192V193H164ZM168 192V193H167ZM170 192V193H169ZM187 192H189V194L187 193ZM191 192V193H190ZM244 192V193H243ZM258 192V193H257ZM4 193V194H3ZM8 193V194H7ZM34 193V194H33ZM56 193V194H55ZM59 193V194H58ZM85 193V194H84ZM87 193V194H86ZM117 193L119 194V196L117 195ZM140 193V194H139ZM168 194V196H167V194ZM180 193V194H179ZM183 193V194H182ZM199 193V194H198ZM259 193L261 194V195H259ZM7 194V195H6ZM15 194V193H14ZM45 194V195H44ZM54 194H55V196H54ZM70 194V195H69ZM82 195V197H81V195ZM90 194L92 195V196H90ZM98 194H101L100 196L98 195ZM114 196H113V195ZM142 194L144 195V197L142 196ZM148 194V195H147ZM164 194H166L165 196H164ZM182 194V195H181ZM197 194V195H196ZM212 194V195H211ZM219 194V195H218ZM244 194V195H243ZM38 195V196H37ZM39 195H40V199H39ZM56 195H60V197L61 198H59L60 200H61V202L59 203V199H58V197L56 196ZM72 195V196H71ZM84 195V196H83ZM86 195V196H85ZM96 195H98L99 197H95ZM109 195H111V196H109ZM137 195V196H136ZM138 195H139V197H138ZM163 195V196H162ZM176 196L175 198H177L178 199V202H177V199L175 200V202L179 205L180 203V206H178L177 204H175V203H172V201L174 200V199H169L171 196ZM201 195H203V197L205 198V202H203L204 200H202V199H204L203 197H201ZM215 195H217V196H215ZM234 195H233V197H234ZM22 196V197H21ZM28 197L29 196V199L27 200V198L26 199H24L23 200V197L25 198V197ZM35 197V201H34V198L32 199V197ZM64 196V197H63ZM76 196V197H75ZM80 198H78V197ZM112 196H113V198H112ZM123 196L125 197V196H127V197H125L126 198V200H124L123 199ZM130 196V197H129ZM136 196V197H135ZM142 196V197H141ZM172 196V197H173ZM183 197V199H182V197ZM194 196V197H193ZM197 196V197H196ZM210 196V197H209ZM212 196H214V197H212ZM241 196V197H240ZM36 197H38L37 199H38V201L36 200ZM45 197V198H44ZM50 197V198H49ZM53 197H57V199L58 200H56L55 198V200L58 202H54V199H53ZM72 197V198H71ZM88 197H90V198H88ZM103 197V198H102ZM107 199H106V198ZM132 197V198H131ZM141 197V198H140ZM160 198L159 200H162V202L161 201H159L158 199V201L156 200V199H153V198ZM171 197V198H172ZM180 199H179V198ZM187 197V198H186ZM199 197H201V199L199 198ZM244 197V198H243ZM254 197V198H253ZM6 198H9V199H6ZM44 198V199H43ZM52 198V199H51ZM74 198V199H73ZM79 200H78V199ZM87 198V199H86ZM96 198H98V199H96ZM120 198V199H119ZM131 198V199H130ZM162 198H164V199H162ZM174 198V197H173ZM199 199V201H200V203H199V201H198V199ZM211 198V199H210ZM218 198H220V201H218L219 199ZM242 198H243V200H242ZM255 198H256V200L257 201H255ZM262 198V199H261ZM48 199H51V201L49 202V200ZM94 199V200H93ZM123 201H122V200ZM140 199V200H139ZM151 199H152V201H154V204H153V202L151 201ZM189 199V200H188ZM197 200V202L196 203H194L196 200ZM207 199V200H206ZM213 199V200H212ZM222 199V200H221ZM252 199V201H255L256 202V204L255 203H252V201H250ZM254 199V200H253ZM11 200V201H10ZM43 200V201H42ZM46 200V201H45ZM76 200V201H75ZM78 200V201H77ZM82 200V201H81ZM98 200V201H97ZM103 200V201H102ZM111 200V201H110ZM112 200H114V202H112ZM131 200V201H130ZM138 200V201H137ZM144 200H146V202L144 201ZM156 200V201H155ZM169 200L171 201V202H169ZM191 200V201H190ZM195 200V201H194ZM209 200V201H208ZM211 200V201H210ZM240 200H242V202L244 203H242V202H240ZM245 200H247V201H245ZM259 200V201H258ZM48 201V202H47ZM68 201V202H67ZM81 201V202H80ZM90 201V202H89ZM97 201V202H96ZM101 201V202H100ZM134 201H136V202H134ZM10 202H12V203H10ZM15 202V201H14ZM30 202H33L34 204H32L31 205V203ZM43 202V203H42ZM47 202V203H46ZM51 202H54V203H52L51 204ZM64 202V203H63ZM67 202V203H66ZM73 202V203H72ZM89 202V203H88ZM91 202H92V206H91ZM94 202V203H93ZM95 202H96V204H97V206H96V204H95ZM104 202H105V204L107 203V205H105L104 204ZM111 202H112V204H111ZM122 202H123V204H122ZM127 202V203H126ZM128 202H130V203H128ZM141 202V203H140ZM152 202V203H151ZM156 202H158V203H156ZM163 202H164V204H163ZM166 202V203H165ZM174 202V201H173ZM180 202V203H179ZM182 202H183V205H182ZM187 202L190 204V206H189V204H187ZM202 202H203V204H202ZM251 202V203H250ZM258 202V203H257ZM260 202V203H259ZM10 203V204H9ZM38 203V204H37ZM42 203V204H41ZM48 203H49V205H48ZM86 203V204H85ZM88 203V204H87ZM108 203H110V204H108ZM156 203V204H155ZM159 203H161V204H159ZM168 203V204H167ZM173 205V204H175V206H177L176 208H175V206H174V208H173V206L171 205V204ZM223 203H225V204H223ZM3 204V205H2ZM7 204V205H6ZM31 206H30V205ZM44 205V207L43 206H41V205ZM56 204V205H55ZM58 204V205H57ZM63 206H62V205ZM67 204V205H66ZM70 204V205H69ZM79 204V205H78ZM82 204V205H81ZM90 204V205H89ZM99 204H100V207L102 206V208H100V207H98L99 206ZM103 204V205H102ZM163 204V205H162ZM199 204V205H198ZM209 204V205H208ZM213 204H214V206L215 207H213ZM236 204L240 207V208H242V209H244L243 210V212H239L240 210L239 209H236V212H232V210L236 207ZM251 204H253V205H251ZM261 204V205H260ZM45 205H48V206H45ZM53 205H55V208H54V206ZM112 205V206H111ZM115 205H118V206H116L115 207ZM124 206V207H122V209L124 210V208H125V212L124 211H120L119 210V207L121 208V206ZM129 205V206H128ZM134 205V206H133ZM153 205H155V209H154V206ZM157 205V206H156ZM160 205V206H159ZM165 205V206H164ZM197 205V206H196ZM231 205V207H229ZM232 205H234V206H232ZM255 205V206H254ZM2 206V207H1ZM8 206V207H7ZM30 206V207H29ZM50 206V207H49ZM78 206V207H77ZM103 206H106V207H104L103 208ZM114 206V210H111V209H113L112 207ZM130 206H132V207H130ZM136 206V208H134ZM167 206V207H166ZM169 206V207H168ZM173 208L172 209V211H171V207ZM184 208H182V207ZM196 208H195V207ZM200 206V207H199ZM211 206V207H210ZM224 206V207H223ZM254 208H253V207ZM4 207V208H3ZM7 207V208H6ZM32 207V208H31ZM34 207V208H33ZM41 207H43V209H45L44 211H43V209L41 208ZM47 207V208H46ZM49 207V208H48ZM61 207V208H60ZM70 207V208H69ZM74 207H76L77 208V210L79 211H77L76 210V208H74ZM153 207V208H152ZM161 207V209L162 208H164V207H166V208H164V209H166V211L165 210H159V209H157V208H160ZM190 207V210L188 209ZM210 207V208H209ZM218 208V209H215V208ZM232 207H234L233 209H232ZM260 207V208H259ZM262 207V208H261ZM2 208V209H1ZM41 208V209H40ZM59 210H58V209ZM115 208H116V210H115ZM134 208V209H133ZM193 208V209H192ZM200 208V209H199ZM208 208V209H207ZM212 208V209H211ZM229 208H231V209H229ZM248 208V209H247ZM251 208V209H250ZM27 209H29V210H27ZM32 209V210H31ZM47 209V210H46ZM51 209V210H50ZM54 209V210H53ZM56 209V210H55ZM103 209H105L104 211L101 210ZM108 209V210H107ZM110 209V210H109ZM140 209V210H139ZM157 209V210H156ZM168 209H170V210H168ZM176 209V210H175ZM178 209V210H177ZM186 209V210H185ZM245 209L247 210V211H245ZM33 210H37V211H34L37 215V217L35 216V213L34 212H31V211H33ZM41 210L43 211V212H41ZM53 210V211H52ZM75 210H76V212H75ZM83 210V211H82ZM127 210H129L130 212H127ZM170 211V212H173L174 210L175 211H177V213L174 211V213H175V215L176 214H178V215H176L177 217H174V215H172V214H174V213H170V212H168V211ZM200 210V211H199ZM208 210V211H207ZM216 210V211H215ZM237 210H239V211H237ZM252 210V211H251ZM255 210V211H254ZM3 211V212H2ZM52 211V212H51ZM73 211V212H72ZM81 211H82V213H81ZM96 211H99L98 213L96 212ZM110 211H112V212H110ZM115 211V212H114ZM142 211V212H141ZM158 211V212H157ZM160 211V212H159ZM164 211H165V213H168V214H164ZM224 211H226V212H224ZM234 211V210H233ZM242 211V210H241ZM260 211V212H259ZM29 212H31V213H29ZM38 212V213H37ZM48 212V213H47ZM61 212V213H60ZM63 212V213H62ZM66 212V213H65ZM75 212V213H74ZM87 212H89L88 213V215L89 216H91V217H89V216H87ZM105 212H107L108 214H109V212H110V214L109 215H106L107 213H105ZM120 212H121V214H120ZM122 212H124L126 215H124ZM131 213L130 215L129 214H127V213ZM163 212V213H162ZM225 214H224V213ZM239 212V213H238ZM249 212V213H248ZM251 212H252V214H251ZM254 212H256V215H257V217H256V215H255V213ZM21 213H22V215H21ZM34 214V216L32 217V215H30V214ZM144 216L142 219H141V217H142V215ZM192 213L194 214L193 216V218H191V217H189V218H191V219H193L194 220V222H196L197 223V225L198 226H195L196 225V223H194V222H192L194 225L192 226L191 225V223H190V221H191V219H189L188 218V216H189V214L190 215H192ZM200 213V214H199ZM215 213V214H214ZM216 213H218L217 215H216ZM241 213V214H240ZM244 213V217L246 216V218H244V217H242V214ZM246 213V214H245ZM19 214V215H18ZM41 216H40V215ZM43 214H47L46 216H47V218H46V216L45 215H43ZM61 214V215H60ZM76 216H75V215ZM81 214V216H78V215H80ZM97 214H98V216H97ZM125 216V217H127L128 218V215H129V217L130 218H128L130 221L132 220V225H134V226H132V225H129L128 223H130V221L127 219V218H121V216H123V215ZM146 214V215H145ZM162 214V215H161ZM164 214V215H163ZM181 214H182V216H181ZM206 214V215H205ZM208 214V215H207ZM223 214V216H221ZM227 214L229 215V216H227ZM238 214V215H237ZM17 215L19 216V217H17ZM21 215V216H20ZM48 215H52V216H48ZM84 215H86V216H84ZM94 215H96V216H94ZM115 215V216H114ZM117 215V216H116ZM119 215H121V216H119ZM156 215V217H154ZM169 215V217L167 218L166 216H168ZM171 215V216H170ZM185 215H187V216H185ZM214 215V216H213ZM216 215V216H215ZM255 215V216H254ZM259 215V216H258ZM10 216H12V217H10ZM14 216H16L15 218H14ZM25 216H26V219L27 220H25ZM31 216V217H30ZM42 216H44V217H42ZM55 216V217H54ZM60 216H61V218H60ZM78 216V217H77ZM102 217V218H100V217ZM110 216V217H109ZM123 216V217H124ZM163 216V217H162ZM173 216V217H172ZM185 216V217H184ZM198 216V217H197ZM200 216V217H199ZM202 216V217H201ZM207 216H209L210 218H208ZM213 216V217H212ZM239 216V217H238ZM248 216H250V217H248ZM255 218H254V217ZM261 216V217H260ZM5 217V218H4ZM21 217V219H19ZM57 217H58V219H57ZM62 217L63 218H65V219H62ZM80 217H82V220H78V219H80ZM94 217L96 218L97 217V220H103V223L102 222H100V220H99V223H98V221H95L96 219H94ZM111 217H114V218H112L111 220H110V218ZM174 218L172 221H171V219L172 218ZM196 217H197V220H196ZM207 217V218H206ZM233 217V218H232ZM237 217L238 218H241V219H237ZM251 217H253V219L251 218ZM7 218V219H6ZM9 218V219H8ZM11 218V219H10ZM12 218H14L15 220H16V222H15V220L14 219H12ZM28 218L30 219V220H28ZM33 218H35L34 220H33ZM38 218V219H37ZM44 218V219H43ZM50 218H51V220H50ZM53 218V219H52ZM60 218V219H59ZM70 218V219H69ZM105 218V219H104ZM118 218H120V219H118ZM149 220H148V219ZM158 218V219H157ZM177 218V219H176ZM199 218V219H198ZM218 218V219H217ZM220 218V219H219ZM248 218H250V219H252V221L251 220H249ZM8 220V222H6V220ZM41 219V220H40ZM67 219V220H66ZM69 219V220H68ZM72 219V220H71ZM89 219H90V221H91V223H89ZM116 219V220H115ZM123 219H124V221H123ZM148 221H147V220ZM156 219V220H155ZM166 219H167V221H166ZM185 219H187V221H185ZM188 219H189V221H188ZM202 219V220H201ZM237 219V220H236ZM255 219H257V220H255ZM262 219H263V221H262ZM2 220H4L5 221V223H8V224H6L5 225V223H4V221L2 222ZM12 220H14L13 222H12ZM20 220H22V221H20ZM50 220V221H49ZM59 220V221H58ZM85 222H84V221ZM108 220H109V222H108ZM125 220H128L127 222V224L125 223ZM141 220H142V222H141ZM152 220V221H151ZM162 220H164V221H162ZM185 221L186 223H183L184 224V226L186 227L185 229H182L183 228V224H181V222L182 221ZM192 220V221H193ZM232 220V221H231ZM234 220H236L235 222H234ZM239 220V221H238ZM244 220H246V221H244ZM248 220V221H247ZM17 221L19 222H26L27 223V221H29L27 224L26 223H24L25 225H24V227H22V225L23 224H21V223H18V225L17 224H15V223H17ZM33 221V223H30V222H32ZM47 221H49L50 223H48ZM61 221H63V222H61ZM65 221V222H64ZM70 221V222H69ZM80 221V222H79ZM94 221H95V223H94ZM106 221V222H105ZM115 221V222H114ZM117 221V222H116ZM155 221V222H154ZM177 221H179V222H177ZM183 221V222H184ZM243 222V223H245L244 224V226L242 227V223L241 222ZM250 221H251V223H250ZM262 221V222H261ZM15 222V223H14ZM37 222V223H36ZM39 222H41V223H39ZM45 222V226H48V227H51V230H52V234H51V230H50V228H48V227H45V228H47V229H45L44 228V226H42L41 227V225H44V224H42V223H44ZM60 222V223H59ZM71 222H72V224H71ZM82 222V223H81ZM84 222V223H83ZM93 222V223H92ZM104 222L105 223H108L107 225H105L104 224ZM111 222H112V224H111ZM113 222H114V224L116 225H114L113 224ZM134 222V223H133ZM158 222V223H157ZM162 222V223H161ZM165 222V223H164ZM172 222V223H171ZM174 222V223H173ZM177 222V223H176ZM187 222L189 223V226H190V229H189V227H188V224H187ZM210 222V221H209ZM208 222V223H209ZM231 222V223H230ZM234 222V224H232ZM239 222V223H238ZM255 222V223H254ZM2 223L5 225L4 227H3V225H2ZM12 223H14V226H16L17 227V229H19V230H15V227L14 226H12ZM30 223V224H29ZM51 224L50 226L49 225H47V224ZM66 223V225H64L63 226V224H65ZM68 223H70V225L68 224ZM98 224V226L102 223L104 226H105V228L102 230L103 232L101 233V229H102V227H104V226H102V224H101V226L102 227H100V231L98 230V227L95 225V224ZM120 224V225H117V224ZM171 223V224H170ZM211 223V226H213V224ZM247 223H249V224H247ZM254 223V224H253ZM35 224H37V225H35ZM41 224V225H40ZM53 224V225H52ZM57 225L56 227L58 228L59 227V229H57V232H54L55 231V227H54V225ZM93 224V225H92ZM131 224V223H130ZM160 224V225H159ZM179 224H181V229L182 230H180V225ZM185 224H187V225H185ZM227 224H229V225H227ZM237 224V225H236ZM238 224H240V225H238ZM256 224V225H255ZM19 225H21L20 227H19ZM28 225H30V227H28ZM39 226L40 228H42L43 230H40V228L38 227V228H36V229H38V230H34V232H35V234H34V232H33V227L32 226ZM77 225V226H76ZM91 225V226H90ZM95 225V226H94ZM128 225V226H127ZM143 225V226H142ZM159 225V226H158ZM166 225V226H165ZM173 225V226H172ZM216 225H218V224H216ZM233 225V226H232ZM255 225V226H254ZM262 225V226H261ZM25 226H27V227H25ZM54 227V229H53V227ZM67 226V227H66ZM71 226V227H70ZM88 226V227H87ZM94 226V229L92 228ZM111 226V227H110ZM118 226L120 227H126L127 229H124L125 231H126V233H125V231H124V233H123V230L121 231V229L119 230L118 229ZM129 226H131V227H129ZM162 226V227H161ZM195 226V227H194ZM201 226V227H200ZM206 226H210V223H209V225H206ZM210 226V227H211ZM228 226V227H227ZM234 226H236L237 227V230H236V228H234ZM240 226V227H239ZM253 226H254V228H253ZM257 226V227H256ZM260 228H259V227ZM31 227H32V229H31ZM69 227V228H68ZM78 227V228H77ZM79 227H81V230L79 229ZM83 227V228H82ZM96 227H97V230H98V233L100 232V234H96V232H97V230H96ZM110 227V228H109ZM115 227H117V228H115ZM162 228V230L160 229V228ZM197 227V228H196ZM202 227H203V229H206V233H207V235H205L206 233L205 232H201V231H203V229H202ZM230 227L232 228H234L233 230L232 229H230ZM250 227V228H249ZM13 230H12V229ZM26 228H27V231H28V229H29V231L31 230L32 232L31 233H29V231H28V233H29V236L31 235V236H33V240L34 239H36V240H32V237L30 236H28V234H27V231H26ZM66 228V229H65ZM77 228V229H76ZM91 228V229H90ZM147 228V229H146ZM156 228H157V231H156ZM164 228V229H163ZM171 228V229H170ZM202 229V230H200L199 231V229ZM239 228V229H238ZM243 228V229H242ZM3 229V230H2ZM6 229H8V227L6 228ZM5 229V230H6ZM23 229H25V230H23ZM45 229V230H44ZM105 229H107L106 231H109L108 233H109V236H108V234H107V232L105 233L104 231H105ZM154 229V230H153ZM245 229V230H244ZM21 230V231H20ZM22 230L23 231H25V233L24 232H22ZM54 230V231H53ZM60 230V231H59ZM80 230V231H79ZM91 230V231H90ZM96 230V232H93V231H95ZM111 230H113V231H111ZM141 230V231H140ZM152 230V231H151ZM158 230H159V232H158ZM164 230V231H163ZM193 230V231H192ZM232 230V231H231ZM255 230V232L253 233V231ZM7 231V230H6ZM19 231V232H18ZM46 231H47V233H46ZM48 231L50 232V233H48ZM65 231V232H64ZM69 231H71L72 232V234H71V232H69ZM77 231V232H76ZM81 231H82V233H81ZM84 231L86 232V233H84ZM116 231H121L124 235L125 234H127V232L128 231H130V232H128V234H129V237L128 236H126V237H124V236H122L123 234H121V232H120V234H121V236L122 237H124L122 240H120V238H118V236H120V235H118L117 236V238H118V240L120 241V242H122L121 244H118V246L119 247H116L117 245H112V244H115L116 242H119V241H116V238H115V236H116ZM144 231V233H142L141 234V232H143ZM149 232V234H148V232ZM180 231V232H179ZM181 231H182V234H181ZM187 233H186V232ZM195 231V232H194ZM197 231V232H196ZM234 231L236 232V233H234ZM64 232V233H63ZM73 232H74V234H73ZM76 232V233H75ZM114 234H113V233ZM116 232V233H115ZM146 232V233H145ZM171 232V233H170ZM174 232V233H173ZM190 232V233H189ZM232 232L234 233V235L232 234ZM245 232V233H244ZM248 232V233H247ZM11 233H12V235H11ZM21 233V234H20ZM39 233H42V234H40L41 236L39 237L40 239H37L38 238V234ZM67 233H69V234H67ZM78 233V234H77ZM119 233V232H118ZM117 233V234H118ZM133 233V232H132ZM136 233H133L134 234V236H137L136 235ZM164 235H163V234ZM169 233V234H168ZM193 233H196V234H193ZM200 234V236H199V234ZM202 233V234H201ZM203 233H205V234H203ZM210 233V234H209ZM245 234L244 236H245V238L243 237V235L242 234ZM13 234H14V237H13ZM20 234V235H19ZM23 234V235H22ZM24 234H26V235H24ZM61 234V235H60ZM71 234V235H70ZM82 234V235H81ZM83 234H84V236H83ZM102 234H106V236H107V238H108V240L109 241H111L109 238H111L112 237V235H113V237L115 238V239H113V238H111L112 239V241H113V243H111V242H107L108 240H107V238H106V236L104 235H102ZM110 234H111V236H110ZM156 234V235H155ZM172 234H174V235H172ZM186 234V235H185ZM191 234V235H190ZM238 234L240 235V236H238ZM249 234H250V236L252 235L253 237H251L250 238V236H249ZM10 235V236H9ZM16 235V236H15ZM54 235V236H53ZM59 237H58V236ZM66 235V236H65ZM67 235H68V237L70 238H68L67 237ZM76 237H75V236ZM78 235H80V237L78 236ZM115 235V236H114ZM145 235V236H144ZM158 235V236H157ZM169 235V236H168ZM179 235V236H178ZM181 235H182V237H181ZM185 235V236H184ZM193 235V236H192ZM236 235H237V238H238V240H237V238H236ZM259 235H263V236H259ZM24 236V237H23ZM31 239H29L28 237ZM70 236H72V237H70ZM78 236V237H77ZM95 236L98 238H95ZM149 236H150V238H149ZM178 236V238H176ZM187 236V237H186ZM201 236H202V238H201ZM211 236V237H210ZM234 236V237H233ZM12 237V238H11ZM35 237V238H34ZM44 237V238H43ZM47 237V238H46ZM54 237V238H53ZM74 237V238H73ZM82 237V238H81ZM85 237V238H84ZM90 237V238H89ZM101 237H102V239H101ZM121 237V238H122ZM128 237V238H127ZM171 237H172V239H171ZM180 237V238H179ZM184 237H186V238H184ZM191 237H193V239L191 238ZM198 237H200L199 239H201L202 240V242H203V240H204V244L206 245L205 247L204 246H202L201 245V243L199 244V241L201 242V240H197V238ZM210 237V238H209ZM212 237H213V239H212ZM244 239H243V238ZM246 237H249V239L248 238H246ZM262 237V238H261ZM5 238H6V240H8V239H10V240H8V241H10L11 243H13V248L10 246L11 244H10V242H9V244H8V241H7V243H6V240H5ZM48 238H50V239H48ZM87 238V239H86ZM94 238L96 239L95 241H96V243H97V241L99 242V244H95V241H94ZM104 238V239H103ZM127 238V239H126ZM170 238V239H169ZM174 238H175V240H174ZM183 238V239H182ZM189 238H191L190 240H189ZM196 238V239H195ZM256 238H261V241H262V243H261V241H258V239H257V241H256ZM25 239V240H24ZM45 239H47V241H44ZM54 239V240H53ZM58 239V240H57ZM73 239V240H72ZM92 239H93V242H92ZM99 239H101V240H104V242H106V243H104L103 241H100ZM106 239V240H105ZM154 239H155V241H154ZM208 240V239H211L210 241H212V242H210L209 240V242H208V244L211 246V245H213V243L215 244V245H213L214 246V248H213V246H211V247H207V243H206V240ZM246 239V241H244ZM248 239V240H247ZM3 240V241H2ZM22 240H24V241H22ZM37 240H42L41 242L39 241V243H42L43 241L45 242H43L44 243V245L43 246H45V247H43L41 244H39L38 243V241ZM48 240H50V241H48ZM78 240H80V241H83L82 243L80 242V241H78ZM87 240H88V242H87ZM89 240H91V241H89ZM115 240V241H114ZM127 240V241H126ZM149 240V241H148ZM151 240V241H150ZM177 240L179 241V243L177 242ZM182 240H183V242H182ZM186 240H189L188 241V243H187V241ZM223 240L221 239V242H223ZM243 240V241H242ZM251 240H253V241H251ZM13 241V242H12ZM35 241L37 242L36 244H38V245H36L35 244ZM64 241H66V242H64ZM196 241H198V243H196ZM213 241H215V242H213ZM234 241H236L235 242V244L232 246L231 245V243H234ZM247 241H248V243H247ZM16 242V243H15ZM29 243V244H26V243ZM73 242V243H72ZM76 242V243H75ZM102 244H104V245H102L101 246V243ZM115 242V243H114ZM119 242V243H120ZM124 242V243H125ZM155 242H157V244H158V242H160L161 244H159L160 245V247L161 248H156L157 246L159 247V245H157ZM171 242V243H170ZM186 242V243H185ZM190 242H192V243H190ZM194 242V243H193ZM260 242V243H259ZM42 243V244H43ZM47 243V244H46ZM64 243V244H63ZM79 243V244H78ZM93 243V244H92ZM111 243V244H110ZM165 243V244H164ZM167 243V244H166ZM175 243H176V245H175ZM183 243V244H182ZM202 243V244H203ZM219 243V244H218ZM250 243V244H249ZM252 243V244H251ZM258 245H260V246H258ZM17 244V245H16ZM35 244V245H34ZM46 244V245H45ZM49 244V246H47ZM74 244H76L75 246H77V247H75L74 248ZM83 244H84V246H83ZM90 244V245H89ZM95 244V245H94ZM141 245V246H137V245ZM163 244V245H162ZM181 244V245H180ZM192 244V245H191ZM195 244V245H194ZM197 244V245H196ZM218 244V245H217ZM244 246H243V245ZM255 244V245H254ZM3 245V246H2ZM30 245H32V246H30ZM40 245L43 247V248H40ZM52 245H53V247H52ZM62 245H63V247H62ZM88 245V246H87ZM109 245V246H108ZM114 246L113 248H114V250H113V248H112V246ZM132 245H134L135 246V248H133L132 249ZM155 245V246H154ZM157 245V246H156ZM162 245V246H161ZM166 245V246H165ZM180 245V246H179ZM189 245V246H188ZM191 245V246H190ZM201 245V246H200ZM208 245V246H209ZM217 245V246H216ZM225 245V246H226ZM231 245V247L229 248V246ZM2 246V247H1ZM24 246V247H23ZM35 246H37L36 248H40L39 250H37L38 251V255H37V253H35ZM39 246V247H38ZM65 246H66V249H65ZM87 246V247H86ZM93 246V247H92ZM131 248H130V247ZM147 246V247H146ZM188 246V247H187ZM198 246H200V247H198ZM221 246H223V247H221ZM15 247V248H14ZM20 247V248H19ZM32 247V249H30V248ZM49 247L50 248H52V250H53V248H54V250H56L55 248H57V250L55 251V253H54V250H53V252H50L51 250L49 249ZM88 247H89V249H90V251L88 252ZM98 247V248H97ZM110 247V248H109ZM116 247V248H115ZM125 246H123V248H124ZM136 247H139V248H136ZM162 247H164V248H162ZM192 247V248H191ZM203 247V248H202ZM238 247V248H239ZM245 247V248H244ZM261 247V248H260ZM3 248V250H1ZM29 248V249H28ZM46 248H47V250H46ZM70 249V251H69V249ZM81 250H79V249ZM84 248V249H83ZM146 248V249H145ZM184 248L186 249V250H184ZM190 248V249H189ZM247 248H248V250H247ZM6 249H7V251L9 250L10 251V253L9 252H7L6 251ZM19 249V250H18ZM22 251H21V250ZM26 251H25V250ZM33 249H34V251H33ZM42 249H44V251L42 250ZM72 249H74V250H76V251H78L77 253H75L74 255H72L74 252H76V251H73V252H71L72 251ZM78 249V250H77ZM85 249H87V251L85 250ZM100 249V250H99ZM132 249V250H131ZM157 249V250H156ZM169 249V248H168ZM196 249V250H195ZM198 249V250H197ZM231 249V250H230ZM235 249V248H234ZM13 250V251H12ZM28 250V251H27ZM42 250V251H41ZM60 250V252H58ZM84 250V251H83ZM93 252H92V251ZM108 250V251H107ZM152 250H154V251H152ZM159 250V251H158ZM189 250H191V252H188ZM196 252H195V251ZM210 250V251H211ZM215 250V251H214ZM233 250V251H232ZM258 250H260L261 252H263L262 254H260V251H258ZM3 251V252H2ZM17 251V252H16ZM40 251V252H39ZM49 251V252H48ZM62 251V252H61ZM64 251V252H63ZM68 251H69V253H68ZM84 253H83V252ZM95 251V252H94ZM97 251V252H96ZM105 251H107L106 253H104ZM118 251V250H117ZM146 251V252H145ZM150 251H152L151 253H150ZM156 251V252H155ZM161 251V252H160ZM186 251V252H185ZM192 251H194L193 253H192ZM206 251L205 252H203V253H201L200 252V254H201V256L202 257H200V258H202V259H206L205 258V256H207V254H206ZM209 251V252H210ZM258 251V252H257ZM5 252V253H4ZM14 252H16V253H18L17 255H15V253ZM19 252H20V254H19ZM25 252H26V254H25ZM31 252H34V253H31ZM41 252H42V254H41ZM46 252H48L49 254H45V255H43L44 253H46ZM80 252V253H79ZM86 252V253H85ZM112 254H110V253ZM139 252V253H138ZM145 252V253H144ZM159 252V253H158ZM198 252V253H199ZM208 252V251H207ZM208 252V253H209ZM229 252H228V254H229ZM232 252H234V253H232ZM251 252V253H250ZM11 253H13V254H11ZM30 255H29V254ZM61 253V254H60ZM65 253V254H64ZM97 253L99 254V255H97ZM154 253H156V254H154ZM157 253H158V255H159V257H158V255H157ZM184 253H183V255H184ZM212 253V251L210 252V254ZM9 254H10V257H9ZM53 254H55V255H53ZM68 254V255H67ZM76 254H78V255H76ZM79 254H81V255H79ZM84 254V255H83ZM89 254V255H88ZM103 254V256H101ZM114 254H115V256H114ZM147 254V255H146ZM188 254H186V256L188 255ZM195 254V256H193V255ZM197 254V255H196ZM213 254H211L210 255V261L211 260H214L215 258L213 257V256H215V257H217L218 256V254H216V255H213ZM220 254V253H219ZM221 254H220V256H218L219 258L221 257ZM244 254V255H245ZM5 255V256H4ZM12 255H14V256H12ZM23 255V256H22ZM24 255H25V258L27 257L28 258V256L29 257H32V258H24ZM28 255V256H27ZM40 255V256H39ZM50 256V257H52L53 256V258H50V261L48 262V260H49V258H47V257H43V256ZM72 255V256H71ZM75 255L77 256L76 257V259H75ZM107 255H109V256H107ZM213 255V256H212ZM225 255H222V257L219 259V258H216L214 261H211V262H214L215 263V261H216V263L217 264H221V261H222V258H223V261H222V263H224L225 262V264H235L237 261H238V256L239 255H242V254H239V255H236L237 256V260L235 259V257H233V256H231V257H233V258H231V259H233L232 261L234 262V261H236L235 263H231V262H229L228 261V263H227V261H224L225 260V258H226V256ZM259 255V256H258ZM3 256V257H2ZM7 256V257H6ZM16 256H18L19 257V260H18V258L16 257ZM58 256V257H57ZM69 256V257H68ZM79 256V257H78ZM81 256H84V257H81ZM86 256V257H85ZM88 256H89V258H88ZM96 256H98V257H96ZM101 256V257H100ZM107 256V258H105ZM111 256V258L113 257V259H111V258H109ZM133 256V255H132ZM149 256V257H148ZM224 256V257H223ZM9 257V258H8ZM14 257V258H13ZM35 257V258H34ZM39 257L40 259V261L37 259V258ZM71 257V258H70ZM119 257V256H118ZM154 257H156V259L154 258ZM160 257H162V258H160ZM164 257H165V260H162V261H160L161 259H164ZM11 258V259H10ZM16 258V259H15ZM23 258V259H22ZM44 258V259H43ZM60 260H59V259ZM72 258H74L73 260H71ZM81 258H82V260H81ZM91 258V259H90ZM94 258V259H93ZM96 258H98V259H96ZM100 258H101V262H99L100 261ZM102 258H104V259H102ZM109 258V259H108ZM144 258V259H143ZM207 258L209 259V257L207 256ZM228 258H229V255L227 256V260H228ZM229 258V259H230ZM2 259V260H1ZM10 260L11 262H9L8 260ZM22 261H21V260ZM35 259V260H34ZM68 259V260H67ZM84 259V260H83ZM95 259H96V261H95ZM115 259V260H114ZM137 259H138V261H137ZM220 261H219V260ZM13 260H14V262H13ZM30 260H32V261H30ZM37 260V261H36ZM42 260V261H41ZM44 260H46V261H44ZM51 260H53V261H51ZM55 260V261H54ZM62 260H64V261H62ZM67 260V261H66ZM81 260V261H80ZM85 260H88V261H85ZM94 260V261H93ZM104 260V261H103ZM112 260H114V262L112 261ZM256 260V261H257ZM20 263H19V262ZM30 261V262H29ZM36 261V262H35ZM73 261H75L74 263H73ZM92 261H93V263H92ZM103 261V262H102ZM111 261V262H110ZM116 261H118V262H116ZM7 262V263H6ZM45 262V263H44ZM58 262V263H57ZM84 262V263H83ZM89 262V263H88ZM91 262V263H90ZM95 262V263H94ZM138 262V263H137ZM147 262V263H146ZM154 262V263H153ZM220 262V263H219ZM165 263H162V264H165ZM213 263V264H214ZM134 264V263H133ZM161 264V263H160ZM186 264H189V263H186ZM191 264H193V262L191 263ZM195 264V263H194ZM236 264H240L239 263V261L236 263ZM242 264V263H241ZM256 264H257V262H256ZM259 264V263H258Z\"/></svg>","mask_w":264,"mask_h":264},{"label":"bare ground","instance_id":"obj_2","mask_svg":"<svg viewBox=\"0 0 264 264\" xmlns=\"http://www.w3.org/2000/svg\"><path fill=\"white\" fill-rule=\"evenodd\" d=\"M26 1H27V0H26ZM29 1H30V0H29ZM34 1H35V0H34ZM71 1H73V0H71ZM71 1H70V2H71ZM74 1H76V0H74ZM85 1H86V2H85ZM85 1L83 0L82 3L85 4V3H87V1H90V2H88V3H93V4H94L95 2H97L96 0H95V1H92V0H85ZM133 1H135V0H133ZM139 1H144V0H139ZM146 1H147V0L144 1V3H145L146 5L143 3V4H144V7H148L149 1H151V0H148V1H147L148 4L146 3ZM214 1H215V0H214ZM217 1L219 2V0H217ZM225 1H226V0H225ZM228 1H229V0H228ZM243 1H244V0H243ZM247 1H249V3H250V0H247ZM256 1H257V0H256ZM258 1H260V0H258ZM261 1H262V0H261ZM21 2H22V1H21ZM23 2H24V1H23ZM30 2H32V0H31ZM30 2H28V3H30ZM70 2H69V3H70ZM79 2H80V1H79ZM84 2H85V3H84ZM98 2H99V0H98ZM100 2L103 3L104 0H103V1L100 0ZM131 2H132V1H131ZM218 2H217V4H218ZM235 2H236V1H235ZM235 2H234V3H235ZM237 2H238V1H237ZM35 3H37V2H35ZM35 3L33 2V3H30V4L33 5V4H35ZM42 3H43V2H42ZM42 3H41V4H42ZM138 3H139V2H138ZM140 3H141V2H140ZM140 3H139V4H140ZM202 3H204V2H202ZM215 3H216V2H215ZM221 3H222V2H221ZM247 3H248V2H247ZM247 3H245V4L247 5ZM249 3H248V4H249ZM261 3H264V0H263V2H261ZM71 4H72V3H71ZM74 4H75V2H74ZM105 4H106V3H105ZM105 4H104V5H105ZM133 4H135V3L132 2V5H133ZM141 4H142V3H141ZM150 4H151V3H150ZM207 4H208V3H207ZM225 4H226V3H225ZM228 4H229V2H228ZM236 4H237V3H236ZM241 4H243V3H241ZM241 4H240V6L238 7V9L241 7ZM251 4H253V3H251ZM251 4H250V5H251ZM190 5H191V4H190ZM204 5H205V4H204ZM212 5H213V4H212ZM215 5H216V4H215ZM218 5L220 6V4H218ZM223 5H224V3H223ZM226 5H227V4H226ZM226 5H225V6H226ZM229 5H231V4H229ZM243 5H244V4H243ZM34 6H35V5H34ZM83 6H84V5H83ZM83 6H81V7H83ZM101 6H102V5H101V3H100V5L98 6L99 9L103 7V6H102V7H101ZM130 6H131V5H130ZM130 6H129V8L132 9V8H134L135 5H134L133 7H132V6L130 7ZM137 6H139V5H137ZM141 6L143 7V5H141ZM149 6H150V5H149ZM202 6H203V4H202ZM202 6H201V8H202ZM206 6H207V5H206ZM221 6H222V4H221ZM225 6H224V8H225ZM234 6H235V5H234ZM237 6H238V5H237ZM252 6H253V5H252ZM252 6H251V7H252ZM259 6H260V5H259ZM262 6H264V4H262ZM20 7H21V5H20ZM29 7H30V6H29ZM29 7H28V8H29ZM39 7H40V6H39ZM150 7H153V6H150ZM197 7H198V6H197ZM197 7H196V8H197ZM242 7H243V6H242ZM242 7H241V8H242ZM247 7H248V6H247ZM249 7H250V6H249ZM249 7H248V8H249ZM24 8H26V6H25ZM77 8H80V7H77ZM135 8H137V7H135ZM138 8H139V7H138ZM199 8H200V7H199ZM211 8H214V7H211ZM211 8H210V9H211ZM226 8L228 9L229 6L226 7ZM235 8H236V7H235ZM245 8H246V7H245ZM257 8H258V7H257ZM262 8H264V7H262ZM146 9H147L149 12H148V11H144L143 13L148 12V14H149V13H150V10H153L154 8H153V9H151V8H145V10H146ZM156 9H157V8H156ZM192 9H195V8H191V10H192ZM206 9H207V8H206ZM218 9H219V8H218ZM221 9H222V8H221ZM229 9H230V8H229ZM229 9H228V10H229ZM231 9H233V8H231ZM231 9H230V10H231ZM249 9H250V8H249ZM255 9H256V8H255ZM260 9H261V8H259V10H260ZM22 10H23V8H22ZM28 10H29V12H30V9H28ZM33 10H34V9H33ZM100 10H101V9H100ZM134 10H136V9H134ZM141 10H142V9H141ZM143 10H144V9H143ZM189 10H190V9H189ZM191 10H190V11H191ZM195 10H196V9H195ZM211 10H212V9H211ZM215 10H216V8H215ZM215 10H214V11H215ZM225 10H226V9H225ZM251 10H252V9H251ZM256 10H258V9H256ZM261 10H262V9H261ZM263 10H264V9H263ZM20 11H21V10H20ZM31 11H32V10H31ZM38 11H39V10H38ZM136 11H138V9H137ZM139 11H140V10H139ZM155 11L158 12V10H155V9H154V11H152V14H153V12H154V14H155V13H156ZM193 11H194V10H193ZM214 11H213V12H214ZM233 11H234V10H232V11H228L229 14H228L227 16H226V14H227V10L225 11L226 13L224 12L225 14L221 13V14L225 15L226 18L229 17V18H227V20H228L229 23H231V20H233V19H234L233 21H238V20H236V18H234V17H231V18H230V16H229V15H230V12H231V14H232V13H234ZM235 11H236V10H235ZM238 11H239V13H240V9H239ZM243 11H245V10L243 9ZM26 12H28V11H26ZM26 12H25V14H26ZM41 12H42V11H41ZM141 12H142V11H141ZM185 12H186V11H185ZM185 12L183 11V13H185ZM203 12H204V11H203ZM241 12H242V11H241ZM245 12H246V11H245ZM245 12H244V14H245ZM252 12H254V11H252ZM22 13L24 14V11H23V12L21 11V14H22ZM32 13H33V12H32ZM215 13H217V12L215 11ZM247 13H248V12H247ZM247 13H246V14H247ZM249 13H250V12H249ZM254 13H256V12H254ZM260 13H261V11H260ZM263 13H264V12H263ZM21 14H20V15H21ZM25 14H24V15H25ZM34 14H35V13H34ZM97 14H98V13H97ZM187 14H188V13H187ZM187 14H186V15H187ZM190 14H191V13H190ZM190 14H188V15H190ZM206 14H207V13H206ZM206 14L204 13V14H202L201 16H204V15H206ZM213 14H214V13H213ZM213 14H212V15H213ZM217 14H218V13H217ZM217 14H216V16H217ZM221 14H219V15H221ZM258 14H259V13H258ZM30 15H31V14H30ZM84 15H86V14H84ZM89 15H90V14L87 15L88 18H89ZM92 15H93V14H92ZM92 15H91V16H92ZM94 15H95V14H94ZM155 15H156V14H155ZM186 15H185V16H186ZM212 15H211V17H212ZM238 15H240V14H238ZM25 16H26V15H25ZM27 16H28V14H27ZM31 16H33V14H32ZM42 16H43V15H42ZM103 16H104V15H103ZM103 16H102V17H103ZM150 16H151V13H150ZM150 16H149V17H150ZM153 16H154V15H153ZM165 16H166V15H165ZM178 16H179V15H178ZM185 16H184V17H185ZM192 16H193V14H192ZM231 16H232V15H231ZM244 16H245V15H244ZM259 16L261 17V15H259ZM259 16H258V17H259ZM17 17H18V16H17ZM19 17H20V16H19ZM22 17H23V15H22ZM34 17H35V16H34ZM40 17H41V16H40ZM45 17H47V16H45ZM76 17L78 18V16H76ZM82 17H84V16H82ZM85 17H86V16H85ZM94 17H95V16H94ZM96 17H97V15H96ZM206 17H208V16H206ZM209 17H210V16H209ZM221 17H222V16H221ZM221 17H220V18H221ZM240 17H242V15H240ZM10 18H11V17H10ZM36 18H37V17H36ZM88 18H87V19H88ZM150 18H151V17H150ZM152 18L155 19L156 17L154 16V17H152ZM213 18H214V17H213ZM220 18H219V19H220ZM223 18H224V16L222 17V20H224V23H225V21H226V23H227V20H225V18H224V19H223ZM232 18H233V19H232ZM243 18H245V17H243ZM30 19H33V18L30 17ZM41 19H42V18H41ZM45 19H46V18H45ZM79 19H80V16H79ZM82 19H83V18H81V20H82ZM89 19H90V18H89ZM89 19H88V21H89ZM154 19H153V21H155ZM208 19H209V18H208ZM210 19H211V18H210ZM216 19H217V17H216ZM229 19H231V20L229 21ZM261 19H262V18H261ZM261 19H260V20H261ZM25 20H26V19H25ZM37 20H38V19H37ZM43 20H44V19H43ZM91 20H92V19H91ZM222 20H221V21L218 20L217 23H219V21H220V23H221ZM242 20H243V19H242ZM251 20L253 21V19H251V18H250V20H247V21L250 22ZM255 20H258V19H255ZM255 20H254V21H255ZM262 20H263V19H262ZM22 21H23V20H21V22H22ZM28 21H29V20H28ZM28 21H26V22H28ZM33 21H34V20H32V22H33ZM45 21H46V20H45ZM77 21H78V20H77ZM83 21H84V20H82V22H80V20H79L80 23H79V22H78V23L81 25V24L83 23ZM94 21H95V24H96V20H93V22H94ZM212 21H213V20H212ZM233 21H232V24H233ZM239 21H240V22H243V21H241V20H239ZM239 21H238V22H239ZM43 22H44V21H43ZM84 22H85V21H84ZM238 22H237V23H238ZM34 23H35V22H34ZM37 23H38V22H37ZM47 23H48V22H47ZM47 23H46V24H47ZM91 23H92V21H91ZM212 23H213V22H212ZM212 23H211V24H212ZM226 23H225V25H226ZM252 23H253V22H252ZM261 23H262V21H261ZM22 24H23V23H22ZM44 24H45V22H44ZM235 24H236V23H235ZM235 24H234V26H235ZM245 24H246V22H245ZM247 24H248V23H247ZM247 24H246V26H247ZM250 24H251V23H250ZM28 25H29V24H27V26H28ZM32 25H33V23H32ZM35 25H36V24H35ZM42 25H43V23H42ZM42 25H41V26H42ZM83 25L85 26L84 23H83ZM86 25H87V20H86ZM90 25H91V24H90ZM93 25H94V23H93L92 26H90V27H91V28H92V27H95V26H93ZM218 25H219V24H218ZM221 25H222V24H221ZM227 25H228V24H227ZM227 25H226V26H227ZM236 25H237V24H236ZM243 25H244V24H243ZM252 25H253L254 28L256 27V29H257V26H255L256 24H252ZM252 25H250V27H252ZM263 25H264V24H263ZM4 26H6V25H4ZM24 26H25V25H24ZM38 26H39V25H38ZM75 26H76V25H75ZM81 26H82V25H81ZM96 26H97V24H96ZM193 26H194V25H193ZM212 26H213V25H212ZM222 26H224V25H222ZM222 26L219 25V28H221ZM229 26H230V25H229ZM246 26H245V27H246ZM258 26H259V23H258ZM260 26H261V24H260ZM0 27H1V26H0ZM7 27H8V26H7ZM19 27H20V26H19ZM31 27H32V26H31ZM33 27H34V25H33ZM77 27H78V26H77ZM86 27H87V26H86ZM86 27H85V29H86ZM90 27H89V28H90ZM98 27H99V26H98ZM213 27H216V28L218 29V31H219V28H218L217 26L214 25ZM237 27H238V26H237ZM239 27H241V25H240ZM248 27H249V25H248ZM250 27H249V29H250ZM253 27H252L251 29H254ZM2 28H3V27H2ZM22 28H23V27H22ZM29 28H30V27H29ZM34 28H36V27H34ZM34 28H33V29L31 28V30H33L32 34H34L35 32L38 31V29H37V31L34 32ZM43 28H45V30H46L45 25H44V27H42V29H43ZM74 28H75V27H74ZM96 28H97V27H96ZM224 28H226V27H224ZM224 28H223V29H224ZM231 28H232V27L230 26L229 29H231ZM235 28H236V27H235ZM3 29H4V28H3ZM6 29H7V28H6ZM8 29H9V28H8ZM39 29H40V27H39ZM75 29H76V28H75ZM79 29H80V28H79ZM92 29H93V28H92ZM94 29H95V28H94ZM98 29H99V28H98ZM98 29H96V30L98 31ZM213 29H214V28H213ZM232 29H234V28H232ZM240 29H242V28H240ZM244 29H245V28H244ZM249 29H248V30H249ZM258 29H259V28H258ZM260 29H262V28H260ZM31 30H29V31H31ZM82 30H84V29H81V31H82ZM87 30L90 31V33H92V31H91L90 29H87ZM96 30H95V31H96ZM224 30H225V29H224ZM224 30H223V32H224ZM14 31H15V30H14ZM77 31H78V30H77ZM85 31H86V30H85ZM97 31H96V32H97ZM236 31H237V29H236ZM246 31H247V30H246ZM246 31L244 30L245 33H246ZM263 31H264V30L262 29V31H261V35H262ZM40 32H41V31H40ZM46 32H48V31L46 30ZM79 32H80V30H79ZM82 32H83V31H82ZM239 32H240V31H239ZM239 32H236L237 35H238ZM241 32H243V30H242ZM0 33H1V32H0ZM29 33H31V32H29ZM37 33H38V32H37ZM37 33H36V35H39V34H40V33H38V34H37ZM84 33H85V32H84ZM86 33H88V32H86ZM86 33H85V34H86ZM220 33H221V32H220ZM228 33H230V30H229ZM228 33H226V34H228ZM258 33H259V30H258ZM32 34H31V35H32ZM41 34H42V33H41ZM79 34H80V33H79ZM92 34H95L94 31H93ZM92 34H91V36H92ZM218 34H219V33H218ZM224 34H225V32H224ZM231 34H232V32L229 34V36H230ZM240 34H241V33H240ZM247 34H248V32H247ZM256 34H257V33H256ZM82 35H83V34H82ZM86 35H87V34H86ZM86 35H85V36H86ZM219 35H220V34H219ZM233 35L235 36V34H233ZM258 35H259V37L261 36L260 33H259ZM2 36H3V34H2ZM28 36H29V35H28ZM32 36H33V35H32ZM42 36H44V34H43ZM91 36H90V37L87 36V37H88V38H91ZM205 36H206V35H205ZM225 36L228 37V35H225ZM234 36H233V37H234ZM240 36H241V35H240ZM245 36H246V34H245ZM248 36H249V34H248ZM30 37H31V36H30ZM34 37H35V35H34ZM36 37H37V36H36ZM46 37H47V36H46ZM92 37H94V36H92ZM212 37L214 38L215 36H212ZM221 37H222V35H221ZM235 37H236V36H235ZM238 37H239V36H238ZM243 37H244V36H243ZM250 37H251V36H250ZM261 37H264V33H263V36H261ZM2 38H3V37H2ZM17 38H18V37H17ZM41 38H42V37H41ZM80 38H81V39H84V38H82V37H80ZM94 38H95V37H94ZM94 38H91V39L94 40ZM215 38H216V37H215ZM215 38H214V39H215ZM219 38H220V37H219ZM224 38L226 39V37H224ZM240 38H242V37H240ZM252 38H254V37H252ZM252 38H251V39H252ZM256 38L258 39V36H257ZM8 39H9V38H8ZM10 39H11V38H10ZM10 39H9L8 41H10ZM81 39H79V40L82 41ZM180 39H181V38H180ZM202 39H203V38H202ZM202 39H201V40H202ZM205 39H206V38H205ZM230 39H231V38L229 37V40H230ZM236 39H237V37H236ZM245 39H246V38H245ZM247 39H248V38H247ZM262 39H263V38H262ZM21 40H22V39H21ZM23 40H24V39H23ZM32 40H34V38H33ZM42 40H43V38H42ZM44 40H45V38H44ZM47 40H48V39H47ZM84 40H86V38H85ZM84 40H83V41H84ZM87 40H88V39H87ZM92 40H91V41H92ZM166 40H167V39H166ZM217 40H218V37H217ZM222 40H223V39H222ZM226 40L229 41L228 39H226ZM226 40H225V41H226ZM238 40H239V39H238ZM241 40H242V39H240L239 41H241ZM254 40H255V39H254ZM14 41H15V40H14ZM35 41H36V40H35ZM35 41H34V42H35ZM40 41H41V40H40ZM80 41H79V42H80ZM159 41H160V40H159ZM185 41H187V45H188V44H191V43H188V40H185ZM185 41H184L183 39H181L180 43L185 42ZM189 41H191V39H190ZM205 41H206V40H205ZM215 41H216V40H215ZM220 41H221V39H220ZM220 41H219V42H220ZM223 41H224V40H223ZM223 41H222V42H223ZM227 41H226V42H227ZM234 41H235V40H234ZM246 41H247V40H246ZM249 41H250V40H249ZM249 41H248V42H249ZM256 41H257V40H256ZM263 41H264V39H263ZM263 41H262V43H263ZM1 42H2V41L0 40V44H1ZM32 42H33V41H32ZM38 42H39V41H38ZM43 42H46V41H43ZM43 42H42V43H43ZM62 42H63V41H62ZM70 42H71V41H70ZM85 42H86V41H85ZM88 42H89V41H88ZM88 42H87V43H88ZM162 42H163V41H162ZM162 42H161V43H162ZM164 42H165V41H164ZM191 42H192V41H191ZM201 42H202V41H201ZM201 42H200V44H201ZM212 42H214V41H212ZM229 42H230V41H229ZM232 42H233V41H232ZM242 42H243V41H241V43H242ZM248 42H247L248 45H246V46L249 47L250 42H249V43H248ZM253 42H254V41H253ZM258 42H260V41H258ZM10 43H11V41H10ZM23 43H24V42H23ZM23 43H22V44H23ZM27 43H30V42H27ZM27 43H26V44H27ZM65 43H66V42H65ZM65 43H64V44H65ZM168 43H169V42H168ZM170 43H171V42H170ZM195 43H196V42H195ZM206 43H207V41H206ZM215 43H216V42H215ZM223 43H224V42H223ZM235 43H236V45H237V41H236ZM243 43H244V42H243ZM243 43H242V44H243ZM251 43H252V42H251ZM3 44H4V43H3ZM3 44H1V45L4 46ZM11 44H12V43H11ZM24 44H25V43H24ZM26 44H25V45H26ZM35 44H36V43H35ZM35 44H33V45H35ZM60 44H61V42H60ZM83 44H84V43H83ZM204 44H205V43H204ZM204 44H201V46L204 45ZM217 44H218V43H217ZM221 44H222V43H221ZM228 44H229V43H228ZM230 44H231V42H230ZM230 44H229V45H230ZM245 44H246V43H245ZM245 44L242 45V46H245ZM258 44H259V43H258ZM9 45H10V44H9ZM12 45H13V44H12ZM61 45H62V44H61ZM61 45H60V47H61ZM78 45L80 46V43H79ZM90 45H91V44H90ZM171 45H173V44H171ZM179 45L181 46V45H183V43H182V44H179ZM194 45H195V44H194ZM223 45H224V44H223ZM229 45H228V46H229ZM232 45H233V44H232ZM255 45H257V44H254V46H255ZM27 46H28V45H27ZM55 46H56V45H55ZM55 46H54V47H55ZM57 46H58V44H57ZM65 46H66V45H65ZM65 46H64V47H65ZM92 46H93V45H92ZM162 46H165V45L163 44ZM190 46L193 47V45H190ZM195 46H196V45H195ZM197 46H198V45H197ZM218 46H219V45H218ZM237 46H238V45H237ZM250 46H251V45H250ZM252 46H253V43H252ZM260 46H262V45H260ZM0 47H1V46H0ZM8 47H9V46H8ZM35 47H36V46H35ZM38 47H39V46H38ZM134 47H135V46H134ZM184 47H185V46H184ZM186 47L188 48V46H186ZM230 47H231V46H230ZM248 47H246V50L248 49ZM258 47H259V45H258ZM258 47L256 48V49H257L256 51L259 50ZM262 47H263V46H262ZM10 48H11V45H10ZM14 48H15V46H14ZM14 48H13V49H14ZM20 48H21V47H20ZM22 48H23V47H22ZM25 48H26V47H25ZM39 48H40V47H39ZM77 48H78V47H77ZM92 48H94V47H92ZM135 48H136V47H135ZM164 48H165V47H164ZM164 48H163V49H164ZM193 48H194V47H193ZM193 48H191V52H192L193 50H195V49H193ZM238 48H239V47H238ZM240 48H241V47H240ZM243 48H244V47H243ZM251 48H252V47H251ZM260 48H261V47H260ZM1 49H2V48H1ZM5 49H6V47H5ZM27 49H28V48H27ZM52 49H53V48H52ZM52 49H51V50H52ZM66 49H67V48H66ZM66 49H65V50H66ZM130 49H131V48H130ZM166 49H167V48H166ZM174 49H175V48H174ZM192 49H193V50H192ZM220 49H221V47H220ZM226 49H227V48H226ZM226 49H225V50H226ZM228 49H229V48H228ZM234 49H235V48H233L232 50H234ZM252 49H253V48H252ZM252 49H251V50H252ZM10 50H11V49L8 50L9 53H11ZM136 50H137V49H136ZM169 50H170V49H169ZM169 50H168V52H169ZM189 50H190V47H189ZM189 50H188V51H189ZM197 50H198V49H197ZM218 50H219V49H218ZM218 50H217V51H218ZM238 50H239V49H238ZM238 50H237V52H240V51H238ZM243 50H244V49H243ZM246 50H245V51H246ZM248 50H249V49H248ZM248 50H247V51H248ZM262 50H263V49L261 48V51H262ZM0 51H1V50H0ZM2 51H4V50H2ZM57 51H58V50H57ZM171 51H172V50H171ZM175 51H176V50H175ZM175 51H174V52H175ZM203 51H204V50H203ZM205 51H206V50H205ZM212 51H213V50H212ZM215 51H216V50H215ZM219 51L221 52V50H219ZM222 51H223V50H222ZM227 51H228V50H227ZM249 51H250V50H249ZM259 51H260V50H259ZM4 52H5V51H4ZM27 52H28V50H27ZM174 52H172V53H174ZM186 52H187V51H186ZM189 52H190V51H189ZM196 52H197V51H196ZM220 52H219V53H220ZM225 52H226V51H225ZM228 52H229V51H228ZM228 52H226V53L228 54ZM232 52H233V51H232ZM234 52H235V51H234ZM237 52H235V53H237ZM251 52H252V51H251ZM2 53H3V52H2ZM49 53H50V52H49ZM51 53L53 54V51H52ZM51 53H50V54H51ZM60 53H61V52H60ZM60 53H59V54H60ZM128 53H129V52H128ZM162 53H164V52H162ZM162 53H161V55H162ZM165 53H166V52H165ZM202 53H203V52H202ZM211 53H213V52H211ZM214 53H215V52H214ZM216 53H217V52H216ZM219 53H218V55H219ZM222 53H223V52H222ZM222 53H220V55H221ZM230 53H231V50H230ZM230 53H229V54H230ZM240 53H242V52H240ZM247 53H248V52H247ZM252 53H253V52H252ZM255 53H256V52H255ZM3 54H4V53H3ZM25 54H26V53H25ZM37 54H38V53H37ZM45 54H46V53H45ZM50 54H48V52H47L46 55H50ZM159 54H160V53H159ZM170 54H171V53H170ZM170 54H164V57H165V55L168 56V55H170ZM174 54H175V53H174ZM179 54H180V53H179ZM203 54H204V53H203ZM223 54H225V53H223ZM250 54H251V53H250ZM261 54H262V53H261ZM261 54H260L259 57H262ZM5 55H6V54H5ZM5 55H2L3 58H4ZM13 55H14V54H13ZM31 55L33 56V54H31ZM41 55H42V54H41ZM43 55H44V54H43ZM56 55H58V54H56ZM60 55H61V54H60ZM156 55H157V54H156ZM171 55H173V54H171ZM190 55H191V54H190ZM193 55H194V54H193ZM204 55H206V54H204ZM204 55H203V56H204ZM220 55H219V57H220ZM233 55L235 56L236 54H233ZM233 55H232V56H233ZM239 55H240V54H239ZM239 55H238V56H239ZM244 55H245V54H244ZM248 55H249V53H248ZM28 56H29V55H28ZM52 56H53V55H52ZM178 56H179V55H178ZM201 56H202V55H201ZM201 56H200V57H201ZM208 56H209V55H208ZM210 56H211V55H210ZM213 56H214V55H212L211 58H212ZM228 56H229V55H228ZM234 56H233V59H234ZM242 56H243V55H242ZM256 56H257V55H256ZM263 56H264V55H263ZM11 57H12V56H11ZM54 57H55V55H54ZM62 57H63V56H62ZM62 57H61V58H62ZM158 57L160 58V57H162V56H158ZM174 57H175V56H174ZM174 57H173V58H174ZM188 57H189V56H188ZM191 57H193V56L191 55ZM198 57H199V56H198ZM205 57H206V56H205ZM226 57H227V56H226ZM239 57H240V56H239ZM239 57H238V58H239ZM246 57H248V56H246ZM246 57H245V58H246ZM250 57H251V55H250ZM259 57H258V58H259ZM6 58H7V57H5V60H6ZM40 58H41V57H40ZM129 58H131V57H129ZM153 58H154V56H153ZM159 58H157V59H159ZM167 58H168V57H167ZM181 58H182V57H181ZM181 58H180V59H181ZM189 58H190V57H189ZM194 58H195V57H194ZM211 58H210V59H211ZM213 58H214V57H213ZM213 58H212V59H213ZM221 58L224 59L222 56H221ZM229 58H230V56H229ZM241 58H242V57H241ZM241 58H240V61H241ZM245 58H244V59H245ZM258 58H257V59H258ZM57 59H58V58H57ZM151 59H152V58H151ZM154 59H155V58H154ZM157 59H156V60H157ZM165 59H166V57H165ZM185 59H186V58H185ZM185 59H184V60H185ZM195 59H196V58H195ZM195 59H194V60H195ZM210 59H209V60H210ZM212 59H211V60H212ZM214 59L216 60V58H214ZM222 59H219L218 61H216V63H218V62L221 61ZM231 59H232V57H231ZM235 59H237V57H235ZM248 59H249V58H248ZM248 59H247V61H248ZM253 59H254V57H253ZM257 59H256V60H257ZM260 59H261V58H260ZM3 60H4V59H3ZM125 60H127V59H125ZM129 60H130V59H129ZM156 60H155V61H156ZM163 60H164V58H163ZM171 60H172V59H171ZM184 60H183V61H184ZM206 60H207V59H206ZM224 60H225V59H224ZM242 60H243V59H242ZM249 60H251V59H249ZM263 60H264V59H263ZM20 61H21V60H20ZM20 61H19V62H20ZM23 61H24V60H23ZM131 61H132V60H131ZM155 61H154V62H155ZM176 61H177V60H176ZM176 61L174 60V62H176ZM181 61H182V59H181ZM187 61H188V60H187ZM195 61H196V60H195ZM222 61H223V60H222ZM225 61H226V62H229V60H228V61L225 60ZM225 61L222 62L223 65L226 63ZM230 61H231V60H230ZM244 61H245V60H244ZM244 61H242V62H244ZM253 61H254V60H253ZM49 62H52V60L49 61ZM163 62H165V61H163ZM169 62H170V61H169ZM207 62H208V61H207ZM209 62H211V61H209ZM212 62H215V61L212 60ZM212 62H211V63H212ZM224 62H225V63H224ZM231 62L235 64V61H234V62L231 61ZM236 62H237V60H236ZM248 62H249V61H248ZM257 62H258V61H257ZM257 62H256V63H257ZM259 62H260V61H259ZM259 62H258V63H259ZM263 62H264V61H263ZM56 63H57V61H56ZM167 63H168V62H167ZM186 63H187V62H186ZM229 63H230V62H229ZM238 63L241 64V62H239V61H238ZM252 63H253V62H251V64H250V63H249V64L252 65ZM260 63H262V62H260ZM16 64H18V62H17ZM23 64H25V63H23ZM50 64H51V66H52V63H50ZM50 64H49V65H50ZM134 64H135V63H134ZM137 64H138V63H137ZM159 64H160V62H159ZM159 64H157V66H158ZM177 64H178V63H177ZM212 64H213V63H212ZM212 64H211V65H212ZM227 64H228V63H227ZM227 64H226V65H227ZM18 65H19V64H18ZM55 65H56V64H55ZM58 65H59V64H58ZM150 65H151V64H150ZM169 65L172 66L171 64H168V66H169ZM174 65H175V64H174ZM213 65H214V64H213ZM213 65H212V67H213ZM235 65H236V64H235ZM245 65H246V64H245ZM253 65H254V64H253ZM129 66L131 67V65H129ZM151 66H152V65H151ZM153 66H155V65H153ZM153 66H152L151 68H153ZM166 66H167V65H166ZM168 66H167V67H168ZM176 66H177V65H176ZM206 66H207V65H206ZM215 66H216V65H215ZM217 66H219V64H218ZM224 66H225V65H224ZM224 66H223V67H224ZM229 66H230V65H229ZM229 66H227L228 69H229ZM237 66H238V65H237ZM239 66H240V65H239ZM239 66H238V68H239ZM132 67H133V66H132ZM148 67H150V66H148ZM161 67H162V65H161ZM161 67L159 66V69H160ZM183 67H184V66H183ZM221 67H222V66H220V68H221ZM223 67H222V69H223ZM231 67H233V65H232ZM240 67H241V66H240ZM19 68H20V67H19ZM24 68H25V67H24ZM155 68L157 69V67H155ZM171 68H172V67H171ZM177 68H178V66H177ZM207 68H209V67H207ZM235 68H236V67H235ZM238 68H236V69H237V71H238L239 74H240V69L238 70ZM21 69H22V67H21ZM132 69H133V68H132ZM162 69H163V68H162ZM165 69H167V68H165ZM212 69H213V68H212ZM212 69H211V71H212ZM225 69H226V67H225ZM233 69H234V68H233ZM236 69H234V71H235ZM13 70H14V69H13ZM17 70H18V69H17ZM138 70H139V69H138ZM169 70H170V69H169ZM193 70H194V69H193ZM209 70H210V68H209ZM216 70H217V67H216ZM216 70H215V71H216ZM218 70H221V69H219V67H218ZM223 70H224V69H223ZM231 70H232V69H231ZM241 70H242V69H241ZM20 71H21L22 73L25 72V71H23V70H20ZM123 71H125V70H123ZM160 71H161V69H160ZM162 71H163V70H162ZM164 71H165V70H164ZM170 71H171V70H170ZM194 71H196V70H194ZM237 71H235V73H236ZM69 72H70V71H69ZM144 72H145V71H144ZM165 72H166V71H165ZM173 72H174V71H173ZM223 72H224V71H223ZM227 72L229 73L230 71L227 70ZM18 73H19V72H18ZM136 73L139 74V72H137V71H136ZM136 73H134V74H136ZM146 73H148V72H146ZM161 73H162V72H161ZM161 73H160V74H161ZM166 73H167V74H170V73H168V72H166ZM166 73H163V75H164V74L166 75ZM176 73H177V72H176ZM196 73H197V72H196ZM213 73H214V72H213ZM233 73H234V72H233ZM19 74H20V73H19ZM19 74H17V75H19ZM25 74H26V72H25ZM25 74H24V75H25ZM63 74H64V73H63ZM71 74H72V73H71ZM102 74H103V73H102ZM102 74H101V75H102ZM107 74H108V73H107ZM118 74H119V73H118ZM130 74H131V73H130ZM140 74L142 75L141 72H140ZM140 74H139V75H140ZM157 74H158V73H157ZM171 74H172V72H171ZM171 74H170V78H171ZM186 74H187V73H186ZM198 74H199V72H198ZM215 74H216V72H215ZM215 74H214V75H215ZM225 74H226V73H225ZM230 74H231V73H229V74H227V75H230ZM239 74H238V75H239ZM21 75H22V74H21ZM67 75H68V73H67ZM103 75L105 76L106 74L104 73ZM128 75H129V74H128ZM172 75H173V74H172ZM174 75H176V74H174ZM217 75L219 76V74H217ZM233 75H234V74H233ZM236 75H237V74H236ZM241 75H242V73H241ZM241 75H239V76L241 77ZM246 75H247V73H246ZM246 75H245V78H246ZM27 76H29V75L27 74ZM110 76H111V75H110ZM144 76H145V74L143 75V77H144ZM154 76H156V75H154ZM154 76H153V77H154ZM158 76H159V75H158ZM188 76H189V75H188ZM198 76H199V75H198ZM200 76H201V75H200ZM225 76H226V75H225ZM225 76H224V77H225ZM242 76H244V75H242ZM247 76H249V78H250V75H249V74H248ZM16 77H17V76H16ZM132 77H134L133 74H132ZM156 77H157V76H156ZM168 77H169V76H168ZM195 77H197V76L195 75ZM212 77H214L213 74H212ZM212 77H211V78H212ZM224 77H223V79H224ZM229 77H231V76H229ZM19 78L21 79V77H19ZM24 78H27V77H24ZM30 78H31V77H30ZM93 78H94V77H93ZM139 78H141V77H139ZM158 78H159V77H158ZM162 78H164V77L162 76ZM178 78L180 79L181 77H178ZM190 78H191V77H190ZM201 78H202V77H201ZM201 78H200V80H201ZM219 78H220V76H219ZM233 78H234V77H232V80H234ZM238 78H239V77H238ZM22 79H23V78H22ZM102 79H103V78H102ZM117 79H118V78H117ZM132 79H134V78H132ZM135 79H136V78H135ZM147 79H148V78H147ZM153 79H154V78H153ZM160 79H161V78H160ZM165 79H166V78H165ZM168 79H169V78H168ZM172 79H174V78H172ZM215 79H216V78H215ZM223 79H222V80H223ZM228 79H230V78H228ZM235 79H236V78H235ZM250 79H251V78H250ZM25 80H26V79H25ZM25 80H24L23 82H25ZM105 80H106V79H105ZM110 80H111V79H110ZM155 80H156V78H155ZM162 80H163V79H162ZM222 80H221V82H222ZM224 80H225V79H224ZM239 80H240V79H239ZM11 81H12V80H11ZM44 81H45V80H44ZM69 81H70V80H69ZM71 81H72V80H71ZM71 81H70V82H71ZM108 81H109V80H108ZM112 81H113V79H112ZM170 81H171V80H170ZM172 81H173V80H172ZM174 81H175V80H174ZM202 81H203V78H202ZM218 81H219V80H218ZM225 81H226V80H225ZM228 81H229V80H227L226 84L228 83ZM236 81H237V80H236ZM246 81H247V80H246ZM246 81H243V82H246ZM1 82H2V81H1ZM3 82H4V81H3ZM3 82H2V83H3ZM102 82H104V80H103ZM110 82H111V81H110ZM110 82H109V83H110ZM133 82H134V81H133ZM136 82H137V81H136ZM152 82H153V81H152ZM164 82H165V81H164ZM216 82H217V81H216ZM231 82H232V81H231ZM248 82H249V81H248ZM27 83H28V82H27ZM33 83H34V82H33ZM73 83H74V82H73ZM105 83H106V82H105ZM105 83H102V84L105 85ZM112 83H114V82H112ZM124 83H125V81H124ZM139 83H140V82H139ZM153 83H154V82H153ZM165 83H166V82H165ZM235 83H236V82H235ZM238 83H239V81H238ZM240 83H241V80H240ZM246 83H247V82H246ZM12 84H13L12 87L14 88V86H15L14 84H15V83H12ZM21 84H22V82H21ZM23 84L25 85L26 83H23ZM28 84H29V83H28ZM28 84H27V85H28ZM34 84H35V83H34ZM107 84H108V83H107ZM169 84L171 85L172 83H169ZM169 84L167 85V87H169ZM174 84H175V83H174ZM174 84L171 85L172 88H173ZM177 84H178V85H180V84L182 85L183 83L181 82V83H177ZM205 84H206V83H205ZM214 84H215V83H214ZM223 84H224V82H223ZM231 84H232V83H231ZM2 85H3V84H2ZM5 85H6V84H5ZM7 85H8V84H7ZM36 85H37V84H36ZM43 85L45 86V82L42 84V86H43ZM50 85H51V83L48 85V87H49ZM53 85H54V84H53ZM91 85H92V84H91ZM99 85H100V84H99ZM108 85H110V84H108ZM108 85H107V86H108ZM111 85H114V84H111ZM158 85H159V84H158ZM160 85H161V83H160ZM178 85H176V86L178 87ZM187 85H188V84H187ZM187 85H185V87H186ZM210 85H212V83H211ZM237 85H238V84H237ZM239 85H240V84H239ZM243 85H244V84H243ZM246 85L250 86L249 84H246ZM9 86H10V84H9ZM21 86H22V85H21ZM30 86H31V85H30ZM56 86H58V85H56ZM149 86H150V85H149ZM149 86H148V87H149ZM176 86H175V88H177ZM182 86H183V85H182ZM188 86H189V85H188ZM203 86H204V85H203ZM17 87H18V86H17ZM26 87H27V86H26ZM32 87H33V85H32ZM51 87H53V86H51ZM51 87H50V88H51ZM91 87H92V86H91ZM94 87H95V86H94ZM114 87H115V86H114ZM121 87H122V86H121ZM125 87H127V86H125ZM142 87H143V85H142ZM145 87H146V86H145ZM211 87H212V86H211ZM234 87H236L237 90L239 89V88H237V86H234ZM239 87H240V86H239ZM246 87H247V86H246ZM246 87H244L243 89H245ZM10 88H11V86H10ZM13 88H11V89H13ZM95 88H97V87H95ZM104 88H105V90H107V89H106V85H105ZM128 88H129V87H128ZM135 88H136V87H135ZM135 88H134V90H136ZM139 88H141V87H138L137 90H138ZM179 88H180V87H179ZM189 88H190V89H189ZM189 88H188V89L191 91V89H192L191 86H190ZM194 88H195V87H194ZM208 88H210V87H208ZM247 88H249V87H247ZM11 89H10V90H11ZM14 89H15V88H14ZM27 89H28V87H27ZM52 89H53V88H52ZM90 89H91V88H90ZM126 89H127V88H126ZM144 89H146V88H144ZM144 89H142V90H144ZM163 89H164V87H163ZM183 89H185V88L183 87ZM211 89H212V88H211ZM211 89H210V90H211ZM241 89H242V87H241ZM249 89H250V88H249ZM15 90H16V89H15ZM15 90H13V91L11 90V93H10L11 96H12V93H14V94H15V93H18V92H15ZM19 90H20V89H19ZM22 90H23V89H22ZM58 90H59V89H58ZM68 90H69V89H68ZM71 90H72V89H71ZM78 90H79V89H78ZM119 90H120V89H119ZM119 90H118V91H119ZM148 90H150V88H149ZM168 90H169V89L167 88V92H168ZM171 90H172V89H171ZM179 90H180V89H179ZM179 90H178L177 92H179ZM189 90H188V91H189ZM213 90H214V88H213ZM250 90H251V89H250ZM28 91H30V89H29ZM33 91H34V90H33ZM35 91H36V89H35ZM35 91H34V93H35ZM45 91H46V90H45ZM45 91H43V92L41 91L42 94H44ZM88 91H89V89H88ZM98 91H99V90H98ZM108 91H109V89H108ZM111 91H112V90H111ZM114 91H115V90H114ZM118 91H117V92H118ZM122 91H123V90H122ZM122 91H121V92H122ZM139 91H140V90H139ZM139 91H138V92H139ZM156 91H157V86H156ZM162 91H163V90H162ZM162 91H161V92H162ZM164 91H165V90H164ZM180 91H182V90H180ZM184 91H185V90H184ZM192 91H193V90H192ZM240 91H242V90H240ZM244 91H245V90H244ZM244 91H243V92H244ZM2 92H4V91L2 90ZM6 92H7V91H6ZM23 92H24V91H23ZM26 92H27V91H26ZM47 92H48V91H47ZM47 92H46V93H47ZM54 92H55V91H54ZM61 92H62V91H61ZM70 92H71V91H70ZM77 92H78V91H77ZM82 92H83V91H82ZM103 92H104V91H103ZM124 92H125V91H124ZM132 92H134V91H132ZM144 92H147V90H145ZM151 92H152V93L154 92L153 88L151 89ZM159 92H160V91H159ZM177 92H176V93H177ZM186 92H187V90H186ZM195 92H196V91H195ZM238 92H239V91H238ZM251 92H253V90H251ZM251 92L249 91V93H251ZM255 92H256V91H255ZM255 92H254V93H255ZM46 93H45V94H46ZM55 93H56V92H55ZM79 93H80V92H79ZM84 93H85V92H84ZM84 93H82V94H84ZM90 93L92 94V91H91ZM96 93H98V92H96ZM101 93H102V91H101ZM111 93H112V92H111ZM134 93H135V92H134ZM148 93H149V92H148ZM170 93H171V92H170ZM170 93H169V94H170ZM181 93H183V92H181ZM189 93L191 94L192 92H189ZM1 94H2V93H1ZM3 94H4V93H3ZM14 94H13V95H14ZM20 94H21V93H20ZM22 94H23V93H22ZM40 94H41V93H40ZM73 94H74V93H73ZM87 94H88V93H87ZM87 94H86V95H87ZM98 94H99V93H98ZM115 94H116V93H115ZM115 94H113V95H115ZM127 94H128V93H127ZM150 94H151V93H150ZM150 94H149V95H150ZM163 94H164V93H163ZM190 94L187 93V95H190ZM24 95H25V94H24ZM31 95H33V94H31ZM47 95H48V93H47ZM62 95H63V94H62ZM79 95H80V94H79ZM105 95H106V94H105ZM107 95H108L107 97L110 98L109 95H111V94L109 93V94H107ZM120 95H121V93H120ZM160 95H161V94H160ZM171 95H172V94H171ZM255 95H256V94H255ZM28 96H30V94H28ZM56 96H57V95H56ZM66 96H67V95H66ZM87 96H89V95H87ZM93 96H94V94H93ZM116 96H118V95H116ZM116 96H114V97H116ZM121 96H122V95H121ZM123 96H124V95H123ZM123 96H122V97H123ZM150 96H151V95H150ZM173 96H174V95H173ZM191 96H192V94H191ZM256 96H257V95H256ZM16 97H17V96H16ZM23 97H24V96H23ZM31 97H32V96H31ZM31 97H30V100H31ZM96 97H97V94H96ZM142 97H144V96H142ZM163 97H164V96H163ZM174 97H175V96H174ZM180 97H181V96H180ZM182 97H183V95H182ZM249 97H250V96H249ZM1 98H2V96H1ZM1 98H0V99H1ZM12 98H13V96H12ZM12 98H10V99H12ZM14 98H15V95H14ZM50 98H51V97H50ZM50 98H49V99H50ZM75 98H76V97H75ZM81 98H82V97H81ZM84 98H85V97H84ZM84 98H83V100H84ZM105 98H106V97H105ZM109 98H107V99H109ZM111 98H113V96H111ZM111 98H110V101H111ZM171 98H172V97H171ZM176 98H177V96H176ZM189 98H190V97H189ZM189 98H188V99H189ZM21 99H22V98H21ZM24 99H25V98H24ZM28 99H29V98H28ZM39 99H40V98H39ZM56 99H57V98H56ZM70 99H71V97H70ZM120 99H121V98H120ZM144 99H145V98H144ZM146 99H147V98H146ZM174 99H175V98H174ZM183 99H184V98H183ZM203 99H204V98H203ZM22 100H23V99H22ZM61 100H62V99H61ZM61 100H59V101H61ZM66 100H67V99H65V101H66ZM68 100H69V98H68ZM71 100H72V99H71ZM79 100H80V99H79ZM79 100H78V101H79ZM81 100H82V99H81ZM139 100H140V99H139ZM190 100H191V99H190ZM242 100H243V99H242ZM0 101H2V100H0ZM33 101H34V100H33ZM54 101H56V100H54ZM72 101H73V100H72ZM76 101H77V100H76ZM76 101H75V103H76ZM92 101H94V100L92 99ZM95 101H96V100H95ZM110 101H109V103H110ZM112 101H113V103H115V102H114V99H113ZM116 101H118V100H116ZM121 101H122V100H121ZM151 101H152V100H151ZM180 101H181V100H180ZM200 101H201V100H200ZM205 101H206V97H205ZM207 101H208V99H207ZM240 101H241V100H240ZM249 101H250V100H249ZM56 102H57V101H56ZM61 102H62V101H61ZM68 102H69V101H68ZM70 102H71V101H70ZM70 102H69V103H70ZM82 102H83V101H82ZM84 102H86V101H84ZM84 102H83V104H84ZM100 102H101V101H100ZM118 102H119V101H118ZM123 102H124V101H123ZM144 102H145V101H144ZM148 102H149V101H148ZM153 102H154V101H153ZM163 102H165V101H163ZM184 102H186V100H185ZM251 102H252V101H251ZM24 103H25V101H24ZM47 103H48V102H47ZM62 103H63V102H62ZM64 103H65V102H64ZM64 103H63V104H64ZM69 103H68V104H69ZM71 103H72V102H71ZM71 103H70V104H71ZM73 103H74V102H73ZM91 103H92V102H91ZM107 103H108V102H107ZM111 103H112V102H111ZM111 103H110V104H111ZM134 103H135V102H134ZM196 103H197V102H196ZM204 103H205V102H204ZM3 104H5V103L3 102ZM6 104H7V102H6ZM12 104H13V103H12ZM54 104H55V103H54ZM76 104H77V103H76ZM93 104H95V103L93 102ZM103 104H104V103H103ZM129 104H130V103H129ZM135 104L137 105V103H135ZM154 104H155V106H157V105H156L157 102L154 103ZM181 104H182V103H181ZM199 104L202 105L201 103H199ZM246 104H247V103H246ZM251 104H252V103H251ZM8 105H9V104H8ZM10 105H11V104H10ZM20 105H21V104H20ZM23 105H24V104H23ZM25 105H27V104H25ZM40 105H41V104H40ZM46 105H47V104H46ZM72 105H73V104H72ZM85 105H86V103H85ZM88 105H91V104L88 103ZM96 105H97V104H96ZM96 105H92V106H93V107L95 106L94 108L97 107V109H98V108L100 107V105H99V106H96ZM121 105H124V104H121ZM125 105H126V103H125ZM127 105H128V103H127ZM131 105H132V104H131ZM138 105H139V104H138ZM140 105H141V104H140ZM147 105H148V104H147ZM186 105H187V104H186ZM204 105H205V104H204ZM255 105H256V104H255ZM0 106H1V104H0ZM6 106H7V105H6ZM27 106H28V105H27ZM66 106H67V104H66ZM66 106H65V107H66ZM69 106H70V105H69ZM75 106H76V105H74L73 107H75ZM86 106H87V105H86ZM92 106H91V107H92ZM101 106H102V105H101ZM114 106H115V105H114ZM118 106H119V105H118ZM161 106H162V105H161ZM165 106H166V104H165ZM187 106H188V105H187ZM194 106H195V105H194ZM252 106H254V105H252ZM23 107H24V106H23ZM23 107H22V109H23ZM37 107H39V106L37 105ZM48 107L50 108L49 105H48ZM77 107H78V106H77ZM77 107H76V108H77ZM89 107H90V106H89ZM89 107H88V108H89ZM104 107L106 108L105 105H104ZM115 107H116V106H115ZM122 107H123V106H122ZM125 107H126V106H125ZM141 107H142V106H141ZM143 107H144V106H143ZM143 107H142V108H143ZM169 107H170V106H169ZM181 107H182V106H181ZM202 107H203V105H202ZM247 107H248V106H247ZM5 108H6V107H5ZM5 108H4V109H5ZM9 108H10V107H9ZM9 108H8V109H9ZM94 108H93V109H94ZM100 108H101V107H100ZM102 108H103V107H102ZM107 108H108V105H107ZM118 108H120V106H119ZM126 108H127V107H126ZM148 108H149V107H148ZM157 108H158V110H160L159 107H157ZM170 108H171V107H170ZM237 108H238V107H237ZM255 108H256V107H255ZM255 108H254V109H255ZM16 109H17V108H16ZM53 109H54V108H53ZM53 109H51V110L53 111ZM58 109H59V107H58ZM85 109H86V108H85ZM85 109H84V110H85ZM97 109H96V110H97ZM150 109H151V108H150ZM161 109H162V108H161ZM257 109H258V108H257ZM257 109H256V110H257ZM11 110H12V109H11ZM42 110H44V109L42 108ZM70 110H71V109H70ZM73 110H74V108H73ZM90 110H91V109H90ZM96 110H95V111H96ZM103 110H104V109H103ZM108 110H109V109H108ZM122 110H124V112H125V109L122 108ZM133 110H134V109H133ZM147 110H148V109H147ZM164 110H165V109H164V107H163V111H164ZM167 110H168V109H167ZM205 110H206V109H205ZM210 110H211V109H210ZM225 110H226V109H224V111H225ZM235 110H236V108H235ZM248 110H249V109H248ZM259 110H260V109H258V111H259ZM3 111H4V110H3ZM15 111H16V110H14V113H13L14 116H15V113H16ZM27 111H28V109H27ZM29 111H30V110H29ZM52 111H51V112H52ZM71 111H72V110H71ZM116 111H117V110H116ZM120 111H121V110H120ZM136 111H137V110H136ZM153 111H154V110H153ZM163 111H162V112H163ZM200 111H201V110H200ZM220 111H221V110H220ZM232 111H234V110H230L231 113H232ZM237 111H240V107L237 109ZM241 111H242V110H241ZM252 111H253V110H252ZM258 111H257V112H258ZM22 112H24V111H22ZM56 112H57V111H56ZM83 112H84V111H83ZM83 112H82V114H83ZM88 112H89V111H88ZM102 112H104V111H102ZM107 112H108V111H107ZM111 112H112V111H111ZM114 112H115V111H114ZM132 112H133V111H132ZM159 112H161V111H159ZM225 112H226L225 114H227V113L230 114V112H227V111H225ZM246 112H247V111H246ZM260 112H261V111H260ZM2 113H3V112H2ZM54 113H55V112H54ZM58 113H59V112H58ZM60 113H61V111H60ZM78 113H79V112H78ZM90 113H91V111H90ZM125 113H126V112H125ZM130 113H131V112H130ZM137 113H138V112H137ZM141 113H142V112H141ZM215 113H216V112H215ZM243 113H244V112H243ZM0 114H1V111H0ZM16 114H18V113H16ZM19 114L21 115V112H20ZM50 114H51V113H50ZM52 114H53V113H52ZM62 114H63V111H62ZM97 114H98V111H97ZM100 114H101V113H100ZM155 114H156V113H155ZM161 114H162V113H161ZM165 114H166V113H165ZM218 114H219V113H218ZM236 114H237V113H236ZM239 114H242V113H239ZM239 114H238V115H239ZM255 114H256V112H255ZM255 114H254V115H255ZM257 114H258V113H257ZM1 115H2V114H1ZM1 115H0V116H1ZM3 115H4V114H3ZM8 115H9V114H8ZM8 115H6V116L8 117ZM24 115H25V114H24ZM40 115H41V114H40ZM46 115H47V114H46ZM80 115H81V114H80ZM87 115H88V114H87ZM101 115H102V114H101ZM136 115H137V114H136ZM162 115H163V114H162ZM162 115H160L161 118H162ZM175 115H176V114H175ZM216 115H217V114H216ZM220 115H221V114H220ZM230 115L233 116V114H230ZM230 115H228V116H230ZM50 116H51V115H50ZM98 116H99V115H98ZM133 116H134V115H133ZM138 116H140V115H138ZM142 116H143V115H142ZM157 116H159V115H157ZM172 116H173V115H172ZM228 116H226V117H228ZM243 116H246V115L243 114ZM249 116H250V114H249ZM7 117H6V118H7ZM11 117H12V115H11ZM16 117H17V116H16ZM16 117H15V118H16ZM20 117H21V116H20ZM27 117H28V116H27ZM30 117H31V116H30ZM41 117H42V116H41ZM48 117H49V116H48ZM52 117H53V116H52ZM55 117H56V116H55ZM60 117H61V116H59L58 118H60ZM79 117H80V116H79ZM90 117H91V116H90ZM99 117H100V116H99ZM104 117H105V116H104ZM104 117H103V118H104ZM165 117H166V116H165ZM214 117H215V116H214ZM218 117H219V116H218ZM222 117H223V116H222ZM233 117L236 118V117H238V116H235V114H234ZM233 117H232V118H233ZM3 118H4V117H3ZM23 118H24V117H23ZM112 118H113V117H112ZM112 118H111V119H112ZM122 118H123V117H122ZM124 118H125V117H124ZM136 118H137V117H136ZM140 118H141V117H140ZM163 118H164V117H163ZM229 118H231V117H229ZM239 118H241V117H239ZM245 118H247V117H245ZM7 119H9V118H7ZM10 119H12V118H10ZM10 119H9V120H10ZM13 119H14V118H13ZM44 119H45V118H44ZM49 119H50V118H49ZM53 119H54V118H53ZM53 119H52V120H53ZM60 119H61V118H60ZM80 119H81V118H80ZM82 119H83V118H82ZM84 119H85V118H84ZM96 119H97V118H96ZM96 119H94V117H93V120H96ZM105 119H106V118H105ZM105 119H104V120H105ZM133 119H134V118H133ZM138 119H139V117H138ZM143 119H144V118H143ZM145 119H146V117H145ZM147 119H148V118H147ZM172 119H173V118H171V120H172ZM175 119H177V117H176ZM211 119H212V118H211ZM241 119H242V118H241ZM241 119H240V120H241ZM14 120H15V119H14ZM14 120H12V121H14ZM17 120H18V119H17ZM56 120H57V119H56ZM104 120H103V121H104ZM124 120H125V119H124ZM124 120H123V122H124ZM127 120H128V118H127ZM136 120H137V119H136ZM140 120L142 121V118H141ZM140 120H139V121H140ZM171 120H170V123H171ZM214 120H215V119H214ZM232 120H233V119H231V121H232ZM236 120H237V119H236ZM240 120H239V124L241 123ZM245 120H246V119H245ZM248 120H251V119H248ZM248 120H247V121H248ZM2 121H3V120H1V122H2ZM7 121H8V120H7ZM12 121H11V123H12ZM15 121H16V120H15ZM23 121H24V120H23ZM58 121H59V120H58ZM61 121H64V122H65V120H64L63 118H62ZM90 121H91V120H89V122H90ZM117 121H118V119H117ZM143 121H144V120H143ZM145 121H146V120H145ZM149 121H150V120H149ZM172 121H173V120H172ZM233 121H234V120H233ZM19 122H20V121H18V123H19ZM28 122H30V121H28ZM53 122H55V120H54ZM59 122H60V121H59ZM71 122H73V121H71ZM75 122H76V121H75ZM80 122H82V120H81ZM87 122H88V121H87ZM87 122H86V123H87ZM97 122H98V121H97ZM120 122H121V121H120ZM173 122H174V121H173ZM236 122H237V121H236ZM260 122H261V121H260ZM3 123H4V125H8V124H5L6 122H3ZM15 123H16V122H15ZM42 123H43V122H42ZM76 123H77V122H76ZM86 123H85V125H86ZM116 123H117V122H116ZM139 123H140V122H139ZM139 123H138V124H139ZM155 123H156V122H155ZM168 123H169V120H168ZM168 123H167V124H168ZM170 123H169V124H170ZM211 123H212V122H211ZM227 123H228V121H227ZM234 123H235V122H234ZM247 123H248V122H247ZM247 123H246V124H247ZM252 123H253V122H252ZM12 124H13V123H12ZM16 124H17V123H16ZM20 124H21V123H20ZM40 124H41V123H40ZM68 124H69V125H72V123H68ZM89 124H90V123H89ZM95 124H96V122H95ZM99 124H101L100 121H99ZM146 124H147V122H146ZM167 124L164 125V126H167ZM209 124H210V123H209ZM239 124L237 123V125H238V127H237L238 130L241 128V124H240V128H239ZM250 124H251V123H250ZM262 124H263V123H262ZM0 125H1V124H0ZM23 125H25V122L23 123ZM23 125H22V126H23ZM74 125H75V124H74ZM87 125H88V124H87ZM102 125H103V123H102ZM113 125H115V124H113ZM116 125L118 126L119 123L116 124ZM125 125H126V124H125ZM147 125H148V124H147ZM151 125H152V123H151ZM151 125H150L149 127H151ZM174 125H176V123H174ZM177 125H178V124H177ZM177 125H176V126H177ZM191 125H192V124H190V125H188V126H191ZM204 125H205V124H204ZM226 125H227V124H226ZM228 125H229V123H228ZM231 125L233 126V123H231ZM260 125H261V124L259 123V126H260ZM41 126L43 127L42 124H41ZM48 126H49V125H48ZM65 126H66V124H65ZM91 126H93V125H91ZM94 126H95V125H94ZM106 126H107V124H106ZM106 126H105V127H106ZM135 126H136V125H135ZM169 126H170V125H169ZM176 126H174V128H175V129L177 128L176 130H178L180 127H179V126L176 127ZM182 126H183V125H182ZM207 126H208V125H207ZM207 126H206V130L208 129ZM212 126H213V125H212ZM221 126H223V125H221ZM234 126H235V124H234ZM242 126H243V125H242ZM245 126H246V125H245ZM8 127H9V126H8ZM12 127H13V126H12ZM16 127H18L17 131L21 129V128L19 129V126H18V125H17ZM20 127H21V125H20ZM32 127H33V126H32ZM45 127H46V126H45ZM50 127H51V126H50ZM62 127H63V126H62ZM70 127H71V126H70ZM89 127H90V126H89ZM89 127H86V128H89ZM95 127H96V126H95ZM98 127H99V125H98ZM98 127H96V128H98ZM105 127H104V129H105ZM123 127H124V126H123ZM130 127H131V126H130ZM132 127H133V126H132ZM132 127H131V128H132ZM138 127H142V126H138ZM143 127H144V125H143ZM146 127H148V126H146ZM167 127H168V126H167ZM167 127H166V128H167ZM183 127H184V126H183ZM198 127H199V126H198ZM198 127H197V129H198ZM214 127H215V126H214ZM217 127H218V126H217ZM256 127H257V130H258V126H256ZM26 128H27V127H25V130H26ZM34 128H35V127H34ZM46 128H47V127H46ZM51 128H52V127H51ZM51 128H50V129H51ZM82 128L85 129V127H83V126H82ZM90 128H91V127H90ZM90 128H89V129H90ZM100 128H101V126H100ZM107 128H108V127H107ZM124 128L128 129L127 127H124ZM134 128H136V127H134ZM151 128H152V127H151ZM151 128H150V129H151ZM172 128H173V127H171V129H172ZM219 128H220V127H219ZM243 128H244V127H243ZM243 128H242V129H243ZM110 129H111V128H110ZM110 129H108V130L110 131ZM112 129H113V128H112ZM126 129H125V132H126ZM139 129H140V128H139ZM145 129H146V128H145ZM197 129H196V130H197ZM212 129H213V128H212ZM225 129H226V128H225ZM233 129H234V128H233ZM0 130H3V129L0 127ZM15 130H16V129H15ZM15 130L13 129V131H15ZM23 130H24V128H23ZM25 130H24V131H25ZM30 130H31V129H30ZM41 130H43V129H41ZM51 130H53V128H52ZM86 130H88V129H86ZM90 130H91V129H90ZM96 130H97V129H96ZM101 130H102V128H101ZM119 130H121V129H119ZM123 130H124V129H123ZM129 130H132V129H129ZM172 130H173V129H172ZM176 130H175V131H176ZM179 130H180V132H181V129H179ZM209 130H210V129H209ZM222 130H224V128H223ZM222 130H221V128H220V131H222ZM228 130H229V129H228ZM238 130H236V132H237ZM240 130H241V129H240ZM244 130H245V129H244ZM246 130H247V129H246ZM262 130H263V129H262ZM20 131H21V130H20ZM32 131H33V130H32ZM68 131H69V130H68ZM80 131H82V130H80ZM84 131H85V130H84ZM104 131H105V130H104ZM121 131H122V130H121ZM136 131H137V130H136ZM155 131H156V130H155ZM167 131H168V130H166V132H167ZM169 131H170V130H169ZM173 131H174V130H173ZM175 131H174V132H175ZM212 131H213V130H212ZM218 131H219V130H218ZM231 131H232V130H231ZM25 132H26V131H25ZM37 132H38V131H37ZM49 132H50V131H49ZM53 132H54V131H53ZM55 132H56V131H55ZM55 132H54V134H55ZM62 132H63V131H62ZM73 132H74V131H73ZM86 132H87V131H86ZM96 132H98V130H97ZM105 132H106V131H105ZM117 132H119V131L117 130ZM117 132H115V133L117 134ZM125 132H124V133H125ZM127 132H128V131H127ZM139 132H140V131H139ZM142 132L144 133L145 131H142ZM147 132H148V128H147ZM157 132H158V131H157ZM161 132H162V131H161ZM176 132H177V131H176ZM176 132H175V133H176ZM187 132H188V131H187ZM205 132H206V131H205ZM207 132H209V131L207 130ZM215 132H216V131H215ZM222 132L224 133L225 131H222ZM260 132H261V131H260ZM260 132H259V133H260ZM7 133H8V132H7ZM16 133H17V132H16ZM35 133H36V132H35ZM42 133H44V132L42 131ZM82 133H83V131H82ZM87 133H88V132H87ZM93 133H94V132H93ZM100 133H101V132H100ZM102 133H103V131H102ZM106 133H108V132H106ZM129 133H130V132H129ZM134 133H135V132H134ZM134 133H133V135H134ZM145 133H146V132H145ZM199 133H200V132H199ZM218 133H219V132H218ZM218 133H217V135H218ZM243 133H244V131H243ZM243 133H241V134L243 135ZM4 134H5V132H4ZM19 134H20V133H19ZM21 134H23V132H21ZM26 134H27V133H26ZM50 134H51V133H50ZM58 134H59V136H60V133H58ZM96 134H97V133H96ZM130 134H132V133H130ZM130 134H129L128 136H130ZM155 134H156V133H155ZM168 134H169V133H168ZM209 134H210V132H209ZM220 134H221V133H219L218 137L220 136ZM235 134H239V132H238V133H235ZM246 134H247V133H246ZM13 135H14V134H13ZM33 135H34V133H33ZM38 135H39V134H38ZM41 135H43V134H41ZM51 135H52V137H53V134H51ZM77 135H78V134H77ZM98 135H99V134H98ZM101 135H102V134H101ZM101 135H99V136H101ZM107 135H108V134H107ZM133 135H132V136H133ZM151 135H152V134H151ZM153 135H154V133H153ZM158 135H159V134H157V136H158ZM179 135L181 136V134H179ZM200 135H201V134H200ZM206 135H207V133H205V136H206ZM260 135H261V133H260ZM0 136H2V135H0ZM11 136H12V135H11ZM14 136H15V135H14ZM27 136H28V135H27ZM27 136H26V137H27ZM57 136H58V135H57ZM79 136H80V135H79ZM79 136H78V138H79ZM82 136H83V135H82ZM117 136L119 137V135H117ZM122 136H123V135H122ZM124 136H125V135H124ZM146 136H147V135H146ZM149 136H150V135H149ZM155 136H156V135H155ZM157 136H156V137H157ZM170 136H171V134H170ZM184 136H185V135H184ZM186 136H187V134H186ZM203 136H204V135H203ZM2 137H3V136H2ZM15 137H16L15 139H17V136H15ZM20 137H21V136H20ZM36 137H37V135H36ZM36 137L34 136L35 139H36ZM67 137H68V136H66V138H67ZM70 137H71V136H70ZM118 137H117V138H118ZM120 137H121V136H120ZM125 137H126V136H125ZM167 137L169 138V136H167ZM172 137H173V136H172ZM191 137H192V136H191ZM213 137H214V135H213ZM215 137H216V136H215ZM220 137H221V136H220ZM220 137H219V139H220ZM234 137H236V136H234ZM238 137H239V138H237V137H236V138H237V139H240V138H241L240 134H239ZM243 137H244V136H243ZM243 137H242V138H243ZM249 137H250V136H249ZM259 137H261V136H259ZM259 137H257V138H259ZM28 138H29V137H28ZM32 138H33V137H32ZM38 138H40V136H39ZM44 138H45V137H44ZM44 138H43V139H44ZM49 138H50V136H49ZM74 138H75V137H74ZM74 138H73V139H74ZM96 138H98V136H96ZM99 138H100V137H99ZM102 138H103V137H102ZM104 138H105V137H104ZM122 138H123V137H122ZM128 138H129V137H128ZM130 138H131V137H130ZM133 138H134V136H133ZM136 138H137V137H135V139H136ZM174 138H175V137H174ZM176 138H177V137H176ZM193 138H194V137H193ZM195 138H197V137H195ZM195 138H194V140H195ZM211 138H212V137H211V135H210V139H211ZM21 139H22V138H21ZM47 139H48V138H47ZM47 139H46V140H47ZM51 139H52V138H51ZM53 139H54V138H53ZM100 139H101V138H100ZM135 139H134V140H135ZM138 139H140V138H138ZM138 139H137V140H138ZM172 139H173V138H172ZM191 139H192V138H191ZM222 139H223V138H222ZM260 139H261V138H260ZM262 139H263V138H262ZM2 140H3V139H2ZM19 140H20V139H19ZM22 140H23V139H22ZM22 140H21V143H22ZM25 140H26V139H25ZM33 140H34V139H33ZM39 140H40V139H39ZM78 140H79V139H78ZM87 140H89V139H87ZM93 140H94V139H93ZM129 140H130V139H129ZM134 140H133V141H134ZM137 140H136V141H137ZM147 140H148V139H147ZM192 140H193V139H192ZM192 140H190V144H191V141H192ZM214 140H215V142L217 141V139H214ZM229 140H230V139H229ZM233 140H234V139H233ZM8 141L10 142L11 139L9 138ZM50 141H51V140H50ZM72 141H73V140H72ZM82 141H83V140H82ZM94 141H95V140H94ZM96 141H97V140H96ZM102 141H103V140H102ZM121 141H122V140H121ZM121 141H120V142H121ZM151 141H152V140H151ZM160 141H163V140H160ZM165 141H166V140H165ZM167 141H170V138H169ZM167 141H166V142H167ZM200 141H201V140H200ZM202 141H203V140H202ZM206 141H207V140H206ZM212 141H213V140H212ZM234 141H235V140H234ZM239 141H240V140H237L236 142H239ZM242 141H243V140H242ZM245 141H247V140H245ZM26 142H27V141H26ZM33 142H34V141H33ZM42 142H43V141H42ZM51 142H52V141H51ZM51 142H50V144H51ZM54 142H55V139H54ZM54 142H53V143H54ZM76 142H77V141H76ZM83 142H84V141H83ZM87 142H88V141H87ZM156 142H157V139H156ZM215 142H214V143H215ZM222 142H223V141H222ZM222 142L220 141V143H222ZM232 142H233V141H232ZM252 142H254V141H252ZM258 142H259V139H258ZM6 143H7V141H6ZM10 143H11V142H10ZM14 143H16V142H14ZM59 143H60V142H59ZM62 143H63V141L61 142V144H62ZM65 143H66V142H65ZM65 143H64V144H65ZM85 143H86V139H85ZM100 143H101V142H100ZM137 143H138V142H137ZM152 143H153V142H152ZM169 143H170V142H169ZM169 143H168V144H169ZM171 143H172V141H171ZM179 143H180V142H179ZM193 143H194V142H193ZM205 143H206V142H204V145H205ZM210 143H211V142H210ZM243 143H244V142H242V144H243ZM248 143H249V142H248ZM256 143H257V141H256ZM4 144H5V143H3V145H4ZM19 144H20V143H19ZM19 144H18V145H19ZM45 144H46V143H45ZM55 144H56V142H55ZM55 144H54V145H55ZM61 144H60V145H61ZM67 144H68V143H67ZM67 144H66V145H67ZM79 144H80V143H79ZM81 144H82V143H81ZM86 144H87V143H86ZM127 144H128V143H127ZM133 144H135V143H133ZM142 144H143V142H142ZM145 144H146V143H145ZM153 144H155V143H153ZM208 144H209V143H208ZM212 144H213V143H212ZM238 144H239V143H238ZM6 145H7V144H6ZM9 145H12V144H9ZM16 145H17V144H16ZM56 145H57V144H56ZM60 145H59V146H60ZM75 145H76V144H75ZM137 145H139V144H137ZM155 145H156V144H155ZM163 145H164V144H163ZM163 145H162V147H165V146H163ZM177 145H178V144H177ZM179 145H181V144H179ZM192 145H193V144H192ZM200 145H201V144H200ZM213 145H214V144H213ZM219 145H221V144H219ZM219 145H218V146H219ZM253 145H255V144L253 143ZM4 146H5V145H4ZM26 146H27V145H26ZM32 146H33V145H32ZM48 146L50 147L51 145H47V147H48ZM57 146H58V145H57ZM59 146H58V148H59ZM61 146H62V145H61ZM85 146H86V145H85ZM85 146H84V147H85ZM117 146H118V145H117ZM135 146H136V145H135ZM141 146H142V145H141ZM146 146H148V148H149V145L146 144ZM152 146H153V145H152ZM152 146H151V147H152ZM157 146H158V145H157ZM172 146L175 147V145H172ZM172 146H171V147H172ZM181 146H182V145H181ZM184 146H185V145H184ZM208 146H209V145H207V147H208ZM210 146H211V145H210ZM214 146H215V145H214ZM214 146H212V147H214ZM218 146H217V147H218ZM227 146H228V145H227ZM245 146H246V145H245ZM247 146H248V145H247ZM249 146H252V144H250ZM259 146H260V145H259ZM6 147H7V146H6ZM10 147H12V146H10ZM15 147H16V146H15ZM23 147H25V145H24ZM73 147H74V146H73ZM110 147H111V146H110ZM158 147H160V146H158ZM162 147H161V149H162L161 151L163 152L164 149H163ZM174 147H173V148H174ZM185 147H187V146H185ZM231 147H232V146H231ZM239 147H240V146H239ZM4 148H5V147H4ZM25 148H26V147H25ZM25 148H24V149H25ZM28 148H29V145H28L27 149H28ZM64 148H66V147H64ZM64 148H63V149H64ZM100 148H101V147H100ZM104 148H105V147H104ZM140 148H141V147H140ZM142 148H143V147H142ZM145 148H146V147H145ZM148 148H146V151H147ZM173 148H172V150H173ZM188 148H190V147L188 146ZM205 148H206V146H205ZM205 148H204V150H205ZM210 148H211V147H210ZM222 148H223V147H222ZM226 148H227V147H226ZM234 148H235V147H234ZM252 148H255V147L253 146ZM7 149H8V147H7ZM13 149H14V148H13ZM32 149H33V147L31 148V150H32ZM42 149H43V148H42ZM42 149H41V150H38L37 154L40 153V152L42 151ZM53 149H54V148H53ZM59 149H60V148H59ZM69 149H70V148H69ZM101 149H102V148H101ZM113 149H114V148H113ZM127 149H129V147H128ZM127 149H124V151L127 150ZM136 149H137V148H136ZM149 149H152V148H149ZM153 149H154V147H153ZM166 149H167V148H166ZM207 149H209V148H207ZM239 149H240V148H239ZM241 149H242V148H241ZM244 149H245V147H244ZM255 149H257V148H255ZM5 150H6V149H5ZM28 150H29V149H28ZM44 150H45V149H44ZM44 150H43V151H44ZM64 150H65V149H64ZM64 150H63V151H64ZM92 150H93V149H92ZM96 150H97V149H96ZM96 150H95V151H96ZM107 150H108V149H107ZM156 150H158V149H156ZM159 150H160V149H159ZM167 150H168V149H167ZM169 150H170V149H169ZM174 150L176 151L177 149L175 148ZM190 150H191V149H190ZM216 150H217V149H216ZM219 150H220V149H219ZM231 150H232V149H231ZM235 150H236V149H235ZM246 150H247V149H246ZM257 150H258V149H257ZM1 151H2V150H1ZM7 151H8V150H7ZM33 151H34V150H33ZM33 151H32V152H33ZM36 151H37V150H36ZM53 151H54V150H53ZM68 151H69V150H68ZM101 151H102V150H101ZM110 151H111V150H110ZM119 151H120V150H119ZM127 151H128V150H127ZM129 151H132V150L129 149ZM133 151H134V150H133ZM137 151H138V150H137ZM149 151H150V150H149ZM177 151H179V150H177ZM181 151H182V150H181ZM183 151H185L184 148H183ZM193 151H194V150H193ZM202 151H203V150H202ZM205 151H206V150H205ZM207 151H208V150H207ZM247 151H248V150H247ZM254 151H255V150H254ZM10 152H11V151H10ZM20 152H21V151H20ZM47 152H48V151H47ZM47 152H45V153H47ZM51 152H52V151H51ZM64 152H66V151H64ZM75 152H76V151H75ZM91 152H93V151H91ZM106 152H107V151H106ZM115 152H116V151H115ZM141 152H143V151H141ZM147 152H148V151H147ZM147 152H146V154H147ZM151 152H152V150H151ZM154 152H155V151H154ZM164 152H165V151H164ZM164 152H163V154H164ZM166 152H167V151H166ZM188 152H189V151H188ZM190 152H191V151H190ZM194 152H195V151H194ZM196 152H197V151H196ZM196 152H195V153H196ZM212 152L214 153L215 151H212ZM216 152H217V151H216ZM220 152H221V151H220ZM229 152H230V150H229ZM255 152H256V151H255ZM262 152H264V151H262ZM0 153H2V152H0ZM7 153H8V152H6V155L3 156V157H6V156H7ZM30 153H31V151H30ZM34 153H35V152H34ZM69 153H70V152H69ZM84 153H85V152H84ZM86 153H87V152H86ZM103 153H104V152H103ZM120 153H121V151H120ZM120 153H119V154H120ZM127 153H128V152H127ZM155 153H157V151H156ZM159 153H160V152H159ZM167 153H169V152H167ZM185 153H186V152H185ZM200 153H201V152H200ZM203 153H204V152H203ZM203 153H202V155H204ZM205 153H206V152H205ZM208 153H209V152H208ZM210 153H211V152H210ZM218 153H219V152H218ZM218 153H217V154H218ZM234 153H236V152H234ZM250 153H252V152H250ZM253 153H254V152H253ZM11 154L13 155V152H12ZM14 154H16V153H14ZM18 154H19V153H18ZM41 154H42V153H41ZM43 154H44V153H43ZM43 154H42V155H43ZM62 154H63V153H62ZM98 154H99V153H98ZM105 154H107V153H105ZM109 154H110V153H109ZM109 154H108V155H109ZM121 154H122V153H121ZM124 154H125V153H124ZM131 154H132V153H131ZM142 154H143V153H142ZM170 154H172V153H170ZM179 154H180V153H179ZM182 154H183V153H181V155H182ZM188 154H189V153H188ZM188 154H187V156H188ZM192 154H194V153H192ZM217 154H216V155H217ZM220 154L222 155V152H221ZM223 154H224V153H223ZM243 154H245V153L243 152ZM258 154L260 155V154H262V153H258ZM16 155H17V154H16ZM34 155L36 156V153H35ZM67 155H68V154H67ZM73 155L76 156L77 154H72V156H73ZM87 155H88V154H87ZM96 155H97V154H96ZM96 155H94V156L97 157ZM110 155H111V154H110ZM126 155H127V154H126ZM128 155H129V153H128ZM139 155H140V154H139ZM143 155H144V154H143ZM148 155H149V154H148ZM156 155H157V154H156ZM168 155H169V154H168ZM183 155H184V154H183ZM194 155H195V154H194ZM198 155H199V154H198ZM214 155H215V154H213V155H211V156L213 157ZM255 155H256V154H255ZM263 155H264V154H263ZM39 156H40V155H39ZM43 156H44V155H43ZM61 156H62V155H61ZM64 156H65V155H64ZM98 156H99V155H98ZM101 156H102V155H101ZM101 156H99V157H100V159H102V160L106 157V156H105L104 158H101ZM115 156H116V155H115ZM119 156H120V155H119ZM123 156H124V155H123ZM154 156H155V155H154ZM196 156H197V155H196ZM219 156H220V155H219ZM237 156H239V155H237ZM244 156H245V155H244ZM8 157H10V155H8ZM21 157H22V156H21ZM21 157H20V159H21ZM28 157L31 158L30 156H28ZM52 157H53V155H52ZM65 157H66V156H65ZM68 157H69V156H68ZM90 157H91V155H90ZM102 157H103V156H102ZM110 157H111V156H110ZM127 157H128V156H127ZM129 157H130V156H129ZM135 157H136V156H135ZM140 157H141V155H140ZM145 157H146V156H145ZM190 157H192V156H190ZM190 157L188 156L189 159H190ZM197 157H198V156H197ZM235 157H236V156H235ZM246 157H247V155H246ZM253 157H254V156L252 155V158H253ZM1 158H2V157H1ZM17 158H18V157H17ZM23 158H25V157H23ZM26 158H27V157H26ZM26 158H25V159H26ZM29 158H27V159H29ZM33 158H34V157H32L31 159L34 160ZM44 158H45V156H44ZM44 158H43L44 161L47 160V159H44ZM50 158H51V157H50ZM69 158H70V157H69ZM91 158H93V157H91ZM131 158H132V156H131ZM141 158H142V157H141ZM149 158H150V157H149ZM175 158H176V157H175ZM193 158H194V157H192L191 159H193ZM205 158L207 159V157H205ZM215 158H216V157H215ZM223 158H224V157H223ZM232 158H233V157H232ZM242 158H243V157H242ZM252 158H251V159H252ZM35 159H36V158H35ZM41 159H42V158H41ZM54 159H55V157H54ZM58 159H59V158H58ZM93 159H94V158H93ZM106 159H107V158H106ZM106 159H104V160H106ZM108 159H109V157H108ZM117 159H118V158H117ZM123 159H124V158H123ZM155 159H156V158H155ZM183 159H185V158H183ZM195 159H196V158H194V161H195ZM197 159H199V158H197ZM210 159H211V158H210ZM217 159L219 160L218 157H217ZM220 159H221V158H220ZM247 159H248V158H247ZM247 159H246V160H247ZM249 159H250V158H249ZM249 159H248V160H249ZM255 159H256V158H255ZM0 160H1V159H0ZM14 160H15V159L13 158V160H11V162L14 161ZM18 160H19V158H18ZM21 160H22V159H21ZM38 160H39V159H38ZM38 160H37V161H38ZM66 160H67V158H66ZM68 160H69V159H68ZM76 160H77V157H76ZM84 160H86V159H83L82 161H84ZM97 160H98V158H97ZM112 160H113V158H112ZM114 160L116 161V159H114ZM119 160H120V158H119ZM125 160H126V159H125ZM139 160H140V158H139ZM139 160H138V161H139ZM142 160H143V159H142ZM153 160H154V158H153ZM157 160H160V159L157 158ZM248 160H247V161H248ZM1 161H2V160H1ZM3 161H4V160H3ZM7 161H9V160H7ZM26 161H27V160H26ZM30 161H31V160H30ZM56 161H57V160H56ZM107 161H108V160H107ZM110 161H111V160H110ZM120 161H121V160H120ZM135 161H136V160H135ZM148 161H149V160H148ZM172 161H173V160H172ZM174 161H175V160H174ZM196 161H197V160H196ZM196 161H195V162H196ZM201 161H203V160H201ZM201 161H200V162H201ZM208 161H209V162H208V166H209L210 160H208ZM213 161H215V160H213ZM247 161H246V162H247ZM9 162H10V161H9ZM14 162L17 163L16 161H14ZM21 162H23V161H21ZM38 162H39V161H38ZM40 162H41V161H40ZM59 162H61V161H59ZM71 162H72V161H71ZM197 162H199V161H197ZM197 162H196V163H197ZM203 162H204V164H205V160H204ZM252 162H253V159H252ZM260 162H262V160H261ZM4 163H5V162H3V164H4ZM12 163H13V162H12ZM64 163H65V162H64ZM73 163H74V164L76 163V162H75V159H74ZM79 163H80V162H79ZM86 163H87V162H86ZM91 163H92V162H91ZM105 163H106V162H105ZM136 163H137V162H136ZM143 163H144V162H143ZM148 163H149V162H148ZM156 163H157V162H156ZM166 163H167V162H166ZM166 163H163V164L166 165ZM179 163H181V162H179ZM187 163H188V162H187ZM206 163H207V160H206ZM217 163H219V162H216L215 164H217ZM248 163H249V162H248ZM253 163H254V162H253ZM255 163H257V162H255ZM258 163H259V162H258ZM3 164H2V166H3ZM6 164H7V162H6ZM6 164H5V165H6ZM22 164H23V163H22ZM28 164H29V163H28ZM35 164H37V163H35V161H34V162L32 163V165H35ZM43 164H44V163H43ZM67 164H68V162H67ZM74 164H72V165H74ZM81 164L84 165L83 162H81ZM99 164H100V163H99ZM101 164H102V163H101ZM125 164H126V163H124V165H125ZM127 164H128V163H127ZM139 164H140V161H139ZM146 164H147V163H146ZM146 164H145V165H146ZM151 164H152V163H151ZM151 164H150V165H151ZM160 164H161V163H160ZM182 164H183V162H182ZM190 164H191V163H190ZM210 164L213 165L212 162H211ZM225 164H227V163H225ZM249 164H251V163H249ZM14 165H15V164H14ZM25 165H26V164H25ZM32 165H31V166H32ZM41 165H42V164H41ZM82 165H81V166H82ZM87 165H88V164H87ZM93 165H94V164H93ZM108 165H109V164H108ZM110 165H111V164H110ZM130 165H132V164H130ZM130 165H129V166H130ZM140 165H142V162H141ZM143 165H144V164H143ZM161 165H162V164H161ZM184 165H185V164H184ZM192 165H193V164H192ZM199 165H200V164H199ZM201 165H203V164H201ZM212 165H210V166H212ZM218 165H219V164H218ZM233 165H234V164H233ZM256 165L258 166V164H256ZM8 166H9V163H8ZM11 166H13V164H12ZM15 166H17V165H15ZM22 166H23V165H22ZM37 166H38V164H37ZM46 166H47V165H46ZM52 166H53V165H52ZM66 166H67V165H66ZM74 166L77 168L79 165L77 164V166H76V164H75ZM91 166H92V165H91ZM106 166H107V164H106ZM111 166H112V165H111ZM113 166H114V165H113ZM127 166H128V165H127ZM127 166H126V167H127ZM129 166H128V167H129ZM132 166H134V165H132ZM137 166H138V165H137ZM137 166H136V167H137ZM159 166H160V165H159ZM180 166H181V165H180ZM182 166H183V165H182ZM210 166H209V167H210ZM213 166L215 167V169H214V168H211V167H210L209 169H214L215 171L218 172V170H216V169H217V168H216L217 166H215V165H213ZM213 166H212V167H213ZM261 166H262V165H261ZM5 167H6V166H5ZM24 167H25V166H24ZM38 167H39V166H38ZM47 167H48V166H47ZM47 167H46V168H47ZM56 167H57V166H56ZM58 167H59V166H58ZM70 167H71V166H70ZM79 167H80V166H79ZM98 167H99V166H98ZM102 167H103V166H102ZM102 167H101V168H102ZM114 167H115V166H114ZM134 167H135V166H134ZM139 167L142 168V166H139ZM144 167H147V166H144ZM163 167H164V166H163ZM199 167H200V166H199ZM220 167H221V166H220ZM231 167H232V165H231ZM252 167H253V166H252ZM2 168H3V167H2ZM14 168H15V167H14ZM25 168H26V167H25ZM25 168H24V169H25ZM29 168H30V167H28L27 170H28L29 172H30V171L32 172V170H31V169L29 170ZM32 168H33V167H32ZM48 168H50V167H48ZM60 168H61V167H60ZM66 168H67V167H66ZM71 168H73V167H71ZM80 168H81V167H80ZM90 168H92V167H90ZM110 168H111V167H110ZM130 168H131V167H130ZM152 168H153V167H152ZM156 168H157V165H156ZM167 168H168V167H167V165H166V170H165V171H167V170L171 171L169 168H168V169H167ZM170 168H171V166H170ZM178 168H179V167H178ZM178 168H177V169H178ZM194 168H195V167H194ZM225 168H227V167H225ZM225 168H224V169H225ZM237 168H238V167H237ZM247 168H248V167H247ZM257 168H258V167H257ZM5 169H6V168H5ZM10 169H11V168H10ZM35 169H36V168H35ZM39 169H40V168H39ZM52 169H53V168H52ZM54 169H56V168L54 167ZM54 169H53V170H54ZM58 169H59V168H58ZM68 169H69V168H68ZM74 169H75V168H73V170H74ZM81 169H82V168H81ZM81 169H80V171H81ZM86 169H87V167H86ZM88 169H89V168H88ZM104 169H105V168H104ZM104 169H103V170H104ZM113 169H114V168H113ZM113 169H112V170H113ZM120 169H121V168H120ZM136 169H138V168H136ZM143 169H144V168H143ZM149 169H150V166H149ZM159 169H160V168H159ZM192 169H193V168H191L190 170L188 169V171H191L190 174H192V173H194V172H195V174H196V171L198 172L197 169H196V171H195V169H194V170H193L194 172H192ZM199 169H200V168H199ZM201 169H202V167H201ZM260 169H263V168H260ZM260 169H259V170H260ZM12 170H13V169H12ZM15 170H16V169H15ZM15 170H13V171H15ZM17 170H18V169H17ZM20 170H21V169H20ZM25 170H26V169H25ZM27 170H26V171H27ZM33 170H34V169H33ZM44 170H45V169H44ZM48 170H49V169H48ZM56 170H57V169H56ZM56 170H55V171H56ZM73 170H70V171H73ZM76 170H77V172H78L79 169L77 168ZM76 170H75V171H76ZM83 170H84V169H83ZM100 170H101V169H100ZM145 170H148V169H145ZM150 170H151V169H150ZM157 170H158V169H157ZM226 170H227V169H226ZM256 170H257V169H256ZM1 171L3 172L2 169H0V173H1ZM7 171H10V170L7 169ZM18 171H19V170H18ZM18 171L16 172L17 174H18ZM41 171H43V168H42ZM41 171L39 170L38 172H41ZM49 171H50V170H49ZM65 171H66V170H65ZM96 171H97V170H96ZM114 171H115V170H114ZM120 171H121V170H120ZM126 171H127V169H126ZM126 171H125V172H126ZM136 171H137V170H136ZM138 171H139V170H138ZM151 171H152V170H151ZM219 171H220V170H219ZM229 171H230V170H229ZM261 171H262V170H261ZM263 171H264V170H263ZM21 172H22V170H21ZM31 172H30V173H31ZM33 172H36V171H33ZM91 172H93V174H94L93 169H92ZM104 172H105V171H104ZM140 172H141V170H140ZM152 172H155V171H152ZM157 172H158V171H156V173H157ZM159 172H160V171H159ZM178 172H179V171H178ZM186 172H187V171H186ZM210 172H211V171H209V173H210ZM4 173H5V172H4ZM6 173H8V172H6ZM16 173H15V174H16ZM23 173H24V171H23ZM42 173H43V172H42ZM46 173H47V172H46ZM46 173H45V174H46ZM68 173H69V171H68ZM68 173H66V174L69 175ZM72 173H74V171H73ZM80 173H81V172H80ZM89 173H90V172H88V174H89ZM101 173H102V172H101ZM116 173H118V170H117ZM130 173H131V172H130ZM161 173H162V172H161ZM165 173H167V172H165ZM187 173H189V172H187ZM228 173H229V172H228ZM244 173H245V169H244ZM246 173H247V172H246ZM257 173H259V172H257ZM12 174H13V173H12ZM36 174H37V173H36ZM40 174H41V173H39V175H40ZM56 174H57V173H56ZM85 174H86V173H85ZM105 174H106V173H105ZM127 174H128V173H127ZM148 174H149V172H148ZM170 174H171V172H170ZM199 174L201 175V173H199ZM199 174L197 173L198 176H199ZM217 174H219V173H217ZM247 174H248V173H247ZM253 174H254V173H253ZM4 175H5V174H4ZM21 175H23V174H21ZM27 175H28V174H27ZM37 175H38V174H37ZM71 175H72V174H71ZM73 175H74V174H73ZM82 175H83V174H82ZM94 175H95V174H94ZM109 175H110V174H109ZM113 175H114V174H113ZM122 175H125V174H122ZM140 175H141V174H140ZM149 175H150V174H149ZM154 175H155V174H154ZM162 175H163V174H162ZM167 175H168V174H167ZM186 175L188 176V174H186ZM259 175H260V174H259ZM0 176H1V175H0ZM2 176H3V174H2ZM8 176H9V175H8ZM13 176H14V174H13ZM24 176H25V174H24ZM41 176H44V177H45V175H43V174H42ZM59 176H60V174H59ZM76 176H77V175H76ZM76 176H75V177H76ZM90 176H91V175H90ZM114 176H115V175H114ZM134 176H135V175H134ZM142 176H143V175H142ZM164 176H165V175H164ZM191 176H194V175H191ZM191 176H190V177H191ZM251 176H252V175H251ZM11 177H12V176H11ZM21 177H22V176H21ZM30 177H31V176H30ZM49 177H50V176H49ZM55 177H56V179L58 178L57 175H56ZM60 177H62V176H60ZM69 177H71V176H69ZM72 177H73V176H72ZM72 177L70 178V181H71ZM78 177H79V176H78ZM91 177H93V176H91ZM125 177H126V176H125ZM132 177H133V176H132ZM140 177H141V176H140ZM153 177H154V176H153ZM158 177H159V176H158ZM165 177H167V176H165ZM184 177L186 178V176H184ZM188 177H189V176H188ZM202 177H204V180H207V179H205V176H203V175L200 176L199 178H202ZM253 177H254V175H253ZM255 177H257V176H255ZM255 177H254V178H255ZM0 178H1V177H0ZM5 178H6V177H5ZM5 178H4V183H3V184H5V182H8V181L10 180V179H9L8 181H6ZM16 178H18V177H16ZM83 178H84V177H83ZM87 178H88V177H87ZM129 178H130V177H129ZM142 178H145V176L142 177ZM151 178H152V177H151ZM180 178H181V177H180ZM194 178H197V177L194 176ZM199 178H198V179H199ZM229 178H230V177H229ZM236 178H237V177H236ZM262 178H263V177H262ZM1 179H2V178H1ZM19 179H20V178H19ZM33 179H35V178H33ZM33 179L31 178L32 181H33ZM41 179H42V178H41ZM77 179H78V178H77ZM94 179H95V178H94ZM106 179H107V178H106ZM112 179H113V178H111L110 180H112ZM123 179H124V178H123ZM127 179H128V178H127ZM172 179H173V178H172ZM176 179H177V178H176ZM186 179H187V178H186ZM191 179H192V181H193V178H188L187 180L189 181V180H191ZM202 179H203V178H202ZM240 179H241V178H240ZM251 179H252V178H251ZM260 179H261V178H260ZM13 180H15V178H13ZM24 180H25V179H24ZM35 180H36V179H35ZM37 180H38V178H37ZM39 180H40V179H39ZM61 180H62V178H61ZM61 180H59V181H61ZM64 180H65V182H66V179H64ZM100 180H101V179H100ZM124 180H125V179H124ZM128 180H129V179H128ZM141 180H143V179H141ZM146 180H147V179H146ZM148 180H149V179H148ZM164 180H168V179H164ZM180 180H182V179H180ZM238 180H239V179H238ZM241 180H244V179L242 178ZM247 180H248V178H247ZM15 181H16V180H15ZM18 181L20 182V180H18ZM43 181L45 182V179H44ZM50 181H52V180H49V183H50ZM54 181H55V180H54ZM79 181H81V179H80ZM88 181H89V184H90V180H88ZM88 181H87V182H88ZM114 181H115V180H114ZM121 181H122V179H121ZM126 181H127V180H126ZM130 181H131V180H130ZM134 181H135V180H134ZM136 181H138V179H137ZM139 181H140V180H139ZM143 181H144V180H143ZM162 181H163V180H162ZM169 181H170V180H168V182H169ZM194 181L196 182V179H195ZM248 181H249V180H248ZM1 182H3V180H2ZM19 182L16 181V183H19ZM30 182H31V181H30ZM71 182H72V181H71ZM83 182H84V181H83ZM83 182H82V184L84 185ZM106 182H107V181H106ZM108 182H109V181H108ZM110 182H111V181H110ZM116 182H117V181H116ZM119 182H120V181H119ZM157 182H158V181H157ZM176 182H177V181H176ZM195 182H194V183H195ZM245 182H247V181H245ZM20 183H21V182H20ZM36 183H39V181L36 182ZM40 183H41V182H40ZM40 183H39V184H40ZM53 183H54V182H53ZM53 183H52V184H53ZM76 183H77V182H76ZM76 183H75V184H76ZM80 183H81V182H80ZM85 183H86V181H85ZM112 183H113V182H112ZM112 183H110L111 185L108 184V183H107V184H108L109 186H112V187H113V184H112ZM125 183H126V182H125ZM127 183H129V182H127ZM140 183H142V181H141ZM154 183H155V182H154ZM199 183H203V180H202L201 182H200V180H199ZM199 183H198V184H199ZM22 184H24V183L22 182ZM26 184H27V182H26ZM63 184H64V183H63ZM63 184H61V186H62ZM66 184H68V182H67ZM71 184H74V183H71ZM82 184H81V186H83ZM121 184H122V182H121ZM135 184H136V183H135ZM135 184H133V185H135ZM137 184H138V183H137ZM137 184H136V185H137ZM181 184H182V183H181ZM187 184H188V183H187ZM195 184H196V183H195ZM195 184H193V186H194ZM5 185H6V184H5ZM5 185H2V184H1V189H2V187H4ZM19 185H20V184H19ZM27 185H28V184H27ZM46 185H47V184H46ZM68 185H70V184H68ZM68 185H67V186H68ZM77 185H78V184H77ZM85 185H87V184H85ZM114 185H115V184H114ZM116 185H117V183H116ZM128 185H129V184H128ZM138 185H139V184H138ZM170 185H171V184H170ZM173 185H174V183H173ZM173 185H172L171 187H173ZM189 185L191 186V181H190ZM8 186H9V185H8ZM10 186H11V185H10ZM14 186H15V184H14ZM38 186H39V185H38ZM40 186H41V185H40ZM44 186H45V185H44ZM63 186H64V185H63ZM65 186H66V185H65ZM78 186H79V185H78ZM122 186H123V185H122ZM140 186H141V185H140ZM140 186H139V188H140ZM144 186H145V185H144ZM174 186H175V188H176L178 185H177V186L174 185ZM181 186H182V185H181ZM242 186H243V185H242ZM261 186H262V185H261ZM261 186H260V187H261ZM6 187H7V186H6ZM19 187H20V186H19ZM47 187H48V185H47ZM47 187H46V188H47ZM55 187H56V186H55ZM84 187H85V186H84ZM115 187H116V186H115ZM117 187H118V186H117ZM130 187H131V186H130ZM134 187H136V186H134ZM142 187H143V184H142ZM147 187H148V186H147ZM147 187H146V188H147ZM150 187H151V186H150ZM155 187H156V186H155ZM155 187H154V188H155ZM162 187H163V186H162ZM167 187H170V186H167ZM178 187H180V185H179ZM184 187H185V186H184ZM186 187H187V186H186ZM191 187H192V186H191ZM194 187H195V186H194ZM194 187H192V188L194 189ZM199 187H200V186H199ZM254 187H255V186H254ZM8 188H10V187H8ZM12 188H13V187H12ZM15 188H16V189H15ZM17 188H18L17 186L14 187V190H16V191H15V192L12 191V192L15 193V194L13 193V196H12V194H11V195H8V196L13 197V198H10L11 200H12V199H13V200L15 199V200H14L15 202L13 201V204H12V206H10V208L13 207V205L16 204V198H15V197H19V196H17L19 193H20V195L23 194L20 190H19L20 192L17 191V190L19 189V188H18V189H17ZM65 188H66V187H65ZM78 188H79V187H78ZM78 188H77V190H79ZM80 188H81V187H80ZM91 188H92V187H91ZM113 188H114V187H113ZM125 188H126V186H125ZM165 188H166V186H165ZM192 188H190V189H192ZM201 188H202V187H201ZM207 188H208V187H207ZM207 188H205V189H207ZM247 188H248V187H247ZM263 188H264V187H263ZM4 189H5V188H4ZM20 189H22V191L24 190L23 188H20ZM43 189H44V188H43ZM53 189H54V188H49V189L47 188V190H53ZM104 189H105V187H104ZM115 189H116V188H115ZM115 189H114V190H115ZM123 189H124V188H123ZM132 189H133V188H132ZM135 189H136V188H135ZM135 189H133V190H135ZM148 189H149V188H148ZM148 189H147V190H148ZM179 189H182V188H179ZM183 189H184V188H183ZM187 189H188V188H187ZM193 189H192V190H193ZM7 190H8V189H7ZM10 190H11V189H10ZM25 190H26V187H25ZM27 190H28V189H27ZM27 190H26V193H27ZM60 190H61V189H60ZM63 190H64V193H65V189H63ZM71 190H72V189H71ZM73 190H74V189H73ZM83 190H84V189H83ZM85 190H86V189H85ZM88 190H89V189H88ZM88 190H87L86 192H88ZM117 190L119 191L118 188H117ZM121 190H122V189H121ZM133 190H131V191H133ZM139 190H140V189H139ZM151 190H152V189H151ZM154 190H155V189H154ZM160 190H162V189L160 188ZM160 190H158V191H160ZM173 190H174V189H173ZM176 190H178V188H177ZM176 190H175V191H176ZM184 190H185V189H184ZM216 190H217V189H216ZM28 191H30V190H28ZM53 191H55V190H53ZM53 191H51L50 193H52V194H49V195H53V193H54ZM75 191H76V190H75ZM92 191H95V189H94V190H91V191L89 190V192H91V193H92ZM106 191H107V190H106ZM123 191H126V190L124 189ZM140 191H141L140 193L143 192L142 190H140ZM156 191H157V190H156ZM156 191H155V192H156ZM170 191H171V190H170ZM187 191H188V190H187ZM197 191H198V189H197ZM206 191H207V190H206ZM235 191H236V190H235ZM239 191H240V189H239ZM242 191H243V190H242ZM12 192H11V193H12ZM16 192H17V195H16ZM30 192H31V191H30ZM30 192H29V195L32 194V192H31V194H30ZM59 192H61V191H59ZM62 192H63V191H62ZM76 192H77V191H76ZM78 192H79V191H78ZM78 192H77V193H78ZM81 192H82V191H81ZM81 192H80V193H81ZM84 192H85V191H84ZM112 192H113V191H112ZM133 192H134V191H133ZM136 192H137V191H136ZM145 192H146V190L144 191V193H145ZM177 192H178V191H177ZM182 192H183V190H182ZM202 192H203V191H202ZM204 192H205V191H204ZM244 192H245V191H244ZM244 192H243V193H244ZM8 193H9V192H8ZM8 193H7V194H8ZM21 193H22V194H21ZM24 193H25V192H24ZM48 193H49V192L47 191L46 195H47ZM82 193H83V192H82ZM82 193H81V194H82ZM95 193H97V192H95ZM103 193H104V191H103ZM140 193H139V194H140ZM164 193H165V192H164ZM167 193H168V192H167ZM167 193H166V194H167ZM169 193H170V192H169ZM187 193L189 194V192H187ZM190 193H191V192H190ZM233 193L235 194V192H233V191H228V192H227L228 195L225 196V198L227 199V201H229L230 204H232V203L234 202V198L236 197ZM257 193H258V192H257ZM3 194H4V193H3ZM7 194H6V195H7ZM27 194H28V193H27ZM33 194H34V193H33ZM55 194H56V193H55ZM55 194H54V196H55ZM58 194H59V193H58ZM81 194H80V195H81ZM84 194H85V193H84ZM86 194H87V193H86ZM119 194H120V193H119ZM119 194L117 193L118 196H119ZM131 194H132V192H131ZM160 194H161V191H160ZM166 194H164V196H165ZM179 194H180V193H179ZM182 194H183V193H182ZM182 194H181V195H182ZM198 194H199V193H198ZM0 195H1V194H0ZM14 195H15V197H14ZM23 195H24V194H23ZM44 195H45V194H44ZM69 195H70V194H69ZM77 195L79 196V193H78ZM98 195L100 196L101 194H98ZM98 195H96V196L94 195V196H95V197H99ZM112 195H113V194H112ZM132 195H134V193H133ZM147 195H148V194H147ZM196 195H197V194H196ZM211 195H212V194H211ZM218 195H219V194H218ZM233 195H234V197H233ZM243 195H244V194H243ZM259 195H261V194L259 193ZM1 196H2V195H1ZM1 196H0V198H2ZM37 196H38V195H37ZM56 196H57V197L59 196L58 199L61 198L60 195H56ZM71 196H72V195H71ZM78 196H77V197H78ZM83 196H84V195H83ZM85 196H86V195H85ZM90 196H92V195L90 194ZM109 196H111V195H109ZM113 196H114V195H113ZM113 196H112V198H113ZM136 196H137V195H136ZM136 196H135V197H136ZM142 196L144 197L143 194H142ZM142 196H141V197H142ZM162 196H163V195H162ZM167 196H168V194H167ZM172 196H173V195H172ZM172 196H171V197H172ZM176 196H177V195H176ZM176 196L174 195V196H173L174 198H173V197H172V198H171V197L169 198L170 200H171V199H174V200H173L174 202L172 201V203L177 204V203L175 202V200L177 199V198H175ZM215 196H217V195H215ZM21 197H22V196H21ZM57 197H56V198L53 197V199L55 198L56 200H58ZM63 197H64V196H63ZM75 197H76V196H75ZM81 197H82V195H81ZM125 197H127V196H125ZM125 197L123 196V199H124ZM129 197H130V196H129ZM138 197H139V195H138ZM141 197H140V198H141ZM181 197H182V196H181ZM193 197H194V196H193ZM196 197H197V196H196ZM201 197H203V195H201ZM201 197H199V198L201 199ZM209 197H210V196H209ZM212 197H214V196H212ZM240 197H241V196H240ZM26 198H27V200H28V199H29V196H28V197L26 196L25 198L23 197V200L26 199ZM33 198H34V201H35V197H34V196L32 197V199H33ZM37 198H38V197H36V200L38 201ZM44 198H45V197H44ZM44 198H43V199H44ZM49 198H50V197H49ZM71 198H72V197H71ZM78 198H79V197H78ZM78 198H77V199H78ZM88 198H90V197H88ZM102 198H103V197H102ZM105 198H106V197H105ZM114 198H115V197H114ZM114 198H113V199H114ZM127 198H128V197H127ZM131 198H132V197H131ZM131 198H130V199H131ZM152 198H153V197H152ZM178 198H179V197H178ZM186 198H187V197H186ZM203 198H204V197H203ZM205 198H206V197H205ZM205 198L202 199V200H204L203 202H205ZM243 198H244V197H243ZM243 198H242V200H243ZM253 198H254V197H253ZM263 198H264V197H263ZM2 199H4V198H2ZM6 199H9V198H6ZM39 199H40V195H39ZM51 199H52V198H51ZM51 199H48L49 202L51 201ZM55 199H54V202L56 203L57 201H56ZM73 199H74V198H73ZM79 199H80V198H79ZM79 199H78V200H79ZM86 199H87V198H86ZM96 199H98V198H96ZM106 199H107V198H106ZM119 199H120V198H119ZM153 199H156V200L158 199V200H159L160 198H153ZM162 199H164V198H162ZM179 199H180V198H179ZM182 199H183V197H182ZM197 199H198V198H197ZM210 199H211V198H210ZM218 199H219L218 201H220V198H218ZM261 199H262V198H261ZM11 200H10V201H11ZM19 200L21 201L22 199H21V198H20V199L17 198V204H16L15 206H16L17 209H19V208H18V206H19L20 209L22 210L24 207H23V208H21V207H22V205H23L24 202L22 203V205H21V204H18V203L20 202ZM78 200H77V201H78ZM93 200H94V199H93ZM121 200H122V199H121ZM124 200H126V198H125ZM139 200H140V199H139ZM156 200H155V201H156ZM158 200H157V201H158ZM170 200H169V202H171ZM188 200H189V199H188ZM195 200H196V199H195ZM195 200H194V201H195ZM206 200H207V199H206ZM212 200H213V199H212ZM221 200H222V199H221ZM242 200H240V202H242ZM253 200H254V199H253ZM4 201L9 202L8 200H5V199H4ZM18 201H19V202H18ZM24 201L26 202V203H24V206L26 207V204H28V203H27L26 200H24ZM42 201H43V200H42ZM45 201H46V200H45ZM75 201H76V200H75ZM81 201H82V200H81ZM81 201H80V202H81ZM97 201H98V200H97ZM97 201H96V202H97ZM102 201H103V200H102ZM110 201H111V200H110ZM122 201H123V200H122ZM130 201H131V200H130ZM137 201H138V200H137ZM144 201L146 202V200H144ZM151 201H152V199H151ZM159 201L162 202V200H159ZM159 201H158V202H159ZM190 201H191V200H190ZM198 201H199V199H198ZM200 201H201V200H200ZM200 201H199V203H200ZM208 201H209V200H208ZM210 201H211V200H210ZM245 201H247V200H245ZM250 201H252V199H251ZM255 201H257L256 198H255ZM255 201H252V203H255V204H256ZM258 201H259V200H258ZM21 202H22V201H21ZM21 202H20V203H21ZM47 202H48V201H47ZM47 202H46V203H47ZM54 202H51V204L54 203ZM60 202H61V200L59 199V203H60ZM67 202H68V201H67ZM67 202H66V203H67ZM89 202H90V201H89ZM89 202H88V203H89ZM96 202H95V204H96ZM100 202H101V201H100ZM112 202H114V200H112ZM112 202H111V204H112ZM134 202H136V201H134ZM152 202H153V204H154V201H152ZM152 202H151V203H152ZM158 202H156V203H158ZM177 202H178V199H177ZM196 202H197V200H196L194 203H196ZM203 202H202V204H203ZM231 202H232V203H231ZM261 202H264V200L261 201ZM10 203H12V202H10ZM10 203H9V204H10ZM14 203H15V204H14ZM30 203H31V205L34 204L33 202H30ZM42 203H43V202H42ZM42 203H41V204H42ZM57 203H58V202H57ZM63 203H64V202H63ZM72 203H73V202H72ZM88 203H87V204H88ZM93 203H94V202H93ZM126 203H127V202H126ZM128 203H130V202H128ZM136 203H137V202H136ZM140 203H141V202H140ZM156 203H155V204H156ZM165 203H166V202H165ZM179 203H180V202H179ZM242 203H243V202H242ZM250 203H251V202H250ZM257 203H258V202H257ZM259 203H260V202H259ZM37 204H38V203H37ZM41 204H40V205H41ZM85 204H86V203H85ZM104 204H105V202H104ZM108 204H110V203H108ZM122 204H123V202H122ZM130 204H131V203H130ZM159 204H161V203H159ZM163 204H164V202H163ZM163 204H162V205H163ZM167 204H168V203H167ZM170 204H171V203H170ZM175 204H173V205L171 204V205L173 206V208H174ZM180 204H181V203H180ZM180 204H179V205L177 204V205L180 206ZM187 204H189V203L187 202ZM223 204H225V203H223ZM233 204H234V203H233ZM243 204H244V203H243ZM2 205H3V204H2ZM6 205H7V204H6ZM17 205H18V206H17ZM29 205H30V204H29ZM31 205H30V206H31ZM48 205H49V203H48ZM48 205H45V206H48ZM55 205H56V204H55ZM55 205H53L54 208H55ZM57 205H58V204H57ZM61 205H62V204H61ZM63 205H64V204H63ZM63 205H62V206H63ZM66 205H67V204H66ZM69 205H70V204H69ZM78 205H79V204H78ZM81 205H82V204H81ZM89 205H90V204H89ZM102 205H103V204H102ZM105 205H107V203H106ZM123 205H124V204H123ZM123 205L121 206V208L119 207V210L121 209L120 211H124V212H125V208H124V210L122 209V207H124ZM182 205H183V202H182ZM198 205H199V204H198ZM208 205H209V204H208ZM234 205H235V204H234ZM234 205H232V206H234ZM251 205H253V204H251ZM260 205H261V204H260ZM263 205H264V204H262V207H263ZM15 206H14V207H15ZM30 206H29V207H30ZM41 206L44 207V205H41ZM91 206H92V202H91ZM96 206H97V204H96ZM107 206H108V205H107ZM111 206H112V205H111ZM116 206H118V205H115V207H116ZM128 206H129V205H128ZM133 206H134V205H133ZM153 206H154V209H155V205H153ZM156 206H157V205H156ZM159 206H160V205H159ZM164 206H165V205H164ZM189 206H190V204H189ZM196 206H197V205H196ZM239 206H240V205H239ZM239 206L236 204V207H235V208L232 207V209L234 208V209H233L234 211L232 210V212H236V209H239V208H240ZM254 206H255V205H254ZM1 207H2V206H1ZM7 207H8V206H7ZM7 207H6V208H7ZM14 207L11 208V209L14 210ZM43 207H41V208L43 209ZM49 207H50V206H49ZM49 207H48V208H49ZM77 207H78V206H77ZM98 207H100V204H99ZM104 207H106V206H103V208H104ZM130 207H132V206H130ZM166 207H167V206H166ZM166 207H164V208H166ZM168 207H169V206H168ZM170 207H171V206H170ZM176 207H177V206H175V208H176ZM181 207H182V206H181ZM194 207H195V206H194ZM199 207H200V206H199ZM210 207H211V206H210ZM210 207H209V208H210ZM213 207H215L214 204H213ZM223 207H224V206H223ZM229 207H231V205H230ZM252 207H253V206H252ZM262 207H261V208H262ZM3 208H4V207H3ZM31 208H32V207H31ZM33 208H34V207H33ZM41 208H40V209H41ZM46 208H47V207H46ZM60 208H61V207H60ZM69 208H70V207H69ZM74 208H76V207H74ZM100 208H102V206H101ZM112 208H113V209H111V210H114V206H113ZM134 208H136V206H135ZM134 208H133V209H134ZM152 208H153V207H152ZM164 208L161 209V207H160V208H157V209H159V210L161 209L162 211H163V210L166 211L167 208H166V209H164ZM173 208L171 207V211H172ZM177 208H178V207H177ZM182 208H183V207H182ZM184 208H185V207H184ZM184 208H183V209H184ZM195 208H196V207H195ZM253 208H254V207H253ZM259 208H260V207H259ZM1 209H2V208H1ZM20 209H19V210H20ZM57 209H58V208H57ZM79 209H80V208H79ZM79 209H78V210H79ZM157 209H156V210H157ZM188 209L190 210V207H189ZM192 209H193V208H192ZM199 209H200V208H199ZM207 209H208V208H207ZM211 209H212V208H211ZM215 209H218V208L216 207ZM229 209H231V208H229ZM240 209H241L242 211H241ZM240 209H239L240 211H239V210H237V211H239V212H243L244 209H242V208H240ZM247 209H248V208H247ZM250 209H251V208H250ZM21 210H20V212H22ZM27 210H29V209H27ZM31 210H32V209H31ZM44 210H45V209H43V211H44ZM46 210H47V209H46ZM50 210H51V209H50ZM53 210H54V209H53ZM53 210H52V211H53ZM55 210H56V209H55ZM58 210H59V209H58ZM76 210H77V208H76ZM76 210H75V212H76ZM78 210H77V211H78ZM100 210H101V209H100ZM102 210H103V209H102ZM102 210H101V211H102ZM104 210H105V209H104ZM104 210H103V211H104ZM107 210H108V209H107ZM109 210H110V209H109ZM115 210H116V208H115ZM139 210H140V209H139ZM161 210H160V211H161ZM168 210H170V209H168ZM168 210H167V211H168ZM175 210H176V209H175ZM175 210H174V211H175ZM177 210H178V209H177ZM185 210H186V209H185ZM24 211L26 212V210L23 209V214H25ZM34 211H37V210H33V211H31V212H34ZM43 211L41 210V212H43ZM52 211H51V212H52ZM82 211H83V210H82ZM82 211H81V213H82ZM116 211H117V210H116ZM160 211H159V212H160ZM165 211H164V214H165V215L168 214V213H165ZM174 211H173V212L168 211V212H170V213L172 214V213H174ZM199 211H200V210H199ZM207 211H208V210H207ZM215 211H216V210H215ZM245 211H247V210L245 209ZM251 211H252V210H251ZM254 211H255V210H254ZM2 212H3V211H2ZM31 212H29V213H31ZM72 212H73V211H72ZM75 212H74V213H75ZM78 212H79V211H78ZM96 212L98 213L99 211H96ZM110 212H112V211H110ZM110 212H109V214H110ZM114 212H115V211H114ZM124 212H122V213H123L124 215H126ZM127 212H130V211L127 210ZM127 212H126V213H127ZM141 212H142V211H141ZM157 212H158V211H157ZM175 212L177 213V211H175ZM224 212H226V211H224ZM224 212H223V213H224ZM239 212H238V213H239ZM259 212H260V211H259ZM26 213H27V212H26ZM34 213H35V212H34ZM37 213H38V212H37ZM47 213H48V212H47ZM60 213H61V212H60ZM62 213H63V212H62ZM65 213H66V212H65ZM88 213H89V212L86 213L87 216L90 215V214L88 215ZM105 213H107V212H105ZM131 213H132V212H131ZM131 213H130V214H131ZM133 213H134V212H133ZM133 213H132V215H133ZM162 213H163V212H162ZM248 213H249V212H248ZM254 213H255V215H256V212H254ZM109 214L107 213L106 215H109ZM120 214H121V212H120ZM123 214H122V215H123ZM127 214H129V213H127ZM130 214H129V215H130ZM140 214H141V213H140ZM164 214H163V215H164ZM199 214H200V213H199ZM214 214H215V213H214ZM217 214H218V213H216V215H217ZM224 214H225V213H224ZM240 214H241V213H240ZM245 214H246V213H245ZM251 214H252V212H251ZM18 215H19V214H18ZM18 215H17V217H19ZM21 215H22V213H21ZM21 215H20V216H21ZM30 215H32V217L34 216L33 213L30 214ZM36 215H37V214L35 213V216H36ZM39 215H40V214H39ZM43 215L46 216L47 214H43ZM60 215H61V214H60ZM74 215H75V214H74ZM124 215H123V216H124ZM129 215H128V218L132 217L133 221L135 222V223L133 222L134 225H135V227L139 229L140 226H138V227L136 226V225H137V224H136L137 220H135V219H137V217H136V218L134 217V216H138V215L135 214L134 216L131 215L130 217H129ZM141 215H142V214H141ZM145 215H146V214H145ZM161 215H162V214H161ZM172 215H174V217H177L176 215H178V214L175 215V213H174V214H172ZM193 215H194L193 213H192V215L189 214L188 218L191 217V216H192L191 218H193V217H194ZM205 215H206V214H205ZM207 215H208V214H207ZM216 215H215V216H216ZM237 215H238V214H237ZM243 215H244V213L242 214V217H244ZM255 215H254V216H255ZM0 216H1V215H0ZM40 216H41V215H40ZM48 216H52V215H48ZM75 216H76V215H75ZM78 216H81V214L78 215ZM78 216H77V217H78ZM84 216H86V215H84ZM94 216H96V215H94ZM97 216H98V214H97ZM114 216H115V215H114ZM116 216H117V215H116ZM119 216H121V215H119ZM123 216H121V218H127V217H125V216L123 217ZM170 216H171V215H170ZM181 216H182V214H181ZM185 216H187V215H185ZM185 216H184V217H185ZM213 216H214V215H213ZM213 216H212V217H213ZM221 216H223V214H222ZM224 216H225V215H224ZM224 216H223L222 218H227V219H224V220L227 222V220H228V218H230V216H229L228 214H227V216H229V217H224ZM254 216H253V217H254ZM258 216H259V215H258ZM10 217H12V216H10ZM15 217H16V216H14V218H15ZM17 217H16V218H17ZM30 217H31V216H30ZM36 217H37V216H36ZM42 217H44V216H42ZM54 217H55V216H54ZM89 217H91V216H89ZM99 217H100V216H99ZM109 217H110V216H109ZM143 217H144V216L142 215L141 219H142ZM154 217H156V215H155ZM162 217H163V216H162ZM166 217L168 218L169 215L166 216ZM172 217H173V216H172ZM172 217H171V218H172ZM197 217H198V216H197ZM197 217H196V220H197ZM199 217H200V216H199ZM201 217H202V216H201ZM207 217L210 218L209 216H207ZM207 217H206V218H207ZM238 217H239V216H238ZM238 217H237V219H241V218H238ZM248 217H250V216H248ZM253 217H251V218L253 219ZM256 217H257V215H256ZM260 217H261V216H260ZM263 217H264V216H263ZM4 218H5V217H4ZM14 218H12V219H14ZM46 218H47V216H46ZM60 218H61V216H60ZM60 218H59V219H60ZM100 218H102V217H100ZM112 218H114V217H111L110 220H111ZM128 218H127V219H128ZM169 218H170V217H169ZM191 218H189V219H191ZM232 218H233V217H232ZM244 218H246V216H245ZM254 218H255V217H254ZM0 219H2V217H1ZM6 219H7V218H6ZM6 219H5V220H6ZM8 219H9V218H8ZM10 219H11V218H10ZM19 219H21V217H20ZM34 219H35V218H33V220H34ZM37 219H38V218H37ZM43 219H44V218H43ZM52 219H53V218H52ZM57 219H58V217H57ZM62 219H65V218L62 217ZM69 219H70V218H69ZM69 219H68V220H69ZM94 219H96L95 221H98V223H99V220H100V219L97 220V217H96V218L94 217ZM104 219H105V218H104ZM118 219H120V218H118ZM147 219H148V218H147ZM147 219H146V220H147ZM157 219H158V218H157ZM173 219H174V218H172L171 221H172ZM176 219H177V218H176ZM189 219H188V221H189ZM193 219H194V218H193ZM193 219H191V221H190V223H191L192 226L194 225V224L192 223V222H194ZM198 219H199V218H198ZM210 219H211V218H210ZM210 219L207 220V221L204 219V221H202V223L205 222V223H207V224H200L201 221H200V223L198 222V224H199V225H203V227H204V225H205L204 228H207V229H208V227H209V229H208L207 231L212 232V236L214 237V240H215V237L218 238L217 241L220 239V243H222V245H224V247L227 248V251L225 250V252H227L226 255H225L224 253L221 254V250H222V252H224V248H222V249H218V247L220 248V245H219L218 247L215 248V250H216V249L219 250V253L221 254V257H222V255H225V256H226V258H225L224 261H227V263H228V261L231 262V263H235L236 261H234V262L232 261V260L234 259L233 257H235V259H236V258H237L236 255L242 254V255H239L238 258H237L240 264H241V263H242V264H256V262H257V264H258V263L260 264V262H259L260 259H259V257L256 256L258 253L255 254V253H256V252H255L256 250H253V249H252L254 246H253V247L251 246V247L249 248V250H251L252 252H254V253H253L254 256L251 255V254L246 255L245 253H246L247 251H246V249H243L242 246H240V245H241L240 242H238V245L240 244L239 246L242 248V250H245V251H244L245 253H243V252H242V253H238L239 250H240L239 252H241L242 250H241L240 247L237 245V242L234 241V243H231V245H232V244L234 245L235 242H236L237 249H236V247L234 246L235 249L233 248V250H238V249H239V250H238V251H235L236 253L232 252V253H234V254L231 255V254H230L231 251L229 252V249H228L227 246H228L229 243L231 242V239H232L231 237H232V236L229 238L230 242H228V245H226L227 243H226V242L224 243V240H223V239L226 238V236H227V238H228V235L231 234V233L229 232L230 230H229V231H226V230L229 229V227L227 226L228 229H226V228H224V227L222 228V226H220V225L224 224V223H221V222H223L224 220L221 221V222H220V220H218L219 223H216V224H218V225H216V224H215V222H217V220L215 221L216 218H215L214 221H213L214 224L211 222ZM217 219H218V218H217ZM219 219H220V218H219ZM237 219H236V220H237ZM246 219H247V218H246ZM248 219L252 221V219H250V218H248ZM14 220H15V219H14ZM14 220H12V222H13ZM25 220H27V219H26V216H25ZM28 220H30V219L28 218ZM35 220H36V219H35ZM40 220H41V219H40ZM50 220H51V218H50ZM50 220H49V221H50ZM66 220H67V219H66ZM71 220H72V219H71ZM78 220H82V217H80V219H78ZM115 220H116V219H115ZM120 220H121V219H120ZM128 220H129V219H128ZM128 220H125V223H126V224L130 221V220H129V221H128ZM148 220H149V219H148ZM148 220H147V221H148ZM155 220H156V219H155ZM174 220H175V219H174ZM174 220H173V221H174ZM192 220H193V221H192ZM201 220H202V219H201ZM229 220H230V219H229ZM229 220H228V222H229ZM236 220H234V222H235ZM253 220H254V219H253ZM255 220H257V219H255ZM3 221H4V220H2V222H3ZM20 221H22V220H20ZM20 221H19V222L17 221V223H15V222H16V220H15L14 223L17 224V225H18V223H21V224H23L22 227H24V225H25L24 223H26V222H20ZM49 221H47V222L50 223ZM58 221H59V220H58ZM83 221H84V220H83ZM95 221H94V223H95ZM123 221H124V219H123ZM127 221H128V222H127ZM139 221H140V220H139ZM139 221H138V222H139ZM151 221H152V220H151ZM162 221H164V220H162ZM166 221H167V219H166ZM183 221H184V220H183ZM183 221L181 222V224L186 223L185 221H187V219H185L184 222H183ZM209 221H210V222H209ZM225 221H224V222H225ZM231 221H232V220H231ZM238 221H239V220H238ZM244 221H246V220H244ZM247 221H248V220H247ZM251 221H250V223H251ZM262 221H263V219H262ZM262 221H261V222H262ZM6 222H8V220H6ZM28 222H29V221H27V223H28ZM61 222H63V221H61ZM64 222H65V221H64ZM69 222H70V221H69ZM79 222H80V221H79ZM84 222H85V221H84ZM84 222H83V223H84ZM100 222L103 223V220H102V221L100 220ZM105 222H106V221H105ZM105 222H104V224L107 225L108 223H105ZM108 222H109V220H108ZM114 222H115V221H114ZM114 222H113V224H114ZM116 222H117V221H116ZM138 222H137V223H138ZM141 222H142V220H141ZM154 222H155V221H154ZM177 222H179V221H177ZM177 222H176V223H177ZM208 222L210 223V226H211V223L213 224V226H211V227H210V226H206V225H209ZM226 222H225V225H223V226H226ZM234 222H233L232 224H234ZM240 222H241V221H240ZM252 222H253V221H252ZM263 222H264V221H263ZM4 223H5V221H4ZM14 223H12V226H14ZM27 223H26V224H27ZM30 223H33V221L30 222ZM30 223H29V224H30ZM36 223H37V222H36ZM39 223H41V222H39ZM59 223H60V222H59ZM81 223H82V222H81ZM89 223H91L90 219H89ZM92 223H93V222H92ZM102 223H101V224H102ZM130 223H131V224H130ZM130 223H128V224H129V225H132V220L130 221ZM139 223H140V222H139ZM139 223H138V224H139ZM157 223H158V222H157ZM161 223H162V222H161ZM164 223H165V222H164ZM171 223H172V222H171ZM171 223H170V224H171ZM173 223H174V222H173ZM194 223H196V222H194ZM230 223H231V222H230ZM235 223H236V222H235ZM238 223H239V222H238ZM241 223L243 224V225H242V227H243L245 223H243V222H241ZM254 223H255V222H254ZM254 223H253V224H254ZM6 224H8V223H5V225H6ZM42 224H44V225H41V224H40L41 227H42V226H44V228H45V227H48V226H45V222L42 223ZM46 224H47V223H46ZM68 224L70 225V223H68ZM71 224H72V222H71ZM101 224L99 225L100 227L104 226L103 224H102V226H101ZM111 224H112V222H111ZM181 224H179V225H180V230L185 229V228L187 227V226L185 227L184 224H183V228L181 229V227H182ZM187 224H188V227H189V229H190V226H191V225L189 226V223H188V222H187ZM187 224H185V225H187ZM219 224H220V225H219ZM247 224H249V223H247ZM2 225H3V227L5 226L3 223H2ZM8 225H9V224H8ZM35 225H37V224H35ZM47 225H49V224H47ZM50 225H51V224H50ZM50 225H49V226H50ZM52 225H53V224H52ZM64 225H66V223L63 224V226H64ZM92 225H93V224H92ZM95 225L98 227V230L100 231V227L98 226V224L96 223ZM95 225H94V226H95ZM114 225H115V224H114ZM117 225H120V224L118 223ZM134 225H132V226H134ZM139 225H141V224H139ZM159 225H160V224H159ZM159 225H158V226H159ZM227 225H229V224H227ZM236 225H237V224H236ZM238 225H240V224H238ZM255 225H256V224H255ZM255 225H254V226H255ZM9 226H10V225H9ZM9 226H7L8 229H6L7 227H6V228L4 227V231L6 232L5 235H6L8 232H11L10 229H9ZM20 226H21V225H19V227H20ZM31 226H32V225H31ZM56 226H57V225L55 224L54 227H55L56 229H55V231L53 230L54 232H57V229H59V227L57 228ZM76 226H77V225H76ZM90 226H91V225H90ZM94 226L92 227L93 229H94ZM115 226H116V225H115ZM127 226H128V225H127ZM142 226H143V225H142ZM165 226H166V225H165ZM172 226H173V225H172ZM195 226H198L197 223H196ZM195 226H194V227H195ZM232 226H233V225H232ZM245 226H246V225H245ZM245 226H244V227H245ZM254 226H253V228H254ZM261 226H262V225H261ZM261 226H260V227H261ZM0 227H1V226H0ZM14 227H15V230H16L17 227H16V226H14ZM25 227H27V226H25ZM28 227H30V225H28ZM32 227H33V229H32ZM32 227H31V229H32L33 232H34V230H35L36 228H38L39 226H37V227H36V226H32ZM35 227H36V228H35ZM52 227H53V226H52ZM54 227H53V229H54ZM66 227H67V226H66ZM70 227H71V226H70ZM87 227H88V226H87ZM97 227H96V230H97ZM110 227H111V226H110ZM110 227H109V228H110ZM120 227H121V226H120ZM120 227L118 226V229L120 230V229L122 228L121 231L123 230V233H124V231H125L124 229H127L126 227H121V228H120ZM129 227H131V226H129ZM161 227H162V226H161ZM200 227H201V226H200ZM203 227H202V229H203ZM239 227H240V226H239ZM256 227H257V226H256ZM258 227H259V226H258ZM260 227H259V228H260ZM1 228H2V227H1ZM20 228H21V227H20ZM39 228H40V227H39ZM42 228H43V227H42ZM42 228H40V230H43ZM48 228H50V230H51V227H48ZM68 228H69V227H68ZM77 228H78V227H77ZM77 228H76V229H77ZM82 228H83V227H82ZM104 228H105V226L102 227V229H101V233L103 232L102 230H103ZM115 228H117V227H115ZM123 228H124V229H123ZM131 228H132V227H131ZM159 228H160V227H159ZM196 228H197V227H196ZM234 228H236V230H237V227H236V226H234ZM234 228H233V227H232V228L230 227V229H232V230H233ZM249 228H250V227H249ZM263 228H264V227H263ZM5 229H6L7 231H6ZM11 229H12V228H11ZM13 229H14V228H13ZM13 229H12V230H13ZM45 229H47V228H45ZM45 229H44V230H45ZM65 229H66V228H65ZM79 229L81 230V227H79ZM90 229H91V228H90ZM138 229H137V230L135 229V231H132V232H133V233H136V232L139 231ZM146 229H147V228H146ZM160 229L162 230V228H160ZM163 229H164V228H163ZM170 229H171V228H170ZM202 229L200 228L199 231L202 230ZM238 229H239V228H238ZM242 229H243V228H242ZM2 230H3V229H2ZM17 230H19V229H17ZM23 230H25V229H23ZM23 230H22V232L25 233V231H23ZM36 230H38V229H36ZM80 230H79V231H80ZM96 230L93 231V232H96ZM98 230H97L96 234L98 233ZM106 230H107V229H105L104 232H105V233L107 232V234H108V236H109V233H110V232H109V231H106ZM153 230H154V229H153ZM232 230H231V231H232ZM244 230H245V229H244ZM20 231H21V230H20ZM26 231H27V228H26ZM28 231H29V229H28ZM28 231H27V234H28V236H29V233H31L32 231L30 230L29 233H28ZM38 231H39V230H38ZM59 231H60V230H59ZM90 231H91V230H90ZM111 231H113V230H111ZM121 231H116L117 233L119 232L118 234L115 232V233H116V236H115V235H114V236H115V238H116V241H119L118 238H120V240H122V239H123L124 237H126V236L129 237L128 232H130V231H128L127 234H125L126 236H125ZM140 231H141V230H140ZM151 231H152V230H151ZM156 231H157V228H156ZM163 231H164V230H163ZM192 231H193V230H192ZM205 231H206V229H203V231H201V232H205ZM18 232H19V231H18ZM33 232H32V233H33ZM39 232H40V231H39ZM50 232H51V234H52V230H51ZM50 232L48 231V233H50ZM64 232H65V231H64ZM64 232H63V233H64ZM69 232H71V231H69ZM76 232H77V231H76ZM76 232H75V233H76ZM108 232H109V233H108ZM120 232H121V234H123L122 236H124V237L121 236ZM132 232L130 233V236H131V237L133 236L134 238L136 237V239H138L137 237L140 236V235H138L139 232L136 233L137 236H134V234H133ZM147 232H148V231H147ZM158 232H159V230H158ZM179 232H180V231H179ZM185 232H186V231H185ZM194 232H195V231H194ZM196 232H197V231H196ZM227 232H229L230 234H228ZM254 232H255V230L253 231V233H254ZM46 233H47V231H46ZM81 233H82V231H81ZM84 233H86V232L84 231ZM112 233H113V232H112ZM125 233H126V231H125ZM142 233H144V231L141 232V234H142ZM145 233H146V232H145ZM170 233H171V232H170ZM173 233H174V232H173ZM186 233H187V232H186ZM189 233H190V232H189ZM205 233H206V232H205ZM205 233H203V234H205ZM234 233H236V232L234 231ZM234 233L232 232L233 235H234ZM244 233H245V232H244ZM247 233H248V232H247ZM20 234H21V233H20ZM20 234H19V235H20ZM34 234H35V232H34ZM36 234H37V233H36ZM36 234H35V235H36ZM40 234H42V233H39V234H38L39 236H38L37 239H40V238H39V237L41 236ZM67 234H69V233H67ZM71 234H72V232H71ZM71 234H70V235H71ZM73 234H74V232H73ZM77 234H78V233H77ZM98 234H100V232H99ZM113 234H114V233H113ZM148 234H149V232H148ZM162 234H163V233H162ZM168 234H169V233H168ZM181 234H182V231H181ZM193 234H196V233H193ZM198 234H199V233H198ZM201 234H202V233H201ZM209 234H210V233H209ZM227 234H228V235H227ZM241 234H242V233H241ZM2 235H3V236L0 235L2 238L6 237V236L8 237V235L5 236L4 233H2ZM11 235H12V233H11ZM22 235H23V234H22ZM24 235H26V234H24ZM31 235H32V234H31ZM31 235H30V236H31ZM60 235H61V234H60ZM81 235H82V234H81ZM102 235H103V236H104V235L106 236V234H102ZM118 235H120V236H118ZM155 235H156V234H155ZM163 235H164V234H163ZM172 235H174V234H172ZM185 235H186V234H185ZM185 235H184V236H185ZM190 235H191V234H190ZM205 235H207V233H206ZM242 235H243V237L245 238L246 235H245V234H242ZM244 235H245V236H244ZM9 236H10V235H9ZM15 236H16V235H15ZM28 236H27V237H28ZM30 236H29V237H30ZM33 236H34V235H33ZM33 236H31V237H32V240H33ZM53 236H54V235H53ZM57 236H58V235H57ZM65 236H66V235H65ZM74 236H75V235H74ZM78 236L80 237V235H78ZM78 236H77V237H78ZM83 236H84V234H83ZM110 236H111V234H110ZM117 236H118V238H117ZM144 236H145V235H144ZM157 236H158V235H157ZM168 236H169V235H168ZM178 236H179V235H178ZM178 236H177L176 238H178ZM192 236H193V235H192ZM199 236H200V234H199ZM238 236H240V235L238 234ZM249 236H250V234H249ZM259 236H263V235H259ZM1 237H0V238H1ZM13 237H14V234H13ZM23 237H24V236H23ZM29 237H28V238H29ZM41 237H42V236H41ZM58 237H59V236H58ZM67 237H68V235H67ZM70 237H72V236H70ZM75 237H76V236H75ZM97 237H98V236H97ZM97 237L95 236V238H97ZM121 237H122V238H121ZM128 237H127V238H128ZM131 237H130V238H131ZM181 237H182V235H181ZM186 237H187V236H186ZM186 237H184V238H186ZM210 237H211V236H210ZM210 237H209V238H210ZM213 237H212V239H213ZM233 237H234V236H233ZM243 237H242V238H243ZM251 237H253V236L251 235L250 238H251ZM11 238H12V237H11ZM34 238H35V237H34ZM43 238H44V237H43ZM46 238H47V237H46ZM53 238H54V237H53ZM68 238H69V237H68ZM73 238H74V237H73ZM81 238H82V237H81ZM84 238H85V237H84ZM89 238H90V237H89ZM95 238H94V241L96 240ZM106 238H107V236H106ZM111 238L115 239V238L113 237V235H112ZM111 238H109L111 241H109L108 238H107V240H108L107 242H111V243H113V241H112ZM127 238H126V239H127ZM130 238L127 239L128 241L126 240L127 243H128V245H131V244H133L134 242L137 243L138 240L134 241V238H132V240H131ZM149 238H150V236H149ZM179 238H180V237H179ZM191 238L193 239V237H191ZM191 238H189V240H190ZM199 238H200V237H198L197 240H198ZM201 238H202V236H201ZM227 238H226V240H228ZM236 238H237V235H236ZM244 238H243V239H244ZM246 238L249 239V237H246ZM261 238H262V237H261ZM261 238H259V239L256 238V241H257V239H258V241H261ZM29 239H30V238H29ZM48 239H50V238H48ZM69 239H70V238H69ZM86 239H87V238H86ZM97 239H98V238H97ZM101 239H102V237H101ZM101 239H99V240L104 242V240H101ZM103 239H104V238H103ZM169 239H170V238H169ZM171 239H172V237H171ZM182 239H183V238H182ZM192 239H191V240H192ZM195 239H196V238H195ZM202 239H203V238H202ZM221 239L223 240V242H221ZM248 239H247V240H248ZM5 240H6V238H5ZM8 240H10V239H8ZM8 240H6V243H7ZM24 240H25V239H24ZM24 240H22V241H24ZM30 240H31V239H30ZM34 240H36V239H34ZM34 240H33V241H34ZM43 240H44V239H43ZM53 240H54V239H53ZM57 240H58V239H57ZM72 240H73V239H72ZM105 240H106V239H105ZM129 240H130V242H132L131 244H129V243H130ZM174 240H175V238H174ZM189 240H186L187 243H188ZM199 240H201V239H199ZM199 240H198V241H199ZM205 240H206V239H205ZM208 240L210 241L211 239H208ZM208 240H206L207 247H211V246L215 245V244L213 243V245L210 246V245L208 244V242H209ZM229 240H228V241H229ZM232 240H233V239H232ZM237 240H238V238H237ZM263 240H264V239H263ZM263 240H262V241H263ZM0 241H1V239H0ZM2 241H3V240H2ZM10 241H11V240H10ZM10 241H8V244H9ZM37 241H38V243H39V241L41 242L42 240H37ZM44 241H47V239H45ZM44 241H43V242H44ZM48 241H50V240H48ZM78 241H80V240H78ZM89 241H91V240H89ZM114 241H115V240H114ZM133 241H134V242H133ZM148 241H149V240H148ZM150 241H151V240H150ZM154 241H155V239H154ZM192 241H193V240H192ZM198 241H196V243H198ZM215 241H216V240H215ZM215 241H213V242H215ZM242 241H243V240H242ZM244 241H246V239H245ZM251 241H253V240H251ZM262 241H261V243H262ZM12 242H13V241H12ZM43 242H42V243H43ZM64 242H66V241H64ZM80 242L82 243L83 241H80ZM87 242H88V240H87ZM92 242H93V239H92ZM119 242H120V241H119ZM119 242H116V243L114 242L115 244H112V245H117L116 247H119V246L121 247V245L118 246V244H121L122 242H120V243H119ZM124 242H125V241H124V239H123L122 248L119 247V248L117 249L118 251L115 250V251H112V252H113V253H114V252H115V253H116V252L119 253V255L116 254V257L118 258L117 260L120 261V264H133V263L136 264L135 262H133V261H135V257H137V256H136L137 253H135V249H134V252H133L134 254L131 253V252L133 251L132 249L135 248V246L132 245V249H131L132 251H131V252H129L130 250H129V251H126V250H128V249H127L128 247H126L127 244H126V242H125V243H124ZM138 242H139V241H138ZM177 242L179 243L178 240H177ZM182 242H183V240H182ZM203 242H204V240H203ZM203 242H202V240H201V242L199 241V244L201 243V245L205 247L206 245H205ZM210 242H212V241H210ZM218 242H219V241H218ZM263 242H264V241H263ZM0 243H1V242H0ZM15 243H16V242H15ZM25 243H26V242H25ZM36 243H37V242L35 241V244H36ZM42 243H39V244H41V245L43 246L45 242H44L43 244H42ZM72 243H73V242H72ZM75 243H76V242H75ZM88 243H89V242H88ZM100 243H101V242H100ZM104 243H106V242H104ZM111 243H110V244H111ZM136 243H134V244H136ZM155 243L157 244V242H155ZM170 243H171V242H170ZM185 243H186V242H185ZM190 243H192V242H190ZM193 243H194V242H193ZM202 243H203V244H202ZM215 243H216V242H215ZM247 243H248V241H247ZM259 243H260V242H259ZM10 244H11L10 246H11L12 248H13V246L15 245V244L13 245V243H11V242H10ZM26 244H29V243H26ZM35 244H34V245H35ZM46 244H47V243H46ZM46 244H45V245H46ZM63 244H64V243H63ZM78 244H79V243H78ZM92 244H93V243H92ZM95 244H99V242L97 241V243H96V241H95ZM95 244H94V245H95ZM159 244H161V243L158 242L157 245H159ZM164 244H165V243H164ZM166 244H167V243H166ZM182 244H183V243H182ZM218 244H219V243H218ZM218 244H217V245H218ZM249 244H250V243H249ZM251 244H252V243H251ZM256 244H257V243H256ZM12 245H13V246H12ZM16 245H17V244H16ZM36 245H38V244H36ZM41 245H40V248L45 247V246L42 247ZM75 245H76V244H74V248L77 247V246H75ZM89 245H90V244H89ZM99 245H100V244H99ZM102 245H104V244L101 243V246H102ZM112 245H111V246H112ZM128 245H127V246H128ZM157 245H156V246H157ZM162 245H163V244H162ZM162 245H161V246H162ZM175 245H176V243H175ZM180 245H181V244H180ZM180 245H179V246H180ZM191 245H192V244H191ZM191 245H190V246H191ZM194 245H195V244H194ZM196 245H197V244H196ZM201 245H200V246H201ZM208 245H209V246H208ZM217 245H216V246H217ZM225 245H226V246H225ZM231 245L229 246V248L231 247ZM233 245H232V246H233ZM242 245H243V244H242ZM244 245H245V244H244ZM244 245H243V246H244ZM254 245H255V244H254ZM257 245H258V244H257ZM2 246H3V245H2ZM2 246H1V247H2ZM30 246H32V245H30ZM47 246H49V244H48ZM83 246H84V244H83ZM87 246H88V245H87ZM87 246H86V247H87ZM108 246H109V245H108ZM123 246H125V247L123 248ZM137 246H141V245L139 244V245H137ZM154 246H155V245H154ZM165 246H166V245H165ZM188 246H189V245H188ZM188 246H187V247H188ZM200 246H198V247H200ZM245 246H246V245H245ZM258 246H260V245H258ZM23 247H24V246H23ZM36 247H37V246H35V248H36ZM38 247H39V246H38ZM52 247H53V245H52ZM62 247H63V245H62ZM92 247H93V246H92ZM113 247H114V246H112V248H113ZM116 247H115V248H116ZM129 247H130V246H129ZM146 247H147V246H146ZM170 247H171V246H170ZM170 247H168L169 249H168V248H165V249H164L165 251H163V252H167V255H166V257H167V258H166V262H167V264H186V263L191 264L192 262H193V264H194V263H195V264H213L214 262H211V261H214L216 258H219L218 256H220V254L217 253V252H216V254H218V256H217V257L213 256V255H216V254H215V253L213 254V249L211 250V248H212V247H211V248H209V249L212 251L211 254H213L212 256H213L215 259L210 261V255H211L210 252H211V251L208 250V248H206V249H207L208 252L210 251L209 253H208L206 250L203 251L204 248L202 247V248H203V249H202V252H201V251H200V252L203 253V252L206 251V254H207V256L209 257V259L207 258V256H205L206 259H202V258H200V257H202V256H201V254H200L199 251H198L199 253L197 252L199 259H198V258L191 259V258L189 257L190 253H189V254H188V253H184V251H183V253H184V255H183V253L181 254L182 250H180L181 252L177 251V250H179L178 247L175 248V249H174V247H173V248H170ZM221 247H223V246H221ZM238 247H239V248H238ZM246 247H247V246H246ZM14 248H15V247H14ZM19 248H20V247H19ZM29 248H30V247H29ZM29 248H28V249H29ZM40 248H36V249H35V250H36L35 253H37V255H38V251H37V250H39ZM97 248H98V247H97ZM109 248H110V247H109ZM130 248H131V247H130ZM136 248H139V247H136ZM156 248L159 249V248H161V247H160V245H159V247L157 246ZM162 248H164V247H162ZM191 248H192V247H191ZM200 248H201V247H200ZM213 248H214V246H213ZM244 248H245V247H244ZM260 248H261V247H260ZM30 249H32V247H31ZM49 249L51 250L50 252H53V250H54V248H53V250H52V248H50V247H49ZM55 249L57 250V248H55ZM65 249H66V246H65ZM68 249H69V248H68ZM78 249H79V248H78ZM78 249H77V250H78ZM83 249H84V248H83ZM145 249H146V248H145ZM189 249H190V248H189ZM1 250H3V248H2ZM18 250H19V249H18ZM20 250H21V249H20ZM24 250H25V249H24ZM42 250L44 251V249H42ZM42 250H41V251H42ZM46 250H47V248H46ZM56 250H54V253H55ZM79 250H80V249H79ZM79 250H78V251H79ZM85 250L87 251V249H85ZM99 250H100V249H99ZM113 250H114V248H113ZM156 250H157V249H156ZM184 250H186V249L184 248ZM195 250H196V249H195ZM195 250H194V251H195ZM197 250H198V249H197ZM215 250H214V251H215ZM230 250H231V249H230ZM233 250H232V251H233ZM247 250H248V248H247ZM6 251H7V249H6ZM12 251H13V250H12ZM21 251H22V250H21ZM25 251H26V250H25ZM27 251H28V250H27ZM33 251H34V249H33ZM69 251H70V249H69ZM69 251H68V253H69ZM73 251H76V250L72 249L71 252H73ZM78 251L74 252L72 255H74V254L77 253ZM80 251H81V250H80ZM83 251H84V250H83ZM83 251H82V252H83ZM89 251H90V249H89V247H88V252H89ZM91 251H92V250H91ZM107 251H108V250H107ZM107 251H105L104 253H106ZM152 251H154V250H152ZM152 251H150V253H151ZM158 251H159V250H158ZM194 251H192V253H193ZM258 251H260V250H258ZM258 251H257V252H258ZM2 252H3V251H2ZM7 252L10 253L9 250H8ZM16 252H17V251H16ZM16 252H14L15 255L18 254V253H16ZM39 252H40V251H39ZM48 252H49V251H48ZM48 252L44 253L43 255H45V254H49ZM58 252H60V250H59ZM61 252H62V251H61ZM63 252H64V251H63ZM92 252H93V251H92ZM94 252H95V251H94ZM96 252H97V251H96ZM112 252H111V253H112ZM145 252H146V251H145ZM145 252H144V253H145ZM155 252H156V251H155ZM160 252H161V251H160ZM185 252H186V251H185ZM188 252H191V250H189ZM195 252H196V251H195ZM228 252H229V254H228ZM263 252H264V251H263ZM263 252L260 251V254H262ZM4 253H5V252H4ZM31 253H34V252H31ZM79 253H80V252H79ZM83 253H84V252H83ZM85 253H86V252H85ZM109 253H110V252H109ZM111 253H110V254H111ZM138 253H139V252H138ZM158 253H159V252H158ZM158 253H157V255H158ZM250 253H251V252H250ZM0 254H1V252H0ZM11 254H13V253H11ZM19 254H20V252H19ZM25 254H26V252H25ZM28 254H29V253H28ZM41 254H42V252H41ZM60 254H61V253H60ZM64 254H65V253H64ZM151 254H152V253H151ZM154 254H156V253H154ZM186 254H188V255L186 256ZM197 254H196V255H197ZM244 254H245V255H244ZM1 255H2V254H1ZM29 255H30V254H29ZM43 255H42V256H43ZM53 255H55V254H53ZM67 255H68V254H67ZM72 255H71V256H72ZM76 255H78V254H76ZM76 255H75V259H76V257H77ZM79 255H81V254H79ZM83 255H84V254H83ZM88 255H89V254H88ZM97 255H99V254L97 253ZM111 255H112V254H111ZM132 255H133V256H132ZM134 255H135V257H134ZM146 255H147V254H146ZM192 255H193V254H192ZM228 255H229V258H230L231 256H233V257H231V258H233V259H231V258L229 259V258H228V260H227V256H228ZM4 256H5V255H4ZM12 256H14V255H12ZM22 256H23V255H22ZM27 256H28V255H27ZM39 256H40V255H39ZM50 256H51V255H50ZM50 256H49V257H50ZM101 256H103V254H102ZM101 256H100V257H101ZM107 256H109V255H107ZM107 256H106L105 258H107ZM114 256H115V254H114ZM118 256H119V257H118ZM193 256H195V254H194ZM258 256H259V255H258ZM2 257H3V256H2ZM6 257H7V256H6ZM9 257H10V254H9ZM9 257H8V258H9ZM16 257H17L18 260H19V257H18V256H16ZM32 257H33V256H32ZM32 257H29V256H28L29 259L32 258ZM43 257H44V258H45V257L49 258L48 256H43ZM57 257H58V256H57ZM68 257H69V256H68ZM78 257H79V256H78ZM81 257H84V256H81ZM85 257H86V256H85ZM96 257H98V256H96ZM148 257H149V256H148ZM158 257H159V255H158ZM221 257H220V258H221ZM223 257H224V256H223ZM254 257L257 258V259H259V261H258L257 259H255ZM262 257H264V256H261V258H262ZM0 258H1V257H0ZM13 258H14V257H13ZM24 258H25V255H24ZM26 258H27V257H26ZM26 258H25V259H26ZM28 258H27V259H28ZM34 258H35V257H34ZM36 258H37V257H36ZM44 258H43V259H44ZM50 258H53V256L50 257ZM50 258H49L48 262L50 261ZM70 258H71V257H70ZM88 258H89V256H88ZM98 258H99V257H98ZM98 258H96V259H98ZM109 258H111V256H110ZM109 258H108V259H109ZM154 258L156 259V257H154ZM160 258H162V257H160ZM220 258H219V259H220ZM10 259H11V258H10ZM15 259H16V258H15ZM22 259H23V258H22ZM32 259H33V258H32ZM37 259L39 260L40 258L38 257ZM58 259H59V258H58ZM73 259H74V258H72L71 260H73ZM90 259H91V258H90ZM93 259H94V258H93ZM96 259H95V261H96ZM102 259H104V258H102ZM111 259H113V257H112ZM143 259H144V258H143ZM219 259H218V260H219ZM235 259H234V260H235ZM237 259H236V260H237ZM1 260H2V259H1ZM7 260H8V259H7ZM20 260H21V259H20ZM34 260H35V259H34ZM59 260H60V259H59ZM67 260H68V259H67ZM67 260H66V261H67ZM76 260H77V259H76ZM81 260H82V258H81ZM81 260H80V261H81ZM83 260H84V259H83ZM104 260H105V259H104ZM104 260H103V261H104ZM114 260H115V259H114ZM114 260H112V261L114 262ZM162 260H165V257H164V259H161L160 261H162ZM220 260H221V259H220ZM220 260H219V261H220ZM256 260H257V261H256ZM8 261L11 262L10 260H8ZM21 261H22V260H21ZM30 261H32V260H30ZM30 261H29V262H30ZM36 261H37V260H36ZM36 261H35V262H36ZM39 261H40V260H39ZM41 261H42V260H41ZM44 261H46V260H44ZM51 261H53V260H51ZM54 261H55V260H54ZM62 261H64V260H62ZM85 261H88V260H85ZM93 261H94V260H93ZM93 261H92V263H93ZM103 261H102V262H103ZM108 261H109V260H108ZM108 261H107V262H108ZM137 261H138V259H137ZM222 261H223V258H222ZM222 261H221V264H225V262L222 263ZM238 261H237V262H238ZM262 261H264V260H262ZM0 262H1V261H0ZM13 262H14V260H13ZM18 262H19V261H18ZM74 262H75V261H73V263H74ZM96 262H97V261H96ZM99 262H101V258H100V261H99ZM107 262H105V263L108 264ZM110 262H111V261H110ZM116 262H118V261H116ZM237 262H236V263H237ZM6 263H7V262H6ZM19 263H20V262H19ZM44 263H45V262H44ZM57 263H58V262H57ZM83 263H84V262H83ZM88 263H89V262H88ZM90 263H91V262H90ZM94 263H95V262H94ZM137 263H138V262H137ZM146 263H147V262H146ZM153 263H154V262H153ZM160 263L162 264V263H165V262H159V264H160ZM219 263H220V262H219ZM236 263H235V264H236ZM9 264H11V263H9ZM14 264H15V262H14ZM16 264H17V263H16ZM21 264H24V262H21ZM26 264H27V261H26ZM30 264H32V263L30 262ZM33 264H35V263L33 262ZM36 264H37V263H36ZM38 264H39V263H38ZM45 264H47V263H45ZM54 264H55V263H54ZM58 264H59V263H58ZM65 264H66V262H65ZM75 264H78V262H75ZM79 264H81V263L79 262ZM99 264H101V263H99ZM103 264H104V263H103ZM110 264H112V263H110ZM115 264H119V262H118V263H115ZM141 264H142V263H141ZM143 264H144V263H143ZM165 264H166V263H165ZM214 264H217L216 261H215ZM229 264H230V263H229Z\"/></svg>","mask_w":264,"mask_h":264}]
</instances>
